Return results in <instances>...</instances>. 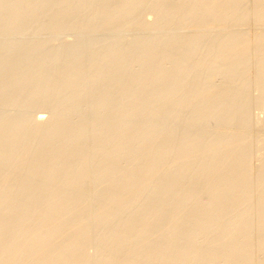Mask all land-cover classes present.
<instances>
[{
	"label": "bare ground",
	"instance_id": "bare-ground-1",
	"mask_svg": "<svg viewBox=\"0 0 264 264\" xmlns=\"http://www.w3.org/2000/svg\"><path fill=\"white\" fill-rule=\"evenodd\" d=\"M3 1V0H2ZM6 1V0H5ZM8 1H10V0H8ZM22 1V0H21ZM33 1V0H32ZM36 1V0H35ZM38 1V0H37ZM62 0H60V2H61ZM76 1V0H75ZM79 1V0H78ZM82 1V0H81ZM89 2H90V0H88ZM102 1V0H101ZM140 1V0H139ZM139 1H137V2H139ZM141 1H143V0H141ZM140 1V2H141ZM162 1V3H161V7L159 6V5H157V6H159L158 8L160 9V10H158V11H160V12H158L157 14H159V15H157L159 18H160V16L161 17H163L162 19L164 20V18L166 19V16H168V15H173L174 13H175V11L177 12L179 9H180V7H178L179 9H177L176 10V6L179 4V5H183V3L182 4H180L177 0L175 1V0H161ZM171 1H175L174 2V4H176L175 5V7H174V9H172V8H170L172 5H174ZM218 0H194L193 2L191 1V3H193V4H188V5H186V7H188V8H190V11H187L189 14H187L188 16L187 17H198L199 19H200V21H202V22H205L206 24H209L211 21H217V23H221V24H223V22H225V21H227L226 19L228 18L227 17V14L229 13V12H235V9L238 7V4H240V2L242 1V0H224V4H220L219 2H217ZM221 1V0H220ZM244 1V0H243ZM251 1V0H250ZM250 1H248V3L250 4ZM264 1V0H263ZM262 0H252V2H251V4H252V7H251V5H250V7H251V10H250V12H249V10H247L246 12L247 13H245V10L243 11L244 12V14L242 13V11L241 10H239V11H241L240 12V14H239V16H238V14H237V16L239 17V18H241V19H243V20H245L246 19V21L249 19V20H251V22H255L256 24H257V26H258V24L259 25H261L262 26V29L260 30V31H258V32H252L253 34L251 35L250 33H249V35H251V37H245V35L243 34H236V35H231L230 34V36H226V35H223V36H226V37H223L222 36V34L220 35V33H219V35H220V37L222 36L223 38L220 40V37H215V39L217 38V40H219V44H217V46H215L216 45V42H217V40L214 42L212 39H213V36H212V38H210L214 43H215V49H217V51L215 52V50H214V54L215 55H212V51L210 50V52H211V55L213 56L212 57V59H210V61H212V64L213 63H215V65H216V63L217 62H215V61H220L219 59H221L222 61H223V63L225 64H223L222 63V61H220L221 62V64H223V66H225V70H224V67H219V66H217L218 68H220L221 70H222V68H223V70L224 71H226V72H228L227 74L228 75H225V76H227V78H226V81H228V83H229V85H231L230 83V81H233L232 82V84L235 86V88L237 89V87H236V85L235 84H237V82L235 83L234 82V80L237 78H233V74H234V70L238 67H242V65H243V62L244 61H242L243 59V57L244 56H251L252 54H253V52H255L256 50L257 51H262V53H261V56H260V53H259V55L257 56L258 58H256V57H253L254 55H252V57L251 58H255V59H258L256 62H258V66L256 65V68H253V71L252 72H254L255 71V69H257L256 71H255V73H252V76H254V78L252 77L251 79H253V84L254 85H252V86H256V89H257V87H259L260 85H263L264 84V5H262V4H264V3H261V2H263ZM4 2V1H3ZM17 2V1H16ZM39 2V4H40V1H38ZM37 2V3H38ZM58 2H59V0H58ZM60 2H59V6H60ZM64 2V1H63ZM80 2V1H79ZM83 2V1H82ZM95 2V1H94ZM119 2H120V5L118 6L119 7V9H118V11L120 10L121 12H122V14H126V13H130L129 12V9L131 8L132 9V7H130V8H128V7H126V4H134V3H132L133 2V0H119ZM144 2H145V0H144ZM149 2H151L150 0H149ZM148 2V3H149ZM153 2V1H152ZM156 2H160V0H158V1H156ZM155 2V3H156ZM176 2H178V4L176 3ZM182 2V1H181ZM183 2H184V0H183ZM188 2H190V1H188ZM221 2H223V1H221ZM244 2H246V1H244ZM12 3V2H11ZM18 3V2H17ZM25 3H27V2H25ZM24 3V4H25ZM35 3V2H34ZM47 3V2H46ZM62 3V2H61ZM154 3V4H155ZM170 3H172V4H170ZM243 3V2H242ZM241 3V4H242ZM247 3V2H246ZM4 4V3H3ZM7 4V3H6ZM14 3H12L11 5H13ZM31 4V3H30ZM36 4V3H35ZM39 4H38V6H39ZM78 4V3H77ZM87 4V3H86ZM102 4V3H101ZM113 4V3H112ZM150 4V3H149ZM157 4V3H156ZM171 6H170V5ZM184 4H186V3H184ZM9 5V4H8ZM16 5V4H15ZM26 5V4H25ZM34 5V4H33ZM42 5V4H41ZM40 5V6H41ZM58 5V4H57ZM83 5V4H82ZM94 5V4H93ZM131 5V6H132ZM140 5H142L141 3H140ZM144 5H146L145 3L143 4V6ZM152 5V4H151ZM191 5V6H190ZM243 5V4H242ZM244 5H245V3H244ZM248 5V4H247ZM2 6V5H1ZM24 6V5H23ZM31 6V5H30ZM29 6V7H30ZM35 6V5H34ZM37 6V5H36ZM37 6V7H38ZM48 6V5H47ZM61 6H63V4L61 5ZM69 6V5H68ZM71 6H73L72 4H71ZM134 6V5H133ZM136 6V5H135ZM142 6V7H143ZM154 6V5H153ZM190 6V7H189ZM3 7V6H2ZM2 7H1V9H2ZM15 7H17V6H15ZM21 7V6H20ZM32 7V6H31ZM56 7V6H55ZM80 7H82V6H79V8ZM84 8H85V6H83ZM88 7V6H87ZM102 7V6H101ZM115 7V6H114ZM243 7V6H242ZM8 8V7H7ZM7 8H4V9H7ZM35 8V7H34ZM33 8V9H34ZM40 8V7H39ZM44 8V7H43ZM47 8H49V7H47ZM77 8H78V6H77ZM116 8V7H115ZM136 8V7H135ZM144 8V7H143ZM157 8V9H158ZM183 9H184V7H182ZM181 8V9H182ZM249 8V7H248ZM26 9H29L28 7L26 8ZM31 9V8H30ZM65 9V8H64ZM71 9V8H70ZM73 9V8H72ZM91 9V8H90ZM89 9V10H90ZM102 9V8H101ZM134 9V8H133ZM146 9H148V8H146ZM173 11H172V10ZM180 9V10H181ZM186 9V8H185ZM185 9L183 10V11H185ZM246 9V8H245ZM19 10H20V8H19ZM22 10H23V8H22ZM42 10V9H41ZM56 10V9H55ZM75 10V9H74ZM79 10V9H78ZM77 10V11H78ZM86 10V9H85ZM96 10V9H95ZM103 10H104V8H103ZM111 10V9H110ZM152 10V9H151ZM175 10V11H174ZM179 10V11H180ZM237 10V9H236ZM243 10V9H242ZM7 11V10H6ZM18 11V10H17ZM21 11V10H20ZM19 11V12H20ZM25 11V10H24ZM58 11V10H57ZM94 11V10H93ZM116 11V10H115ZM117 11V12H118ZM120 11L118 12V13H120ZM138 11V10H137ZM141 11V10H140ZM182 11V12H183ZM21 12H23V11H21ZM41 12V11H40ZM70 13H71V10L69 11ZM81 13L82 12H84V9H83V11H80ZM89 12H91V11H89ZM101 12V11H100ZM132 12V11H131ZM149 12V11H148ZM156 12H157V10H156ZM172 12V13H171ZM174 12V13H173ZM26 13V12H25ZM36 14H37V12H35ZM116 13V12H115ZM132 13H134V12H132ZM185 12H183V13H181V14H184ZM237 13H239V12H237ZM1 14V13H0ZM26 14H28V11H27V13ZM47 14V13H46ZM63 14V13H62ZM76 14V13H75ZM84 14V13H83ZM102 14H103V12H102ZM106 14V13H105ZM140 14H141V12H140ZM146 14H149V13H145V16H146ZM151 14V13H150ZM181 14H179L178 13V15L179 16H182L183 17V15H181ZM236 14V13H235ZM242 14V15H241ZM3 15V14H2ZM13 15V14H12ZM15 15V14H14ZM40 15H41V13H40ZM57 15V14H56ZM59 15V14H58ZM64 15V14H63ZM66 15V14H65ZM69 15H71V14H69ZM79 15V14H78ZM85 15V14H84ZM92 15H93V13H92ZM107 15V14H106ZM130 15H132V14H130ZM240 15H241V17H240ZM61 16V15H60ZM77 16V15H76ZM95 16V15H94ZM101 16V15H100ZM137 16V15H136ZM141 16V15H140ZM139 16V17H140ZM157 16L155 17V18H157ZM165 16V17H164ZM232 16H234V15H232ZM236 16V15H235ZM2 17V16H1ZM28 17V16H27ZM58 17V16H57ZM69 17V16H68ZM74 17V16H73ZM82 17V16H81ZM80 17V18H81ZM96 17V16H95ZM102 18L101 19H103V15L101 16ZM128 17V16H127ZM133 16H131V18H132ZM135 17V16H134ZM169 17V16H168ZM173 17H174V15H173ZM186 17V16H185ZM186 17V19H188ZM3 18H5V17H3ZM18 18V17H17ZM67 18V17H66ZM76 18H79V17H76ZM82 18H84V17H82ZM98 18H99V16H98ZM108 17H106V19H107ZM137 18V17H136ZM146 18H148V17H146ZM145 18V19H146ZM158 18V19H159ZM169 18H172V17H169ZM168 18V19H169ZM176 18V17H175ZM197 18V19H198ZM33 19V18H32ZM48 19V18H47ZM65 19V18H64ZM113 19V18H112ZM111 19V20H112ZM115 19V18H114ZM134 19V18H133ZM140 19V18H139ZM151 19V18H150ZM157 19V20H158ZM174 19V18H173ZM25 20V19H24ZM28 20V19H27ZM58 20H60V18L58 19ZM68 20V19H67ZM66 20V21H67ZM71 20H73V19H71ZM80 20H82V19H80ZM80 20H79V22H80ZM92 20H93V18H92ZM115 20H117V19H115ZM115 20H114V23H115ZM148 20H149V18H148ZM152 20H153V16H152ZM174 20H177V18L176 19H174ZM184 20V19H183ZM193 20H195L194 18H193ZM236 20V19H235ZM240 20V19H239ZM242 20V21H243ZM253 20V21H252ZM29 21V20H28ZM31 21H33V20H31ZM30 21V22H31ZM65 21V22H66ZM90 21V20H89ZM89 21H87V23L89 22ZM95 21H96V18H95ZM106 21V20H105ZM108 21V20H107ZM121 21V20H120ZM134 21H137V20H134ZM160 21V20H159ZM159 21H157V22H159ZM192 21V20H191ZM196 21V20H195ZM231 21V20H230ZM241 21V22H242ZM46 22V21H45ZM59 22V21H58ZM61 22V21H60ZM71 22V21H70ZM69 22V23H70ZM74 22H75V20H74ZM73 22V23H74ZM99 22H100V20H99ZM104 22V21H103ZM118 22V21H117ZM123 22H125V23H127L126 21H123ZM122 22V23H123ZM143 22V21H142ZM142 22H141V25H142ZM156 22V21H155ZM155 22H152L153 24L155 23ZM161 22V21H160ZM168 22V21H167ZM169 22H172V21H170L169 20ZM181 21H179V23H180ZM232 22V21H231ZM235 22L236 21H234L233 23L235 24ZM238 22V21H237ZM240 22V21H239ZM248 22V21H247ZM247 22H244L245 24L247 23ZM250 22V21H249ZM250 22V23H251ZM5 23H7V22H5ZM11 23V22H10ZM15 23H16V21H15ZM49 23V22H48ZM48 23H47V25H48ZM53 23V22H52ZM105 23V22H104ZM103 23V24H104ZM145 23V22H144ZM175 23V22H174ZM177 23V22H176ZM204 23V24H205ZM226 23H228V21L226 22ZM230 23V22H229ZM228 23V24H229ZM243 23V24H244ZM2 24V23H1ZM13 24V23H12ZM18 24V23H17ZM33 24V23H32ZM31 24V25H32ZM100 24V23H99ZM107 24V23H106ZM137 24H139V23H137ZM172 24H173V22H172ZM194 24H197V23H195L194 22ZM199 24V23H198ZM201 24H203V23H201ZM205 24V25H206ZM214 24V23H213ZM232 24V23H231ZM237 25H238V23H236ZM235 24V25H236ZM243 24H241L242 25V27H243ZM252 24V23H251ZM254 24V23H253ZM256 24H254V26L256 25ZM39 25V24H38ZM54 25V24H53ZM75 25V24H74ZM73 25V26H74ZM79 25V24H78ZM81 25V24H80ZM109 25V24H108ZM116 25V24H115ZM118 25V24H117ZM124 25V24H123ZM122 25V26H123ZM140 25V26H141ZM146 25H147V23H146ZM155 25V24H154ZM157 25V24H156ZM190 25V24H189ZM210 25V24H209ZM211 25H212V23H211ZM217 25V24H216ZM219 25V24H218ZM11 26V25H10ZM66 26V25H65ZM72 26V27H73ZM90 26V25H89ZM125 26V25H124ZM123 26V27H124ZM128 26H130V25H128ZM148 26V25H147ZM146 26V27H147ZM170 26V25H169ZM175 26V25H174ZM181 26H182V24H181ZM188 26V25H187ZM198 26V25H197ZM200 26V25H199ZM198 26V27H199ZM204 26V25H203ZM206 26H208V25H206ZM213 26V25H212ZM211 26V27H212ZM223 26V25H222ZM232 26V25H231ZM230 26V27H231ZM251 26V25H250ZM5 27V26H4ZM34 27V26H33ZM32 27V28H33ZM38 27V26H37ZM78 27V26H77ZM81 27V26H80ZM93 27H94V25H93ZM96 27V26H95ZM118 27H120V26H118ZM134 27V26H133ZM139 27V26H138ZM149 27H151V26H149ZM158 27V26H157ZM160 27V26H159ZM171 27V26H170ZM173 27V26H172ZM190 27H191V25H190ZM200 27H202V25L200 26ZM225 27H226V24H225ZM227 27H228V25H227ZM226 27V28H227ZM237 27H239V26H237ZM246 26H244V28H245ZM253 27V26H252ZM13 28V27H12ZM16 28V27H15ZM49 27H47V29H48ZM67 28H68V26H67ZM74 28V27H73ZM104 28V27H103ZM105 28H106V26H105ZM105 28H104V30H105ZM135 28H136V26H135ZM141 28V27H140ZM155 28V27H154ZM162 28V27H161ZM188 28V27H187ZM221 28V27H220ZM233 28H235V27H233ZM7 29H9V28H7ZM6 29V30H7ZM23 29V28H22ZM37 29V28H36ZM40 29V28H39ZM58 29V28H57ZM75 29V28H74ZM76 29H78V28H76ZM83 29V28H82ZM88 29V28H87ZM86 29V30H87ZM107 29V28H106ZM114 29V28H113ZM116 29V28H115ZM118 29V28H117ZM120 30H121V28H119ZM125 29H126V27H125ZM129 29V28H128ZM134 29V28H133ZM163 29V28H162ZM168 29L169 28H167V30L166 31H168ZM172 29H174V28H172ZM189 29H191V28H189ZM200 29V28H199ZM207 29V28H206ZM209 29H216V28H210V26H209V28H208V30ZM229 29V28H228ZM232 29V28H231ZM237 29V28H236ZM236 29H234V30H236ZM239 29V28H238ZM242 29V28H241ZM246 29V28H245ZM258 29V28H257ZM4 30V29H3ZM15 30V29H14ZM25 30H27V29H25ZM65 30V29H64ZM99 30H100V28H99ZM98 30V31H99ZM103 30V29H102ZM109 30V29H108ZM119 30V31H120ZM123 30V29H122ZM129 30H131V29H129ZM128 30V31H129ZM137 30H140V29H137ZM149 30V29H148ZM171 30V29H170ZM169 30V31H170ZM177 30V29H176ZM194 30H195V28H194ZM252 30V29H251ZM254 30H255V28H254ZM9 31V30H8ZM10 31H11V28H10ZM50 31V30H49ZM60 31V30H59ZM72 31V30H71ZM75 31V30H74ZM90 30H88V32H89ZM101 31V30H100ZM109 31H112V30H109ZM118 31V32H119ZM150 31V30H149ZM179 31V30H178ZM177 31V32H178ZM184 31V30H183ZM188 31V30H187ZM210 31V30H209ZM212 31V30H211ZM231 31V30H230ZM237 31V30H236ZM241 31V30H240ZM18 32V31H17ZM34 32V31H33ZM45 32V31H44ZM47 32V31H46ZM66 32V31H65ZM77 32H79V31H77ZM76 32V33H77ZM81 32V31H80ZM83 32V31H82ZM87 32V33H88ZM92 32V31H91ZM116 32H117V30H116ZM117 32V33H118ZM185 32V31H184ZM193 33H194V31H192ZM200 32V31H199ZM6 33V32H5ZM20 33V32H19ZM42 33V32H41ZM54 33V32H53ZM62 33V32H61ZM72 33V32H71ZM93 33H94V31H93ZM175 33V32H174ZM191 33V32H190ZM207 33V32H206ZM224 33H225V31H224ZM1 34V33H0ZM7 34V33H6ZM24 34V33H23ZM39 34H40V32H39ZM44 34V33H43ZM72 34H74V33H72ZM81 34V33H80ZM91 34V33H90ZM147 34V33H146ZM183 34V33H182ZM196 34V33H195ZM215 34V33H214ZM217 34V33H216ZM229 33L227 32V35H228ZM233 34V33H232ZM22 35V34H21ZM52 35V34H51ZM81 35H83V34H81ZM87 35V34H86ZM170 35V34H169ZM176 35V34H175ZM207 35V34H206ZM212 35V34H211ZM218 35V36H219ZM33 36V35H32ZM39 36V35H38ZM93 36V35H92ZM117 36V35H116ZM158 36H161V35H158ZM174 36V35H173ZM180 36V35H179ZM192 36H193V34H192ZM216 36V35H215ZM1 37V36H0ZM18 37H19V35H18ZM21 37V36H20ZM19 37V38H20ZM53 37H54V35H53ZM67 37V36H66ZM69 37V36H68ZM76 37V36H75ZM105 37H107V36H105ZM112 37V36H111ZM154 37V36H153ZM166 37H168V36H166ZM207 37V36H206ZM79 38V37H78ZM109 38V37H108ZM170 38H172V37H170ZM183 38V37H182ZM195 38V37H194ZM202 38L203 37H201V40H202ZM3 39V38H2ZM10 39V38H9ZM22 39V38H21ZM46 39V38H45ZM50 39H51V37H50ZM84 39H85V36H84ZM147 39V38H146ZM145 39V40H146ZM154 39V38H153ZM162 39V38H161ZM160 39V40H161ZM184 39H186V38H184ZM184 39H182V40H184ZM11 40V39H10ZM10 40H8V41H10ZM12 40H15V39H12ZM11 40V41H12ZM27 40V39H26ZM44 40V39H43ZM65 40V39H64ZM79 40V39H78ZM77 40V41H78ZM123 40H124V38H123ZM130 40V39H129ZM143 40H144V38H143ZM150 40H151V38H150ZM173 40V39H172ZM175 41H176V39H174ZM179 40V39H178ZM182 40H180V42L182 41ZM187 40V42L189 41V43L193 40L194 41V39H193V37H190L189 38V35H188V38L186 39ZM186 40H184L185 42H186ZM199 41H200V39H198ZM211 40H210V42H211ZM0 41L1 42H3V40H1L0 39ZM4 41H6V40H4ZM11 41H10V44L9 45H11ZM22 41V40H21ZM28 41V40H27ZM80 41H81V39H80ZM86 41V40H85ZM106 41V40H105ZM108 41V40H107ZM119 41V40H118ZM117 41V42H118ZM142 41V40H141ZM147 41V40H146ZM152 41V40H151ZM156 41V40H155ZM154 41V42H155ZM174 41V42H175ZM204 41V40H203ZM127 42V41H126ZM130 42V41H129ZM149 42V41H148ZM160 42V41H159ZM163 42H164V40H163ZM165 42H167V40L165 41ZM177 42V41H176ZM176 42H175V44H176ZM179 42V43H180ZM183 42V41H182ZM182 42L180 43L182 46H183V44H182ZM196 42H198L197 40H196ZM204 42H207V41H204ZM213 42H211V44L213 43ZM4 43V42H3ZM19 43V42H18ZM28 43V42H27ZM48 43V42H47ZM51 43V42H50ZM63 43V42H62ZM66 43V42H65ZM77 43V42H76ZM83 43V42H82ZM101 43V42H100ZM110 43H112V42H110ZM114 43V42H113ZM121 43V42H120ZM119 43V44H120ZM152 43V42H151ZM194 43H195V41H194ZM200 43V45L199 46H201V42H199ZM213 43V44H214ZM78 44V43H77ZM76 44V45H77ZM97 44V43H96ZM116 44H118V43H116ZM124 44V43H123ZM126 44V43H125ZM128 44V43H127ZM131 44H133V42L131 43ZM140 44V43H139ZM143 44H146V43H143ZM150 44V43H149ZM158 44V43H157ZM156 44V45H157ZM179 44V45H180ZM197 44V43H196ZM23 45V44H22ZM29 45V44H28ZM51 45V44H50ZM80 46H79V48L81 47V44H79ZM93 45H95L94 43H93ZM104 45V44H103ZM128 45H130V44H128ZM174 45V44H173ZM177 45H178V43H177ZM177 45H176V47H177ZM178 46L177 48H179V47H181L182 48V46ZM190 45H192V42H191V44ZM210 45V44H209ZM209 45H207L206 46V48L209 46ZM4 46V45H3ZM7 46V45H6ZM6 46H5V48H6ZM24 46H26V44L24 45ZM32 46V45H31ZM64 46V45H63ZM71 46V45H70ZM78 46V45H77ZM99 46V45H98ZM102 46V45H101ZM105 46V45H104ZM103 46V47H104ZM121 46V45H120ZM132 46V45H131ZM134 46V45H133ZM132 46V47H133ZM150 46V45H149ZM153 46V45H152ZM158 46H159V44H158ZM172 46V45H171ZM188 46V45H187ZM202 46H204V45H202ZM201 46V47H202ZM34 47V46H33ZM75 46H73V48H74ZM84 47H87L86 45L84 46ZM114 47V46H113ZM126 47V46H125ZM130 47V46H129ZM134 47H136V45L134 46ZM141 47V46H140ZM139 47V48H140ZM142 47H144V46H142ZM148 47V46H147ZM147 47H145V50L144 51H146V48ZM151 47V46H150ZM160 47V46H159ZM176 47H175V49H176ZM184 47H185V45H184ZM190 48L192 47V46H189ZM198 47V46H197ZM9 48V47H8ZM30 48V47H29ZM66 48V47H65ZM77 48V47H76ZM76 48H74L75 50H78V49H76ZM93 48V47H92ZM91 48V49H92ZM100 48H102V47H100ZM161 48V47H160ZM162 48H163V46H162ZM161 48V49H162ZM173 48V47H172ZM180 48V49H181ZM187 48V47H186ZM205 48V49H206ZM212 48V47H211ZM1 45H0V51H1ZM13 49V47L11 46V48H9L8 50H12ZM26 50L28 49V48H25ZM24 49V50H25ZM68 49V48H67ZM74 49H72V50H74ZM81 49H85V48H81ZM87 49V48H86ZM103 49V48H102ZM101 49V50H102ZM110 49V48H109ZM109 49H108V47H107V50L109 51ZM112 49V48H111ZM117 49V48H116ZM154 50L153 48H150V50ZM155 49H157L156 47H155ZM164 49V48H163ZM194 49V48H193ZM198 49H200V47L198 48ZM209 49H210V47H209ZM25 50V51H26ZM45 50V49H44ZM98 50V49H97ZM125 50V49H124ZM132 50V49H131ZM130 50V51H131ZM136 50V49H135ZM135 50H134V53L133 54H136L135 53ZM149 49L146 51L147 53L150 51ZM151 50V51H152ZM166 50H167V52H168V49L166 48ZM171 51H172V49H170ZM174 50V49H173ZM191 50V49H190ZM29 51V50H28ZM36 51H38V50H36ZM46 51V50H45ZM49 51H50V49H49ZM48 51V52H49ZM54 51V50H53ZM59 50H57V52H58ZM81 51V50H80ZM80 51H78V53H77V56H78V54L80 53ZM85 51V50H84ZM142 51H143V49H142ZM142 51L139 49V52H141L142 53ZM143 51V52H144ZM151 51H150V53H151ZM171 51H169V52H171ZM178 51V50H177ZM181 51H183V50H181ZM180 51V52H181ZM193 51V50H192ZM191 51V52H192ZM194 51H195V49H194ZM198 51V50H197ZM207 51V50H206ZM209 51V50H208ZM2 52V54H3V51H1ZM6 52H8L7 50L5 51V53ZM12 52V51H11ZM21 52V51H20ZM63 52V51H62ZM76 52V51H75ZM86 52H87V50H86ZM98 52H99V50H98ZM102 52V51H101ZM100 52V53H101ZM118 52V51H117ZM119 52H121L122 53V50L121 51H119ZM138 52V51H137ZM146 52H145V54H146ZM155 52V51H154ZM166 52V51H165ZM179 52V53H180ZM196 52V51H195ZM209 52V53H210ZM13 53H14V51H13ZM12 53V54H13ZM27 53V52H26ZM37 53V52H36ZM39 54H40V52H38ZM45 53H47V51L45 52ZM66 53V52H65ZM70 53V52H69ZM68 53V54H69ZM73 53V52H72ZM82 53V52H81ZM108 53V52H107ZM157 53H158V51H157ZM161 53V52H160ZM174 53V52H173ZM172 53V54H173ZM176 53V52H175ZM184 53V52H183ZM189 53V52H188ZM200 53V52H199ZM202 53V52H201ZM204 53V52H203ZM208 53V54H209ZM256 53V52H255ZM258 53V52H257ZM1 54V53H0ZM1 54V55H2ZM8 54V53H7ZM19 55H20V53H18ZM23 54V53H22ZM30 54V53H29ZM33 54H34V52H33ZM42 54V53H41ZM40 54V55H41ZM50 54V53H49ZM48 54V55H49ZM53 54V53H52ZM63 54V53H62ZM67 54V56H70V55H68ZM84 54H86V53H84ZM97 54V53H96ZM95 54V55H96ZM105 54V53H104ZM109 54V53H108ZM118 54V53H117ZM123 54V53H122ZM129 54H130V52H129ZM149 54V53H148ZM153 54V53H152ZM151 54V55H152ZM162 54V53H161ZM194 54V53H193ZM9 55V54H8ZM6 55V58L7 57H9V56H11V55ZM14 55V54H13ZM39 55V56H40ZM57 55V54H56ZM72 55V54H71ZM83 55V54H82ZM101 56H102V54H100ZM107 55V54H106ZM136 55H138V54H136ZM151 55L150 56H148L147 55V57H151ZM164 55V54H163ZM176 55H178V52H177V54ZM181 55H182V53H181ZM195 55V54H194ZM202 55V54H201ZM204 55V54H203ZM211 55H208V56H206V57H208V60H209V56L211 57ZM4 56V55H3ZM18 56V55H17ZM59 56V55H58ZM74 56H76V55H72V56H70V59H71V57L73 58ZM76 56V57H77ZM105 56V55H104ZM108 56V55H107ZM111 56V55H110ZM124 56H126V55H124ZM129 56H131V55H129ZM133 56V55H132ZM141 56V55H140ZM156 56V55H155ZM162 56V55H161ZM169 56V55H168ZM187 56H189L188 54H187ZM248 56V57H249ZM1 57V56H0ZM14 57V56H13ZM12 57V58H13ZM21 57H22V55H21ZM32 57V56H31ZM35 57V56H34ZM37 57V56H36ZM43 57H44V55H43ZM43 57H38L39 58V60L41 59V58H43ZM76 57L75 58H73V60L74 59H76ZM97 57V56H96ZM100 57V56H99ZM99 57H97V58H99ZM103 57V56H102ZM152 57H154V54H153V56ZM159 57H160V54H159ZM173 57V56H172ZM177 57V56H176ZM175 56H174V59L176 58ZM182 57H183V55H182ZM185 57L186 56H184V59H185ZM190 57H192V56H190ZM196 57V56H195ZM204 57H205V55H204ZM203 57V58H204ZM23 58V57H22ZM22 58H20L19 57V59H17V57L15 56L13 59L14 60H20V59H22ZM53 58V57H52ZM58 58L59 57H57V62L59 61L58 60ZM61 58V57H60ZM77 58H79V57H77ZM82 58V57H81ZM83 58H85V57H83ZM108 58V57H107ZM110 58V57H109ZM116 58V57H115ZM118 58H120V57H118ZM139 58V57H138ZM145 58V57H144ZM187 58V57H186ZM194 58V57H193ZM245 58V57H244ZM9 59V58H8ZM11 59V58H10ZM44 59V58H43ZM47 59V58H46ZM63 59V58H62ZM68 59V58H67ZM80 59V58H79ZM87 59V58H86ZM126 59V58H125ZM124 59V60H125ZM130 59H132V58H130ZM134 59V58H133ZM132 59V60H133ZM154 59V58H153ZM157 59H158V56H157ZM162 59H164L163 57H162ZM162 59H160L161 61H162ZM183 58L181 59V57L180 58H177V61H178V63H181V62H183V60H184ZM192 59V58H191ZM199 59H201V58H199ZM206 59V58H205ZM255 59H253L254 61H255ZM3 60H5V59H3ZM17 60L15 61L16 63H17ZM25 60H26V58H25ZM24 60V61H25ZM27 60H30V58L28 59L27 58ZM26 60V61H27ZM32 60H34V59H32ZM38 60V59H37ZM36 59L34 60V61H36V62H38ZM51 60V59H50ZM53 60V59H52ZM69 60V59H68ZM83 60V59H82ZM100 61H101V59H99ZM98 60V61H99ZM113 60V59H112ZM117 60V59H116ZM123 60V59H122ZM135 60V59H134ZM140 60H142V58H140ZM139 60V61H140ZM155 60H156V58H155ZM159 60V61H160ZM166 60V59H165ZM172 61H175V60H173V59H171ZM195 60V59H194ZM246 61H248V63L247 62H244L245 64L244 65H247V64H250L251 65V62H252V60H250V63H249V60H247V58L245 59ZM7 61V60H6ZM11 61V60H10ZM22 61H23V59H22ZM41 62H39L38 64H40L41 65V63H42V60H40ZM46 61H48V60H46ZM45 61V62H46ZM61 61V60H60ZM70 61H72V60H69V62ZM75 61V60H74ZM78 61V60H77ZM77 61H75V62H77ZM110 61V60H109ZM115 61V60H114ZM119 61V60H118ZM121 61V60H120ZM120 61H119V64H120ZM151 61V60H150ZM153 61V60H152ZM192 61V60H191ZM253 61V62H254ZM1 62V64H2V60L0 61ZM3 62H5V61H3ZM12 62V61H11ZM43 62H44V60H43ZM53 62V61H52ZM56 62V63H57ZM68 62V61H67ZM69 62H68V64H69ZM74 62V63H75ZM82 62V61H81ZM89 62V61H88ZM95 61H93V63H94ZM108 62V61H107ZM124 62V61H123ZM122 61H121V63H123ZM128 62V61H127ZM130 62V61H129ZM133 62V61H132ZM135 62V61H134ZM140 62H142V61H140ZM186 62V61H185ZM189 62H190V60H189ZM193 62V61H192ZM195 62H197V61H195ZM194 62V63H195ZM199 62H201V61H199ZM206 62V61H205ZM220 62H218L219 64H220ZM6 63H8L7 64V66L9 67V62H5V64ZM55 63V62H54ZM62 63V62H61ZM66 63V62H65ZM77 63H79V62H77ZM83 63V62H82ZM85 63V62H84ZM98 63V62H97ZM97 63H94V64H97ZM106 63V62H105ZM112 63H113V61H112ZM125 63V62H124ZM162 63V62H161ZM168 63H169V61H168ZM247 63V64H246ZM4 64V63H3ZM4 64V65H5ZM15 64V63H14ZM50 65H51V63H49ZM60 64V63H59ZM106 64H108V63H106ZM135 64V63H134ZM139 64V62L137 63V65ZM141 64V63H140ZM150 64V63H149ZM164 64V63H163ZM163 64H160V65H158V66H162ZM193 64V63H192ZM211 64V62L209 63V66L211 65V68H212V65ZM4 65H0V67L2 66V67H4L5 68V66ZM21 65H25L24 63L23 64H21ZM70 65V64H69ZM71 65H74L73 63L71 64ZM83 65V64H82ZM84 65H86V64H84ZM127 65H128V63H127ZM143 65H144V63H143ZM151 65V64H150ZM149 65V66H150ZM152 65H155V64H153V62H152ZM152 65L150 66V67H152ZM174 65V64H173ZM172 65V66H173ZM188 65L189 66H191V64L190 63H188ZM187 65V66H188ZM194 65V64H193ZM197 65V64H196ZM207 65H208V63H207ZM218 65V64H217ZM11 66V65H10ZM20 66V65H19ZM19 66H17V67H19ZM66 66H67V64H66ZM99 66H100V63H99ZM101 66L103 67L104 65L101 63ZM109 66L110 65H108V68H109ZM112 66H115V65H112ZM122 67H123V65H121ZM126 66V65H125ZM133 67H134V65H132ZM209 66L207 67V68H209ZM248 66V65H247ZM13 66H11L10 68H12ZM17 67H15V68H17ZM29 67V66H28ZM34 66H32L31 67V70H33L32 68H33ZM45 67V66H44ZM62 67V66H61ZM61 67H60V70H61ZM69 67V66H68ZM71 67V66H70ZM75 67V66H74ZM73 67V68H74ZM83 67V66H82ZM130 66L128 65V68H129ZM149 67V68H150ZM155 67H157L156 65H155ZM167 67V66H166ZM179 67H180V65H179ZM192 67V66H191ZM191 67H189L190 69H191ZM196 67H198V66H196ZM200 67L201 66H199V69H200ZM203 67V66H202ZM216 67V66H215ZM236 67V68H235ZM244 67V66H243ZM253 67V66H252ZM27 68V67H26ZM25 68V69H26ZM42 68V67H41ZM46 68V67H45ZM49 68V67H48ZM47 68V69H48ZM59 68V67H58ZM63 68L65 69L66 67H64L63 66ZM86 68V67H85ZM95 68V67H94ZM108 68H106V70L108 69ZM113 68H115V67H113ZM113 68H112V70H113ZM121 68V67H120ZM128 68H127V70H128ZM136 68V67H135ZM134 68V69H135ZM141 69H143L142 67H140ZM145 68V67H144ZM149 68H147V69H149ZM158 68V69H157ZM156 69H154V71L153 72H155L154 74H155V78L157 79H161V77H162V79L164 80L165 79V77H167L168 76V74L166 75V70H165V72H164V68H163V72H162V69L160 70L159 69V67H157ZM169 68V67H168ZM176 68V67H175ZM182 68V66L180 67V69ZM184 68V67H183ZM188 68V69H189ZM245 69L247 68L246 66L244 67ZM249 68H251L250 66H249ZM9 69V68H8ZM7 69V70H8ZM30 69V68H29ZM44 69V68H43ZM43 69H42V71H43ZM53 69V68H52ZM57 69V68H56ZM67 69V68H66ZM84 69V68H83ZM118 69V68H117ZM123 69H125V68H123ZM137 70H138V66H137V68H136ZM186 69V68H185ZM187 69V70H188ZM194 69V68H193ZM197 69V68H196ZM199 69L197 70V71H199ZM240 69V68H239ZM243 68H241V70H242ZM245 69H244V71H245ZM5 70H6V68H5ZM16 70V69H15ZM15 70H14V72H15ZM18 70V69H17ZM19 70H21V68H19ZM28 70V69H27ZM37 70H39L38 72L39 73H41L40 71H41V69H37ZM49 70V69H48ZM55 70V69H54ZM53 70V71H54ZM60 70H59V72H58V70H57V72L58 73H60ZM100 70V69H99ZM99 70H98V72H99ZM102 70V69H101ZM105 70V69H104ZM130 70H132V68L130 69ZM146 70V69H145ZM152 70H153V68H152ZM174 70V69H173ZM176 70H178V68L176 69ZM187 70H185V71H187ZM218 70V69H217ZM238 70V69H237ZM237 70L235 71L236 72V75L239 73V72H237ZM248 70V69H247ZM10 71H11V69H10ZM26 71V70H25ZM52 71V70H51ZM114 71V70H113ZM116 71H118V70H116ZM135 71V70H134ZM141 71V70H140ZM169 72H170V69L168 70ZM181 71V70H180ZM184 71V72H185ZM190 71V70H189ZM196 70H194V72H195ZM196 71V72H197ZM202 71H203V69H202ZM209 71V70H208ZM224 71H222V72H224ZM33 72H36V73H38L37 71H33ZM44 72V71H43ZM46 72H48V71H46ZM45 72V73H46ZM50 72V71H49ZM73 71H71V72H69V73H72ZM97 72V73H98ZM101 72V71H100ZM107 72V71H106ZM108 72H109V70H108ZM112 72V71H111ZM115 72V71H114ZM121 72V71H120ZM123 72V71H122ZM121 72V74L123 75L124 73H122ZM125 72V71H124ZM127 72V71H126ZM129 72V71H128ZM135 72H137V71H135ZM183 72V73H184ZM193 72V73H194ZM218 72V71H217ZM216 72V73H217ZM222 72H220L221 74H222ZM225 72V73H226ZM246 72V71H245ZM244 72V73H245ZM11 73H13V71L11 72ZM16 73H18V71L16 72ZM20 73H22V71L20 72ZM140 73V72H139ZM144 73H146V72H144ZM147 73H150V72H148V70H147ZM147 73L145 74L146 76H147ZM163 73H164V75H166L165 77H164V75H163ZM176 73V71H174V74ZM181 73V72H180ZM180 73H178V74H180ZM182 73V74H183ZM186 74H187V72H185ZM192 72L190 71V74H191ZM200 73V72H199ZM208 73V72H207ZM240 73H242V72H240ZM239 73V74H240ZM244 73H242V74H244ZM1 74H3V75H1V76H4V75H6V76H8V80L9 79H11L10 77H12V76H10L9 77V75H8V71L6 72L5 71V73H1ZM50 74H52L51 72L48 74V75H50ZM77 74V73H76ZM75 74V75H76ZM83 74H85V70H84V73ZM87 74V73H86ZM85 74V75H86ZM93 74H95V73H93ZM109 74H110V72H109ZM112 74H113V72H112ZM115 74H116V72H115ZM118 75H119V73H117ZM117 74H116V76H114V79L115 78H117ZM121 74L119 75V76H121ZM130 74V73H129ZM133 74V73H132ZM135 74V73H134ZM142 74V73H141ZM140 74V75H141ZM153 74V73H152ZM171 74H172V72H171ZM170 74V75H171ZM177 74V73H176ZM182 74H180V75H182ZM202 74V73H201ZM204 74V73H203ZM209 74H210V72H209ZM218 74H219V72H218ZM218 74H216V75H218ZM255 74V75H254ZM11 75V74H10ZM13 75V74H12ZM17 75V74H16ZM19 75V74H18ZM17 75V76H18ZM21 75V74H20ZM22 75H25V74H22ZM29 74H27V77H29L28 76ZM32 75H33V73H32ZM31 74H30V76H32ZM47 75V74H46ZM53 75V74H52ZM70 75V74H69ZM74 75V76H75ZM98 75H99V73H98ZM101 75H102V73H101ZM126 75H128V74H126ZM150 75H151V73H150ZM195 75V74H194ZM196 75H198V74H196ZM215 75V74H214ZM245 75H249V74H245ZM26 76V75H25ZM34 76V75H33ZM37 76H40V75H37ZM43 76H45V74L43 75ZM87 76V75H86ZM88 76H89V73H88ZM135 77H137V76H139L138 74H137V76H136V74L134 75ZM143 76V75H142ZM154 75H152V77L151 78H154L153 77ZM178 75H176V77H177ZM183 76H185L184 74H183ZM190 76V75H189ZM192 77H193V74L191 75ZM218 76H220V75H218ZM225 76H224V78H225ZM15 76L13 75V78H14ZM26 77V78H27ZM35 77V76H34ZM59 77V76H58ZM80 77V76H79ZM82 77V76H81ZM80 77V78H81ZM85 77V76H84ZM91 77H92V75H91ZM106 77V76H105ZM107 77H108V75H107ZM111 77V76H110ZM113 77V76H112ZM122 77V78H121ZM120 77V79H122V80H124L123 79V76H121ZM134 77V78H135ZM145 77V76H144ZM144 77H142V79H143V81H144ZM148 77H149V74H148ZM170 76H168V78H169ZM172 77V76H171ZM179 77V76H178ZM191 77V78H192ZM196 77V76H195ZM241 77H243V75H241ZM25 78V77H24ZM26 78L24 79L25 80V83H26V85L28 84L27 82H26ZM83 78V77H82ZM86 78V77H85ZM119 78V77H118ZM125 78V77H124ZM131 78V77H130ZM141 77H137V79H140ZM147 78V77H146ZM145 78V79H146ZM168 78H166V79H168ZM173 78V77H172ZM183 77H181V79H182ZM199 78V77H198ZM215 78V77H214ZM239 78V77H238ZM248 78H250V77H248ZM14 79H16V77L14 78ZM21 79H22V77H21ZM30 79V78H29ZM35 79H38V80H40L39 78H36L35 77ZM35 79H33V80H35ZM42 79H43V77H42ZM42 79H41V81H42ZM45 80H46V78H44ZM43 79V80H44ZM51 79V78H50ZM63 79V78H62ZM109 79V78H108ZM108 79H107V81H108ZM111 79V78H110ZM120 79H116L117 80V82H119V80ZM132 79V78H131ZM130 79V80H131ZM136 78H135V80L134 79H132V80H134V81H136L137 80ZM142 79H140L141 81L140 82H143L142 81ZM165 79V80H166ZM189 79V78H188ZM188 79H186V80H188ZM234 79V80H233ZM240 80H241V78H239ZM245 79H247V77L245 78ZM244 79V80H245ZM23 80V79H22ZM47 80H49V79H47ZM52 80H53V78H52ZM56 80V79H55ZM58 80H59V78H58ZM61 80V79H60ZM72 80V79H71ZM77 80H78V77H77ZM97 80V79H96ZM116 80H114V81H116ZM127 80V79H126ZM129 80V79H128ZM149 80V79H148ZM151 80V79H150ZM155 80V79H154ZM164 80V81H165ZM176 80H178V79H176ZM175 80V81H176ZM183 80V79H182ZM197 80V79H196ZM199 80V79H198ZM202 80V79H201ZM221 80H222V77H221ZM243 80V81H244ZM16 81H17V79L16 80H14V83L16 84ZM21 81V80H20ZM19 81V82H20ZM28 81V80H27ZM51 81V80H50ZM70 81V80H69ZM69 81H67V82H69ZM73 81V80H72ZM71 81V82H72ZM76 81V80H75ZM74 81V82H75ZM88 81V80H87ZM104 81H105V79H104ZM139 81V80H138ZM167 81V80H166ZM170 81V80H169ZM178 81H180V79L178 80ZM177 81V82H178ZM209 81V80H208ZM214 81V80H213ZM224 81H225V79H224ZM238 81V80H237ZM248 81V80H247ZM250 81V80H249ZM9 82V81H8ZM7 82V80L5 81V83L7 84L8 83ZM11 82V81H10ZM8 83L7 85V87H8V90H7V87H6V90H7V92H9L10 90H9V88L10 89H12L13 87H14V85H13V87H12V84H14V83ZM13 82V81H12ZM19 82H18V84H17V87H18V91H19V89H22V88H20L19 87ZM24 82V81H23ZM22 82V83H23ZM31 82V81H30ZM38 82V81H37ZM43 82V81H42ZM41 82V83H42ZM52 82V81H51ZM50 82V83H51ZM66 82V79H65V81H64V83ZM77 82V81H76ZM78 82H81V81H78ZM95 82V81H94ZM120 82H122V81H120ZM129 82V81H128ZM128 82H126V84L128 83ZM130 82H132V81H130ZM129 82V84L130 85H126V88H127V86H130V87H132L131 85L133 84V83H130ZM145 82H147V80H145ZM144 82V83H145ZM162 82V81H161ZM160 82V83H161ZM182 82V81H181ZM181 82H178V83H181ZM193 82V81H192ZM204 82V81H203ZM206 82V81H205ZM210 83H211V81H209ZM223 82V81H222ZM240 82V81H239ZM246 82V81H245ZM245 82H244V84H245ZM251 82H252V80H251ZM1 83V82H0ZM5 83H3V85H5ZM44 83H45V81H44ZM49 83V82H48ZM61 82L59 81V84H60ZM82 83V82H81ZM85 83V82H84ZM103 83H105V82H103ZM102 83V84H103ZM123 83V82H122ZM124 83H125V81H124ZM139 83V82H138ZM138 83H136V85L138 84ZM157 83V82H156ZM155 83V84H156ZM158 83H159V81H158ZM163 83V82H162ZM165 83V82H164ZM176 83V82H175ZM183 83V82H182ZM188 83V82H187ZM198 83H199V81H198ZM242 84H243V82H241ZM250 83V82H249ZM2 84V83H1ZM1 84H0V86H1ZM9 84H11V86L9 85ZM24 84V83H23ZM45 84H47V81H46V83ZM55 84V83H54ZM62 84V83H61ZM60 84V85H61ZM66 84V83H65ZM64 84V85H65ZM97 84V83H96ZM99 84H100V81H98V86H99ZM106 84V83H105ZM112 84V83H111ZM140 84V83H139ZM143 84V83H142ZM141 84V85H142ZM168 84V83H167ZM172 84H174V82L172 83ZM195 84H196V82H195ZM205 84V83H204ZM208 84V83H207ZM218 84V83H217ZM225 84V83H224ZM244 84H243V86H244ZM22 85V84H21ZM25 85V84H24ZM37 85H39V84H37ZM50 85V84H49ZM52 85V84H51ZM58 85V84H57ZM71 86L72 85H74L73 84V82H72V84H70ZM70 85H69V87H70ZM75 85H76V83H75ZM77 85H78V83H77ZM76 85V86H77ZM82 85V84H81ZM86 85H87V83H86ZM88 85H90V84H88ZM101 85V84H100ZM107 85H109V83L107 84ZM135 85V84H134ZM134 85H133V88H134ZM144 85H146V84H144ZM164 85V84H163ZM162 85V86H163ZM165 85H166V83H165ZM182 85V84H181ZM185 85H186V82H185ZM190 85V86H189ZM189 85L187 84V87L189 86L190 87V92H191V90H193L194 88L192 87V89H191V84H190V82H189ZM196 85H198V84H196ZM232 85V86H233ZM247 85V84H246ZM10 86V87H9ZM28 86V85H27ZM26 86V87H27ZM66 86L68 87V85L66 84ZM65 86V87H66ZM80 86V85H79ZM79 86H77V87H79ZM85 86V85H84ZM93 86H95V85H93ZM106 86V85H105ZM112 86V85H111ZM115 86V85H114ZM118 86H120V87H122L121 85H118ZM138 86V85H137ZM150 86V85H149ZM158 87L159 86H161V85H157ZM171 86V85H170ZM170 86H168V87H170ZM175 86V85H174ZM176 86H177V84H176ZM175 86V87H176ZM193 86V85H192ZM205 86H206V84H205ZM210 86H211V84H210ZM210 86H209V88H207V87H204V88H207L205 91H207L206 92V94H205V98L207 99V101H208V103L207 104H205V106H207L208 105V107H211L210 106V101L211 100H213V106L214 105H216L215 103L216 102H214V100L216 99L215 97H221L222 98V100L223 99H226V100H231V101H229V104L228 103H226V100H224V102L226 103H224L223 102V105H224V109H225V107H226V112L228 111V113L230 112L231 113V110H233V111H236V106H238L239 105V100H237V104L238 105H236L235 106V108H233V106H232V103H234V102H232V101H236L235 99H236V97H239V95L240 94H238L237 95V92L239 91V90H242V88L241 89H238L237 91H236V89L234 88V89H232V87H231V90H235L234 92L233 91H230V90H228L227 89V91H230V92H227V91H225L226 90V86H228V84L226 85V86H224V87H226L225 89L224 88H222V87H220L219 86V88L217 89H214V88H210ZM233 86V87H234ZM12 87V88H11ZM31 87V86H30ZM52 87V86H51ZM54 87V86H53ZM66 87V88H67ZM75 87V86H74ZM83 87V86H82ZM124 87V86H123ZM147 87H148V85H147ZM164 87V86H163ZM163 87H159L160 89L161 88H163ZM172 87V86H171ZM174 87V88H175ZM187 87H185V88H187ZM189 87H188V89H189ZM241 87V86H240ZM249 86L247 85V88H248ZM263 87V86H262ZM3 89L4 90V88H5V86H4V88L3 87H0V89ZM32 88V87H31ZM34 88V87H33ZM76 88V87H75ZM85 88V87H84ZM97 88V87H96ZM98 88H100V87H98ZM109 87H107V89H108ZM113 88V87H112ZM118 88V87H117ZM125 88V87H124ZM123 88V89H124ZM129 88V87H128ZM143 87H141V88H138V89H140V91L141 90H144V89H142ZM149 88V87H148ZM152 88V87H151ZM166 88V87H165ZM164 88V89H165ZM173 87H172V89L173 90H175ZM177 88V87H176ZM181 88V87H180ZM229 88V87H228ZM239 88V87H238ZM1 89V90H2ZM57 88L55 87V90H56ZM71 89V88H70ZM80 88H78V90H79ZM82 89V88H81ZM80 89V90H81ZM87 89H89L88 87H87ZM91 89H93V88H91ZM103 89V88H102ZM105 89H106V87H105ZM119 89V88H118ZM123 89H119V91L120 90H123ZM131 89V88H130ZM135 89H137V88H135ZM135 89H133L134 91H137V90H135ZM146 89V88H145ZM150 89V88H149ZM144 90V91H147V93H149V95H150V92H148V91H150V90ZM154 89H155V87H154ZM153 89V90H154ZM157 89V88H156ZM171 89V90H172ZM203 89V88H202ZM243 89H245V88H243ZM2 90V91H3ZM5 90V91H6ZM13 90V89H12ZM11 90V91H12ZM30 90H33V89H30ZM36 90V89H35ZM53 90V89H52ZM58 90V89H57ZM66 90V89H65ZM74 90H76V89H74ZM109 90H110V88H109ZM117 90V89H116ZM132 90V89H131ZM130 90V91H131ZM152 90V89H151ZM161 90H163V89H161ZM160 90V91H161ZM171 90H169V89H166V91H171ZM178 90H180L179 88H178ZM184 90H186V89H184ZM195 90V89H194ZM196 90H198V89H196ZM195 90V91H196ZM248 90V89H247ZM250 90H252L251 88H250ZM259 90H260V88H259ZM28 91V90H27ZM67 91H69V89L67 90ZM83 91V90H82ZM111 91V90H110ZM114 91H115V89H114ZM124 91H125V93H124ZM130 91H128L127 89H125V90H123V91H121V94L122 93H124L122 96H126L128 99L127 100H129V98L130 99H132L133 100V97L132 96H134L133 95V91H132V93L130 92ZM158 92H159V90H157ZM165 91V90H164ZM164 91H161V92H164ZM166 91L163 93V94H166ZM180 91H182V90H180ZM199 91V90H198ZM202 92H203V90H201ZM243 91V90H242ZM1 92V91H0ZM23 93H24V91H22ZM33 92V91H32ZM51 92V91H50ZM63 92V91H62ZM81 92V91H80ZM88 92H89V90H88ZM87 92V93H88ZM106 92V91H105ZM113 92V91H112ZM112 92H109L110 94H112ZM116 92V91H115ZM118 92V91H117ZM117 92H116V95H117ZM138 92V91H137ZM154 92H156V91H153V92H151L152 93V95H153V93ZM175 92V91H174ZM182 92H184V91H182ZM182 92H180L179 94H181ZM189 92V91H188ZM194 92V91H193ZM202 92H200V93H202ZM233 92V94H231ZM241 91H239L238 93H240ZM245 92V91H244ZM260 92H262V90L260 91ZM263 92H264V90H263ZM2 93V92H1ZM0 93V94H1ZM4 93V92H3ZM13 93H14V91H13ZM25 93L26 94H28V93H30V92H26L25 91ZM39 93V91L37 92V94ZM54 93H55V91H54ZM57 93H59V92H57ZM66 93V92H65ZM71 93V92H70ZM75 93H76V91L74 92V95H75ZM93 93V92H92ZM99 93H100V91H99ZM101 93H102V91H101ZM140 93V92H139ZM143 93V91L140 93V94H142ZM172 93V92H171ZM177 93V92H176ZM197 93V92H196ZM7 93L5 92V94H4V96L6 95ZM32 94V93H31ZM45 94V93H44ZM50 94V93H49ZM51 94H52V92H51ZM60 94V93H59ZM59 94H58V96H59ZM68 94L69 93H67V96H68ZM71 94H73V87H72V93ZM79 94V93H78ZM103 94V93H102ZM106 94H108L107 92H106ZM114 94V93H113ZM155 94V93H154ZM163 94L162 93H160V95L158 94V96H159V98H160V96L162 95L163 96ZM170 94V93H169ZM169 94H166L167 96L169 95ZM189 94V93H188ZM192 94V93H191ZM237 95V96H235V95ZM243 94V93H242ZM241 94V95H242ZM247 94V93H246ZM248 94H250V93H248ZM247 94V95H248ZM258 94V93H257ZM262 94V93H261ZM10 95V93H8V95L7 96H9ZM16 95H17V93H16ZM23 95V94H22ZM43 95V94H42ZM62 95H63V97H64V94L62 93ZM100 95V94H99ZM132 95V96H131ZM135 95H136V93H135ZM139 95V94H138ZM144 95H145V93L143 94V97H144ZM151 95V96H152ZM156 95H157V93H156ZM156 95H155V97H156ZM183 95V94H182ZM185 95V94H184ZM235 96V99H233L234 97L233 96ZM245 95V94H244ZM244 95L242 96V97H244ZM259 95H260V93H259ZM1 96H3V94L1 95ZM0 96V97H1ZM6 96V97H7ZM14 96V95H13ZM19 96V95H18ZM29 96V95H28ZM37 96V95H36ZM40 96V95H39ZM39 96H37V97H39ZM49 96H51V95H49ZM56 96H57V94H56ZM57 96V97H58ZM75 96H78L77 95V93H76V95ZM83 96V95H82ZM86 96H87V94H86ZM105 96V95H104ZM107 96V95H106ZM140 96V95H139ZM161 96V97H162ZM166 96V97H167ZM172 96V95H171ZM177 96H178V94H177ZM187 96V95H186ZM186 96H185V98H186ZM191 95L189 94V97H190ZM196 96V95H195ZM199 96V95H198ZM200 96H204L203 94L201 95L200 94ZM263 96V95H262ZM5 97V99H8V97L6 98ZM20 97V96H19ZM23 97H26L27 98V96H23ZM42 97H45V96H42ZM48 97V96H47ZM47 97H46V100H47ZM56 97V98H57ZM62 97V98H63ZM71 97H73L72 95H70V101L69 102H71V100L73 99V98H76V97H73L72 99H71ZM78 97H80V96H78ZM84 97V96H83ZM87 97H89V96H87ZM86 97V98H87ZM119 97H121V96H119L118 95V98ZM126 97H125V99H126ZM138 97V96H137ZM141 97H142V95H141ZM140 97V98H141ZM142 97V98H143ZM149 96H147L146 98H148ZM154 97V96H153ZM152 97V98H153ZM165 97V98H166ZM168 97H170V96H168ZM175 97V96H174ZM193 97V96H192ZM224 97V98H223ZM231 97H233V98H231ZM246 97V96H245ZM248 97V96H247ZM250 97V96H249ZM254 97V96H253ZM252 97V98H253ZM16 98V97H15ZM30 98V97H29ZM50 98V97H49ZM59 98V97H58ZM57 98V99H58ZM85 98V97H84ZM84 98H83V100H84ZM85 98V99H86ZM139 98V97H138ZM139 98V99H140ZM145 98V97H144ZM159 98H158V100H159ZM163 98V97H162ZM181 98V97H180ZM197 96H196V100H197ZM212 98H215V99H212ZM219 98L217 99V100H219ZM220 98V99H221ZM229 98V99H228ZM231 98V99H230ZM255 98H257V97H254V100H255ZM259 98V97H258ZM17 99V98H16ZM23 99V98H22ZM25 99V98H24ZM23 99V100H24ZM31 99H32V97H31ZM35 99V98H34ZM40 99V101H42L41 100V97L39 98ZM43 99V98H42ZM54 99V98H53ZM60 99V98H59ZM68 98H67V100H69ZM80 99V98H79ZM82 99V98H81ZM81 99H80V101H81ZM94 99V98H93ZM134 99H136V98H134ZM149 99L151 100V98L149 97ZM155 99V98H154ZM167 99V98H166ZM165 99V100H166ZM169 99V98H168ZM177 99V98H176ZM176 99L174 100V103L176 102ZM182 99V98H181ZM187 99H188V97H187ZM190 99V98H189ZM193 100H194V98H192ZM191 99V100H192ZM201 100V98H198V101H200ZM205 99V100H206ZM209 99H210V101H209ZM246 99V98H245ZM249 100L251 99V98H248ZM1 100V99H0ZM9 100V99H8ZM11 100H12V98H11ZM49 100H51V99H49ZM63 100H64V98H63ZM78 100V99H77ZM86 100H88V99H86ZM85 100V101H86ZM103 100V99H102ZM127 100H126V102H127ZM141 100V99H140ZM156 100V99H155ZM160 100H162L161 98H160ZM159 100V101H160ZM165 100H163V101H165ZM249 100H247L246 99V101H249ZM258 101H259V99H257ZM262 100V99H261ZM13 101V100H12ZM21 101V100H20ZM26 101V100H25ZM32 101H34V100H31V102ZM39 101V100H38ZM48 101V100H47ZM56 101V100H55ZM96 102H97V100H95ZM109 101V100H108ZM116 101V100H115ZM118 101V100H117ZM138 101V100H137ZM147 101H148V99H147ZM182 101V100H181ZM184 101V100H183ZM188 101V100H187ZM197 101V102H198ZM204 101V100H203ZM220 101V100H219ZM243 101V100H242ZM251 101V100H250ZM30 102V101H29ZM30 102V103H31ZM43 102V101H42ZM44 102H46V101H44ZM61 102H62V100H61ZM60 102V103H61ZM72 102H73V100H72ZM71 102V103H72ZM89 102V101H88ZM102 102V101H101ZM111 102V101H110ZM119 102V101H118ZM121 102V101H120ZM129 102H130V100H129ZM128 102V103H129ZM135 102V101H134ZM134 102H130V103H134ZM143 102H145V99H144V101ZM152 102V104L154 103L153 101H151ZM156 102H158L157 100H156ZM155 102V106H156V103ZM169 102V101H168ZM179 102V101H178ZM196 102V103H197ZM218 102V101H217ZM231 102V103H230ZM257 102V101H256ZM255 102V103H256ZM2 103H4V101L2 102ZM18 103H19V101H18ZM36 103V102H35ZM34 103V104H35ZM41 103V102H40ZM50 103V102H49ZM60 103H58V104H60ZM65 103H66V97H65ZM64 103V104H65ZM78 103V102H77ZM80 103V102H79ZM103 103H104V101H103ZM116 103V102H115ZM127 103V104H128ZM140 103V102H139ZM150 103V102H149ZM161 103V102H160ZM186 103V102H185ZM193 103V102H192ZM194 103H195V100H194ZM194 103H193V105H194ZM244 103H245V100H244ZM244 103H243V105H244ZM250 103V102H249ZM254 103V102H253ZM258 103V102H257ZM260 103V102H259ZM5 104H7V103H5ZM34 104H32L31 103V105L30 106H32V105H34ZM38 104V103H37ZM36 104V105H37ZM46 104H47V102H46ZM52 104V103H51ZM54 104V103H53ZM58 104H57V106H58ZM62 104V103H61ZM75 104V103H74ZM85 104V103H84ZM102 103H100V105H101ZM108 104V103H107ZM107 104H106V106H107ZM110 105H111V103H109ZM120 104H122V103H120ZM126 104V105H127ZM137 104V102L135 103V105ZM161 104H164V103H161ZM166 104V103H165ZM169 104V103H168ZM171 104H173V103H170L168 106H171L172 107V105ZM179 104V103H178ZM181 104V103H180ZM190 104V103H189ZM188 104V105H189ZM200 104H202V101H201V103ZM221 104L222 105V103H221V101H220V103L218 102L217 103V105L215 106L216 107V109H215V107H214V109L215 110H217V106H219V105ZM230 104H231V106H230ZM235 104V103H234ZM241 105H242V103H240ZM261 104V103H260ZM3 105V104H2ZM18 105V104H17ZM16 105V106H17ZM20 105V104H19ZM22 105H24V103L22 104ZM42 105V104H41ZM40 105V106H41ZM48 105V104H47ZM46 105V106H47ZM55 106H56V104H54ZM66 105V104H65ZM65 105H63V106H65ZM67 105H69L68 104V102H67ZM82 105V104H81ZM89 105H90V103H89ZM95 105V104H94ZM96 105H98V103L96 104ZM100 105L99 106H97V107H100ZM115 105H117V104H115ZM123 105V104H122ZM129 105V104H128ZM131 105V104H130ZM134 104H132V106H133ZM142 104L140 103V106H141ZM145 105V104H144ZM147 105H149L148 104V102H147ZM173 105H176V104H173ZM181 105H183V104H181ZM184 105H186V104H184ZM192 105V104H191ZM190 105V106H191ZM222 105V106H223ZM242 105V106H243ZM247 105H248V102H247ZM253 105V104H252ZM251 105V106H252ZM4 106H6V105H4ZM9 106V105H8ZM13 106V105H12ZM15 106V105H14ZM27 106V105H26ZM76 106V105H75ZM83 106V105H82ZM118 107H120V105H117ZM137 106H138V104H137ZM143 106V105H142ZM142 106H141V109H143V111H144V108H145V106H143L144 108H142ZM150 106H151V103H150ZM153 106L154 105H152V108H153ZM161 107H162V105H160ZM159 106V104H158V107H160ZM165 106V105H164ZM163 106V107H164ZM179 106V105H178ZM195 106H197V105H195ZM222 106H219L220 107V109H221V107ZM227 106H229V107H232V109L230 108H228ZM245 106V105H244ZM257 106V105H256ZM262 106V105H261ZM2 107V106H1ZM0 107V108H1ZM19 107V106H18ZM24 107V109L25 108H27V107H25V106H23ZM21 105H20V107H19V109H22L23 108ZM34 107V106H33ZM61 107V106H60ZM70 107H72V106H70ZM77 107V106H76ZM75 107V108H76ZM87 107V106H86ZM96 107V106H95ZM103 107H104V105H103ZM122 107V106H121ZM123 107H125V105L123 106ZM127 107V106H126ZM174 107V106H173ZM201 106L199 105V107L197 106L196 108L198 109V108H200ZM203 108H204V103H203V106H202ZM205 108V109H208V111L207 112H211L210 111V109H213V107H211V108ZM218 107V108H219ZM239 107V106H238ZM241 107V106H240ZM247 107V106H246ZM248 107H250V106H248ZM254 107V106H253ZM4 108V107H3ZM10 108V107H9ZM47 108V107H46ZM52 108V107H51ZM68 108V107H67ZM83 108V107H82ZM89 108V107H88ZM93 108H94V106H93ZM105 108H107V107H105ZM104 108V109H105ZM115 108V107H114ZM117 108V107H116ZM128 108V107H127ZM138 108L139 107H137V111H138ZM152 108H149V109H151L152 111H153V109ZM165 108H167V106L165 107ZM178 108V107H177ZM189 108V107H188ZM193 109H194V106L192 107ZM223 108V107H222ZM258 108H260V107H258ZM18 109V108H17ZM28 110H29V108H27ZM26 109V110H27ZM45 109V108H44ZM53 109H54V107H53ZM62 109V108H61ZM69 109V108H68ZM68 109H67V111H68ZM77 109V108H76ZM80 109V108H79ZM92 109V108H91ZM95 109V108H94ZM101 109V108H100ZM103 109V108H102ZM109 109V108H108ZM122 109V108H121ZM120 109V110H121ZM123 109H125V108H123ZM131 109L133 110V108L131 107ZM157 109H159V108H157ZM157 109L155 110V111H157ZM175 109V108H174ZM179 109V108H178ZM183 109H184V107H183ZM183 109H182V111H183ZM190 109H191V107H190ZM213 109V111H215ZM220 109H219V111L218 112H220ZM223 109V110H224ZM229 109V110H228ZM242 109V108H241ZM255 109H257V108H255ZM6 110H7V108H6ZM5 110V111H6ZM10 110V109H9ZM27 110V111H28ZM52 110V109H51ZM51 110H49V111H51ZM55 110V109H54ZM57 110V109H56ZM71 110V109H70ZM73 110V109H72ZM86 110V109H85ZM97 110H98V108H97ZM97 110H94V111H97ZM127 110V109H126ZM161 110H163V109H161ZM173 110V109H172ZM187 110V109H186ZM186 110H184V111H186ZM202 110L203 109H201V111H199V112H202ZM222 110V109H221ZM237 110H238V108H237ZM252 110V109H251ZM258 110V109H257ZM5 111L3 112V113H5ZM8 111V110H7ZM19 111V110H18ZM37 111H39V110H37ZM48 111V110H47ZM53 111V110H52ZM75 111V110H74ZM80 111H82V110H80ZM93 111V110H92ZM103 111V110H102ZM112 111V110H111ZM115 111H118V113H119V110L117 109V110H115ZM122 111H125V110H122ZM129 111H130V109H129ZM128 111V112H129ZM149 112H150V110H148ZM154 111V112H155ZM166 111V110H165ZM178 111V110H177ZM183 111V112H184ZM190 111V110H189ZM198 111H196L197 113H198ZM247 111H249V110H246L245 111V109L243 108V110L241 111H239V112H237L238 114L236 115L237 116V120H238V118H239V120L237 121V124H236V122H235V124H234V126H232V127H230V125H232L233 124V122H234V119L233 118H231V119H229V116L228 115H230V114H228L227 115V113L225 114V116L227 115L228 116V119L226 118H217L218 119V121L216 120V122L217 123H215V125L216 126H218V130L215 128V130L214 129H212L211 131L213 132V130H214V132H216V131H219V132H217V134L215 133H208L209 132V129H208V132L206 133V135L207 134H210V136H212V138H210V137H208L209 139H207L206 138V143L204 144V143H201V141H202V138H200V137H202L203 136V134L205 135V133H203L202 131V135L200 136V134H197V133H195V137H194V140L196 139V137H197V139L196 140H198V138H200V142L198 141H195V143L194 142H191V144H193V145H195L196 146V148H195V146H193V148H195L196 150L197 149H201V151H200V153L198 154V158L197 159H194L193 158V160L194 161H191V163L192 162H194V163H192L191 164V166H192V168H195V170L194 169H190L189 171L187 170V172L189 173L190 171H193L194 170V172L192 173V174H188L187 172H186V169H188L189 167H187L188 165L186 164L185 166V174L187 173L188 174V176L189 177H187V175H185L186 177H187V180L184 182V177H183V169L181 170H179V169H175L174 171H172V172H169L168 171V173H165V175L162 177L161 175V177L160 178H158L157 180L156 179H154L153 177H155V176H150L154 171H155V169L156 168H159V167H156L157 166V164H159L158 162L160 161H162V160H159L160 158H162L163 157V155L162 154H164L165 153V149H164V151H163V147H162V145H161V143H160V145H158V147H151L150 146V144H149V139L151 140V139H154V138H151L152 136H154V134H156L157 133V129L156 130H151L150 129V132H149V130L147 131L146 129V131H147V133L148 134H146V132H145V135H144V137H143V139H142V137H141V135L143 134H141L140 135V137H141V139H139L140 141L142 140V142H140V144L137 142V144H139V148L141 149V150H143L146 154L142 157V159L141 158H139L138 159V163L137 164H133L134 166L136 165V166H138V168L140 169V171H142L140 174H142L143 176H150L149 178H151L152 177V179H154V180H156V181H153L152 182V180H151V182H152V185L150 184V186H152V187H150V190H151V192L152 193H156V197L155 196H150V195H152V194H150V192H148L150 195L149 196H147V197H150V198H152V197H155V198H153V200H148L147 201V197H143L144 199H146L145 201V205L143 204V206H144V208H147V210L145 209V211H147V213L143 210V209H139V210H143L144 212H142V211H140L139 212V210H136L135 208H134V206L133 205H131V203L130 202H133L134 201V199H133V201H131V198H138L137 197V195H140L141 193H142V191H141V193H140V191H139V194H137L138 192H136V197L134 196L133 197V195H132V197H129V196H131V195H129V194H131L130 192L131 191H129V192H127V190H128V188L129 189H131V187H133L134 188V185H136V184H140V181L142 180L143 181V176L142 175H139L138 173L140 172V171H137V175L136 174H134L133 173V168H130V170L128 169L127 171H126V167L124 168L125 169V171L124 170H122V168L124 167V165H122L123 167L120 169V168H118L117 167V165H116V160H118L117 159V157H118V155H117V157L115 156V154L118 152L116 149H119V152H120V150L122 151V150H124V147L127 145L126 143H128L129 142V140H128V142L126 141V142H124V139L122 140H116L115 141V143H112L111 141L113 140V139H110L109 141L113 144V148L112 149H104L103 147L102 148H100V150H97L96 152H95V154L98 152V154H97V159H96V157H95V162H94V164H92L94 167H93V169H92V171H90V172H92L93 173V175H92V178H93V184H94V186H99L100 188H102L101 190H104L106 193H110V192H112V193H110L111 195H109L108 196V194L106 195V194H102V195H100V196H102V198L101 197H99L98 195V198L96 197V199H95V201L96 202H98L97 204H99V205H101L102 203H103V205L102 206H99V209L97 210L96 209V211H94V212H96L95 213V215H93L92 214V217H91V215H89L90 216V218L91 219H93V220H91V221H104L103 219H107V218H109L108 216H112V214H114L113 215V217H110L111 219L112 218H115L116 216L115 215H117V214H115L114 212H115V208L113 209H109L108 208V204L110 205L111 203H113L114 201H116V199L118 198V199H121L123 202H124V204L122 203V205L121 206H125V203H126V205L128 204V202H129V205H131V206H133V208L136 210L135 211V213H134V211H133V213H131L132 214V216H131V214H130V216H128L129 218L127 219L126 217V220H125V218L124 217H121V218H124V220L122 221V223H121V226H120V228H119V230H116L117 228H118V225H117V227L113 230L112 228H109V232H110V239H113L115 242H117V244L115 245L114 243H112V244H114L113 246H111V247H108L105 251H104V255H102L103 256V259H101L100 261H102L103 260V264H113L112 263V261H115V260H113V258L117 255V253L118 252H124V250L125 249H129L130 248V246L132 247V248H130V249H134L133 250V252L135 251V253L133 254V252L131 253V251H130V255L131 254H133V255H129L128 253V251L126 250L125 252H128L127 254H128V256L129 257H125L124 256V253L122 254L123 255V257L124 258H126V259H124L123 260V257L122 258H120V259H122L121 261H120V263H119V261H116L118 264H137L136 262H137V258L139 257V256H141V257H143V258H138V260L139 259H143L144 260V263H142V264H154V261L155 260H157L158 261V263L159 264H186L187 262L189 263V264H196L195 262H196V260L197 259H195V257L197 258L198 256H197V254L199 253V251L202 253V251L201 250H199L198 251V253L196 254V256L194 257V256H192V255H195L194 253L191 255L190 253H192V252H194V251H196L197 252V250L198 249H200L199 247H198V245H196L198 248H196L195 249V247L193 246V245H195V244H197V243H194L195 241L193 240V238H195L194 236H193V233L195 232V231H199L200 232V230H201V232H203V234H205V232H207L206 234H208L209 232H211V233H214L216 230V236H214L213 234V236L214 237H216V238H214V243H213V245H211L213 248H212V250H210L209 248H208V250L210 251H208L209 252V254L207 253V258L206 257H202V259L204 260L205 258V260L203 261V263L204 264H207L208 262H209V264H210V262H213V263H216L217 261H215V259H219V257H222L223 258V261H224V264H254L255 263V261H253V259H254V257L256 256V254H255V256L254 257H251L250 255L251 254H253L254 255V253H257V256L259 255V253L261 252V254H264V213L262 212V211H264V210H262V211H260V208L261 207H264V206H262V205H264V130H262V132L261 133H259V132H257V133H259V134H255L254 132H256V131H251L250 129H252L253 127L252 126H250L251 128L250 129H248V124H249V119H248V115L250 114H248L247 115ZM253 111H254V108H253ZM259 111V110H258ZM11 112V111H10ZM20 112H22V111H20ZM26 112V111H25ZM42 112V111H41ZM57 112V111H56ZM59 112V111H58ZM63 112V111H62ZM66 112V110L63 112V114ZM69 112V111H68ZM98 112V111H97ZM97 112H96V115H97ZM99 112H101V111H99ZM108 112V111H107ZM126 112V111H125ZM128 112H126V114H128ZM145 112V111H144ZM159 112H160V110H159ZM167 112V111H166ZM194 112V111H193ZM217 112V111H216ZM217 112V113H218ZM250 112V111H249ZM24 113V112H23ZM34 113H36V112H34ZM38 113V112H37ZM43 113H45L44 111H43ZM47 113V112H46ZM61 112H59V114H60ZM69 113H71V112H69ZM83 112H81V114H82ZM114 113H116V112H114ZM113 113V114H114ZM122 113V112H121ZM124 113V112H123ZM135 113V112H134ZM162 113H164L163 111H162ZM161 113V114H162ZM167 113H171L170 112V108H169V111L167 112ZM166 113V114H167ZM174 113V112H173ZM178 113V112H177ZM180 113V112H179ZM215 113V112H214ZM221 114H222V112H220ZM223 113H224V111H223ZM261 113V112H260ZM11 114V113H10ZM25 114V113H24ZM29 114H31V113H29ZM52 114V113H51ZM53 114H54V111H53ZM52 114V115H53ZM73 114V113H72ZM77 114V113H76ZM79 114V113H78ZM81 114H79V115H81ZM99 114V113H98ZM106 114V113H105ZM108 114H109V112H108ZM107 114V115H108ZM111 114V113H110ZM125 114V113H124ZM136 114V113H135ZM134 114V115H135ZM144 114V113H143ZM146 114V113H145ZM154 114V113H153ZM155 114H156V112H155ZM160 114V115H161ZM175 114V113H174ZM184 114V113H183ZM187 114V113H186ZM202 114V113H201ZM206 114V113H205ZM210 115H211V113H209ZM212 114H213V112H212ZM216 114V113H215ZM221 114H220V117H221ZM233 114H234V112H233ZM253 114H254V112H253ZM23 114H21V116H22ZM27 115V112H26V114L24 115V116H22V117H25ZM46 115V114H45ZM48 115H50V114H48ZM52 115H50V118H52V120H54V118H55V116H52ZM58 115V114H57ZM56 115V116H57ZM68 115H71V114H68ZM74 115V114H73ZM72 115V116H73ZM85 114L83 113V116H84ZM89 115H90V112H89ZM129 116H133L134 117V115H131V114H128ZM159 115V114H158ZM170 115V114H169ZM180 115V114H179ZM191 115H192V113H191ZM203 115H204V113H203ZM202 115V116H203ZM219 115V114H218ZM218 115L216 116V117H218ZM256 115V114H255ZM12 116V118H14L13 117V115H11ZM15 116V115H14ZM18 116V115H17ZM17 116H16V123H11V122H9V121H11L10 119H9V121L8 120H5V125L3 126V125H1L2 123H3V121H2V123H0V176H2V174H3V172L5 173H7V172H9V175H10V173L13 171V172H15L14 171V169H15V167H13L14 169H12V171L10 170V167H12V166H14V163L16 164V162H17V160H15L17 157H15V159L14 158H12V156L14 155V153H13V151L15 152V151H17L18 149H17V146L18 145H16V147H15V145H14V147H12V148H6L7 146H8V143L10 142V140H14V141H16V142H13V144L15 143V144H18L19 142H21V140H22V143H23V141H29V139H31V138H29V139H26V137H24L25 139H23V137H21L20 135V137L21 138H19V142L17 141L18 140V138L16 137V136H18V134H21V133H18V131H22L23 129V127H25V125H24V123L25 122H23V121H18V119H17ZM20 115H19V117H21ZM47 116V115H46ZM82 116V115H81ZM95 116V115H94ZM106 116V115H105ZM104 115H103V117H105ZM112 116V119H113V115H111ZM118 116V115H117ZM124 115H122L121 117H123ZM126 116V115H125ZM137 116V115H136ZM140 116V115H139ZM142 116H145V115H142ZM148 116H150V115H148ZM152 116V115H151ZM155 116V115H154ZM168 116V115H167ZM187 116H188V114H187ZM192 116H194V115H192ZM213 116H215V115H213ZM213 116H209V119H210V117H211V120L212 121H214L212 118H213ZM222 116H224V115H222ZM232 116V115H231ZM253 116V115H252ZM257 116V115H256ZM259 116V115H258ZM29 117V116H28ZM62 117V116H61ZM60 117V119L61 120H63V121H57L58 119H59V117L57 118L56 117V119L57 120H54V123L52 124V125H49L50 124V122L52 121V120H50V118L48 119L47 117V121L49 122L47 125H45V124H42V126L43 125H45V126H41L42 128H41V131H40V135L38 134V132L39 131H37V136H39L40 137V140L38 141L39 143H41L39 146H38V149H36V150H34L32 153H30V154H27V156H26V160H27V164L28 165H26V166H28V167H26L24 170H25V173H23L24 174V176L22 175V179L20 178V177H17V175L19 174H17L16 175V177H14L15 179L16 178H20V180H18L19 182H17L15 179H13V178H11V179H13L12 181H16L17 182V184L15 185V187H13L12 185H11V181L9 180L8 182H10V184H8V182H7V184H8V186H6V180H7V178L9 177L8 176V174H7V177H6V175H5V179L6 180H4L3 179V181L1 180V182H3L4 183V186L2 187V185H1V188H0V264H11V263H14V264H23L24 262H27V263H32V264H87L88 263V257L86 256V254L84 253V251H83V249H81L82 247H83V245L85 244V242L87 241V240H85L84 241V238H85V236L87 235L86 233H87V231H88V229L87 228H90L89 226H87L86 224H88L87 222H89V220H86V222L84 221V219H85V217H84V219H82V216L83 215H80L81 217L80 218H78V215H77V217L74 219V220H69V218H70V216H69V214L72 212H76L77 213V208H76V204H78L79 206L80 205H82V204H80V203H83L84 205H86L87 203H89L87 200L88 199H90V197L88 198L87 196H89V195H91V193L89 194V195H85V192H83V190H85V188L82 190V181H83V179L85 178V175L87 174V170H76V172L75 171H73V172H70L71 174H69V171H71V170H73V168H75V167H79V165L81 164H83V163H78V162H86V161H84V159L86 158V154H84V153H82L83 155H81V154H78V152L80 151V153L81 152H83V150L85 149H83L82 151H81V148H80V150L78 149V150H76V151H78V152H76L75 150H74V148H69V147H71V145H72V147L74 146V145H77V143H75L76 142V140H79V138H83V136H82V133H84V131L81 133V128H80V126H77V124H76V122H75V124H76V126H71L70 124H67V122L68 121H66V122H64V118L62 119ZM87 117H88V115H87ZM97 116H95V119L96 120H98L97 118H96ZM110 117V116H109ZM120 117V118H121ZM127 117V116H126ZM133 117H132V119H133ZM156 117H157V114H156ZM172 117V116H171ZM183 117V115L181 116V118ZM197 117V116H196ZM196 117H195V119H196ZM198 117H199V115H198ZM198 117H197V119H198ZM201 117V116H200ZM204 117V116H203ZM202 117V118H203ZM206 117H208V116H206ZM215 117V118H216ZM234 117V116H233ZM10 118V117H9ZM36 120H37V122H45V118H44V115L43 114H41V113H39L37 116H36ZM74 118H75V116H74ZM82 118V117H81ZM99 118H102V117H100L99 116ZM105 118H107V116L105 117ZM117 118V120H119L120 118L119 117H116ZM129 118H131V117H129ZM135 118V117H134ZM139 118V117H138ZM138 118H136V119H138ZM150 118V117H149ZM159 118V117H158ZM164 118V117H163ZM167 118V117H166ZM173 118V117H172ZM171 118V119H172ZM175 118V117H174ZM179 118V117H178ZM185 118H187L186 116H185ZM189 118V117H188ZM187 118V119H188ZM192 118V117H191ZM205 118V117H204ZM250 118V117H249ZM1 119V118H0ZM21 119H23V118H21ZM25 119H28L27 117L25 118ZM30 119V118H29ZM33 119H35V118H33ZM84 119V117L80 120V121H82ZM94 119V120H95ZM125 118H121L120 120H121V122H122V120H124ZM131 119V120H132ZM146 119V118H145ZM161 119H162V117H161ZM190 119V118H189ZM196 119V120H197ZM209 119H207L208 121H209ZM233 119V122H230L231 120ZM258 119V118H257ZM256 119V120H257ZM262 119V118H261ZM35 120V121H36ZM72 120V119H71ZM76 120V119H75ZM78 120V119H77ZM88 120H90V119H88ZM93 120V121H94ZM95 120V121H96ZM107 120H109V118L107 119ZM111 120V119H110ZM116 120V121H117ZM141 121L140 122H143L142 121V119H140ZM156 120V119H155ZM155 120H153L154 122H156ZM165 120V119H164ZM169 121H170V118L168 119ZM175 120V119H174ZM178 119H176V121H177ZM193 120V119H192ZM202 120V119H201ZM236 120V119H235ZM254 120H255V118H254ZM7 121V122H6ZM14 121V119H12V122ZM31 121H33L32 119H31ZM93 121H92V123H93ZM95 121H94V123H95ZM99 121V120H98ZM105 121H106V119H105ZM104 121V122H105ZM113 122L115 121V119L114 120H112ZM126 121V120H125ZM124 121V122H125ZM128 121H130V119H128ZM128 121H126V122H128ZM144 121H146V120H144ZM148 121V120H147ZM146 121V122H147ZM180 121V120H179ZM182 121H183V119H182ZM185 121H187L186 119H185ZM190 120H188L187 122L188 123H190L189 122ZM194 121L195 120H193V123H194ZM212 121H210V122H212ZM258 121V120H257ZM9 122V123H8ZM15 122V121H14ZM27 122H28V120H27ZM74 122V121H73ZM102 122H103V119H102ZM103 122V123H104ZM107 122V121H106ZM125 122V123H126ZM131 122H133V121H131ZM131 122H130V124L129 125H127V124H123L122 123V126L123 125H127V127H125V128H123L121 125L120 126H114L112 123H111V121H109V124L111 123L112 125H113V127L112 128H110V129H113L112 131H110V133L112 132L113 134L114 133H116V132H119V130H121V132L123 131V130H125L126 128H129V131H131L130 130V125H133V124H131ZM146 122H144V124L146 123ZM150 122V121H149ZM154 122H151V124L153 123L154 124ZM158 122V121H157ZM156 122V123H157ZM197 122H198V120H197ZM203 122V121H202ZM204 122H206V121H204ZM204 122H203V124H204ZM263 122H264V120H263ZM7 123V124H6ZM10 123H11V126H10ZM33 123V122H32ZM31 123V124H32ZM45 123H47V122H45ZM69 123V122H68ZM85 123V122H84ZM89 123V122H88ZM92 123H91V125H92ZM118 123H119V121H118ZM137 123V122H136ZM135 123V119H134V125L136 124ZM159 123V122H158ZM162 123V122H161ZM169 123V122H168ZM168 123H165V125L166 126H168ZM175 123V122H174ZM179 123H181V122H179ZM199 123H201V121L199 120ZM231 123V124H230ZM4 124V123H3ZM9 124V125H8ZM30 124V125H31ZM34 124H36V123H34ZM72 124V123H71ZM74 124V123H73ZM72 124V125H73ZM82 124H83V122H82ZM96 124V123H95ZM94 124V125H95ZM98 124V123H97ZM105 124V123H104ZM117 124V123H116ZM120 124V123H119ZM141 124V123H140ZM140 124H139V126H140ZM143 124V125H144ZM170 124H171V126H172V124H173V122L171 123L170 122ZM182 124V123H181ZM180 124V125H181ZM184 124V123H183ZM186 124V123H185ZM206 124V123H205ZM209 124H211V123H209ZM230 124V125H229ZM260 124H261V122H260ZM29 125V126H30ZM70 125V126H69ZM78 125H79V121H78ZM81 125V124H80ZM84 126V128H85V124H83ZM89 125V124H88ZM100 125V124H99ZM134 125H133V127H134ZM137 125V124H136ZM136 125H135V127H134V129L136 128ZM142 125V126H143ZM147 124H145V126H146ZM149 125V124H148ZM147 125V126H148ZM159 124H157V126H158ZM163 125V124H162ZM161 125V127H163ZM189 125H191V124H189ZM38 126V125H37ZM40 126V125H39ZM38 126V127H39ZM90 126V125H89ZM88 126V127H89ZM97 126V125H96ZM95 126V127H96ZM107 126V125H106ZM105 126V127H106ZM111 125H109V127H110ZM154 126V125H153ZM165 126V127H166ZM171 126H169V131L171 130L170 129V127ZM177 126V125H176ZM183 126H185L186 127V125H183ZM188 126V125H187ZM193 126V125H192ZM195 126H198V125H195ZM208 126H210V125H208ZM211 126H213V125H211ZM236 126V127H235ZM27 127V126H26ZM102 127V126H101ZM100 127V128H101ZM108 127V126H107ZM149 127V126H148ZM147 127V128H148ZM151 127V126H150ZM203 127V126H202ZM201 127V128H202ZM255 127V126H254ZM263 127V126H262ZM28 128V127H27ZM26 128V129H27ZM35 128V127H34ZM91 128V127H90ZM137 128H138V126H137ZM140 128H143V127H139V129ZM146 128V127H145ZM152 128V127H151ZM157 128V127H156ZM160 128V127H159ZM167 128V127H166ZM172 128H174V127H172ZM193 128V127H192ZM190 126L188 127V129H192ZM200 128V127H199ZM198 128V129H199ZM204 128H206V126L204 127ZM204 128H203V130H204ZM208 128V127H207ZM261 127H259L258 129H260ZM25 129V130H26ZM36 129V128H35ZM86 129H87V131H89L88 130V128L86 127ZM94 129V128H93ZM109 129V128H108ZM180 129H181V127H180ZM183 129V128H182ZM181 129V131H183ZM194 129H197V128H194ZM197 129V130H198ZM255 129V128H254ZM257 129V130H258ZM263 129H264V127H263ZM39 130H40V128H39ZM91 130V129H90ZM98 130H99V128H98ZM98 130H95V131H98ZM100 130H104L103 128L102 129H100ZM100 130H99V133H100ZM128 129H126V132H129V131H127ZM164 130H165V128H164ZM173 130V129H172ZM207 130V129H206ZM206 130H205V132H206ZM253 130V129H252ZM261 130V129H260ZM86 131V130H85ZM94 131V130H93ZM136 131V130H135ZM138 131V133L140 132L139 130H137ZM160 131V130H159ZM176 131H178V130H176ZM185 131V130H184ZM27 132V131H26ZM64 132V133H63ZM65 132L67 133H69L71 136H70V138L73 140V141H75V142H71L70 140V138H67V139H70L69 140V143H68V141H66V138L65 139H63L64 138V136L63 135H66L65 134ZM90 132H92V131H90ZM104 132H106V131H104ZM121 132H119V133H121ZM162 132H165V131H162ZM175 132V131H174ZM179 132H180V130H179ZM185 132H187V131H185ZM18 133V134H17ZM62 133H63V135H62ZM68 133H67V135H66V137H68L69 135H68ZM94 133V132H93ZM111 133V134H112ZM119 133H116V134H119ZM124 133H125V131H124ZM123 132H122V134H124ZM166 133V132H165ZM182 133V132H181ZM180 133V134H181ZM198 133H199V130H198ZM85 134H86V132H85ZM88 134H89V132H88ZM96 134V133H95ZM104 134V133H103ZM107 134H108V132H107ZM112 134V135H113ZM126 134V133H125ZM160 134V133H159ZM162 134V133H161ZM167 134V133H166ZM188 134V133H187ZM190 134H193V133H190ZM190 134H188V135H190ZM59 135V137H62V139L63 140H65L66 141V144L68 143V144H71V145H66L65 144V146H67V148H64V146H63V148H64V150L65 151H69V153H70V149H71V153L70 154H66V152L64 153V151H63V148L61 149L60 147L61 146H56L54 143H53V145H52V142H53V140L55 139V137H56V140H58L59 141V139H58V136ZM62 135V136H61ZM80 135H81V137H80ZM84 135V134H83ZM94 135V134H93ZM97 135V134H96ZM115 135V134H114ZM114 135H113V137H114ZM165 135V134H164ZM174 135V134H173ZM175 135H177V134H175ZM174 135V136H175ZM18 136V137H19ZM28 136H29V134H28ZM87 136V135H86ZM90 136V135H89ZM103 136H107V135H103ZM103 136L100 134V136L98 135V138L97 137H94V138H97V140L99 141V140H102L103 139ZM149 136H151V137H149ZM169 136V135H168ZM170 136H171V134H170ZM182 136V135H181ZM192 136V135H191ZM116 137V136H115ZM114 137V138H115ZM121 138H122V135L120 136ZM125 137H127V136H125ZM129 133H128V139H129ZM136 137V136H135ZM139 137V136H138ZM148 137H149V139H148ZM158 137V136H157ZM159 137H161V135L159 136ZM164 137V136H163ZM163 137H161V138H163ZM177 137H178V135H177ZM188 137V136H187ZM205 136H203V138H204ZM14 138H16L17 140H15ZM35 138V137H34ZM91 138V137H90ZM93 138V137H92ZM105 138H109V134H108V136L107 137H104V139ZM119 138V137H118ZM117 138V139H118ZM170 138H172V140H173V137H170ZM170 138H169V140L168 141H170ZM176 138V137H175ZM193 138V137H192ZM192 138H190V140H192ZM36 139H38V138H36ZM132 139H134V138H132ZM136 139H137V137H136ZM165 139V138H164ZM178 139V138H177ZM181 141V144H183V141H185V136L184 137H182V138H179ZM205 139V138H204ZM9 140V142H7L6 144H7V146L5 147V145L6 144H4L6 141H8ZM12 140V141H13ZM35 140V139H34ZM63 140H61V142L63 141ZM88 140H91V139H88ZM87 140V141H88ZM97 140H96V142H97ZM106 140V139H105ZM126 140H127V138H126ZM171 140V141H172ZM176 140V139H175ZM65 141H63V143H65ZM92 141V140H91ZM90 141V142H91ZM103 141V142H102ZM102 141H100V142H102L103 144H104V140H102ZM123 141V142H122ZM155 141L157 142V140L155 139ZM162 141H163V139H162ZM170 141V142H171ZM179 141V140H178ZM18 142V143H17ZM38 142H37V144H38ZM55 142V141H54ZM71 142V143H70ZM81 142H82V140H81ZM80 142V143H81ZM109 142V143H110ZM131 142V141H130ZM134 142V141H133ZM150 142H152V141H150ZM156 142H155V144H156ZM158 142H160V141H158ZM164 142V141H163ZM162 142V143H163ZM174 142V141H173ZM199 143L200 144V146H199V144H197V143ZM12 142H10V144H11ZM21 143V144H22ZM56 143V142H55ZM58 144H60L59 142H57ZM99 143V142H98ZM101 143V144H102ZM111 143H110V145H111ZM165 143H166V141H165ZM176 143V142H175ZM187 143H189L188 141L186 142V144H185V142H184V144L185 145H188V146H185V148H184V146L183 145H181L179 142H178V145L180 146V147H178V148H181V146H183L182 147V151H180V152H178L179 150H181V149H177V152H178V154H176L177 156H176V159H175V161H182V160H184V162L186 161L185 159H186V157H187V155L189 156V154H191V153H193V152H191V153H189L188 154V151H190V149H191V147H190V143L189 144H187ZM10 144H9V146L8 147H10ZM12 144V145H13ZM20 144V143H19ZM20 144V145H21ZM100 144V143H99ZM100 144V145H101ZM132 144V143H131ZM154 144V143H153ZM164 144V143H163ZM173 144V143H172ZM53 147H55V148H52V146ZM82 145V144H81ZM88 145H91V144H88ZM105 145V144H104ZM109 145V146H110ZM129 145H130V143H128V147L126 146L125 148H126V150L128 151L129 149H127V148H129ZM168 145H169V143H168ZM177 145V144H176ZM257 145H260V148H262V151L260 152V160H259V163H257V164H255V166L254 167H252V165H251V158H252V156L254 155V151H256V146ZM27 146V145H26ZM30 146H32V145H30ZM92 146V145H91ZM94 146V145H93ZM93 146H92V148H93ZM97 146V145H96ZM99 146V145H98ZM124 146V147H123ZM134 146V145H133ZM156 146V145H155ZM160 146V147H159ZM164 146H166L167 147V145H164ZM192 146V145H191ZM20 146H18V148H19ZM28 147V146H27ZM26 147V148H27ZM75 147V149H77V147L76 146H74ZM85 147V146H84ZM123 147V148H122ZM130 147H132V146H130ZM138 147V146H137ZM161 147H162V149H161ZM175 147H177V146H175ZM16 148V149H15ZM23 148V147H22ZM25 148V147H24ZM58 149V150H55V149ZM69 148V149H68ZM79 148V147H78ZM99 148V147H98ZM106 148V147H105ZM31 149H33V148H31ZM30 149V150H31ZM60 149V150H59ZM89 149V148H88ZM93 149H96L95 147L93 148ZM92 149V150H93ZM102 149V150H101ZM104 149V150H103ZM135 149H137V148H134V150ZM86 150V149H85ZM131 151L133 150L132 148L130 149ZM133 150V151H134ZM169 150V149H168ZM67 151V152H68ZM73 151V152H72ZM88 150H86V152H87ZM115 151H117V152H115ZM132 151V152H133ZM193 151H195V150H193ZM18 153H19V151H17ZM16 152V153H17ZM75 152V153H74ZM118 152V153H119ZM123 152V151H122ZM131 152V153H132ZM135 152V151H134ZM140 152V151H139ZM164 152V153H163ZM168 152V151H167ZM175 152H176V150H175ZM175 152H173V154L172 155H174L175 154ZM198 152V151H197ZM10 153L11 154H13L12 156H10L13 160H15V162L14 161H12L11 160V158L10 157H8L9 155H10ZM15 153V154H16ZM89 153H91V150H90V152ZM89 153L87 154V155H89ZM127 153V152H126ZM136 153V152H135ZM142 153V151L139 153V154H141ZM170 153V152H169ZM195 153H196V151H195ZM9 154V155H8ZM20 154V153H19ZM65 154L66 155H69V156H65ZM121 154V153H120ZM125 154V153H124ZM129 154V153H128ZM138 154V153H137ZM138 154V155H139ZM194 154V153H193ZM18 155V154H17ZM92 155V154H91ZM90 155V156H91ZM131 155V154H130ZM129 155V156H130ZM14 156H16V155H14ZM19 156V155H18ZM125 156V155H124ZM128 156V155H127ZM136 156V155H135ZM162 156V157H161ZM191 156V155H190ZM190 156H189V158H190ZM193 156V155H192ZM191 156V157H192ZM68 157V158H67ZM138 157V156H137ZM136 157V158H137ZM140 157V156H139ZM165 157V156H164ZM169 157V156H168ZM172 157H174V156H172ZM171 157V158H172ZM196 157H197V155H196ZM18 158H20V157H18ZM87 158H89L88 156H87ZM130 158H134L133 157V155H132V157H130ZM129 157H128V159H130ZM135 158V159H136ZM188 158V157H187ZM188 158V159H189ZM25 159V158H24ZM91 159V158H90ZM124 159V158H123ZM169 158H167V160H168ZM187 159V160H188ZM19 160V159H18ZM25 160V161H26ZM88 162H89V159H86ZM125 160V159H124ZM132 160V159H131ZM130 160V161H131ZM134 160V159H133ZM132 160V161H133ZM166 160V159H165ZM190 160H192V159H190ZM190 160H188V161H190ZM253 160V159H252ZM24 161V160H23ZM25 161H24V163H25ZM91 161V160H90ZM120 161V160H119ZM135 161V160H134ZM170 161H172V160H170ZM187 161V162H188ZM255 161V160H254ZM253 161V162H254ZM12 162H14L13 164H12ZM29 162V163H28ZM93 162V161H92ZM122 162V161H121ZM137 162V160L135 161V163ZM183 162V161H182ZM186 162V163H187ZM257 162H258V160H257ZM87 163V162H86ZM120 163V162H119ZM130 163V162H129ZM129 163H128V165H129ZM134 163V162H133ZM167 163H169V162H167ZM11 164H12V166H11ZM78 166H77V165ZM91 164V163H90ZM132 164V163H131ZM17 165H18V163H17ZM88 165H89V163H88ZM121 165V164H120ZM119 165V166H120ZM127 165V166H128ZM169 165V164H168ZM18 166H20V165H18ZM84 166V165H83ZM125 166H126V164H125ZM130 166H132V165H130ZM159 166V165H158ZM171 166V165H170ZM195 166V167H194ZM17 167V166H16ZM25 167V166H24ZM85 167V166H84ZM89 167V166H88ZM129 167V166H128ZM162 167V166H161ZM172 167V166H171ZM80 168H82L83 169V167H80ZM86 168V167H85ZM172 168H174V165H173V167ZM191 168V167H190ZM17 169H19V168H17ZM16 169V170H17ZM76 169V168H75ZM74 169V170H75ZM24 170H22L23 172H24ZM89 170V169H88ZM160 170V169H159ZM159 170H157V171H159ZM166 170H168V168L166 169ZM21 170H19V172H20ZM78 171V172H77ZM157 171H155V173L157 174ZM161 171V173H162V169L160 170ZM163 171H165V170H163ZM41 172H44L43 174H44V177L45 178H43V177H41V178H43V180L42 179H40L39 177V179L41 180H39V179H35V180H38L37 182H34L33 181V177L34 176H36V175H38V174H40ZM64 172H67V173H64ZM166 172V171H165ZM17 173V172H16ZM46 173V174H45ZM61 173H62V175H61ZM64 173V174H63ZM159 174H160V172H158ZM36 174V175H35ZM42 174V173H41ZM40 174V175H41ZM89 174V173H88ZM87 174V175H88ZM159 174H158V176H159ZM163 174V173H162ZM167 174V175H166ZM20 175V174H19ZM46 175V176H45ZM153 175V174H152ZM4 176V175H3ZM14 176V175H13ZM12 176V173H11V175H10V177H13ZM39 176V175H38ZM42 176V175H41ZM60 176V177H59ZM88 176H90V174L88 175ZM157 176V175H156ZM157 176V177H158ZM157 177H155V178H157ZM3 178V177H2ZM87 178V177H86ZM85 178V179H86ZM89 178V177H88ZM87 178V179H88ZM91 178V179H92ZM10 179V178H9ZM86 179V180H87ZM91 179H89V180H91ZM145 179V178H144ZM186 179V178H185ZM146 180H148V181H146ZM145 180V182H149L150 181V179H146ZM92 181V180H91ZM91 181H88V182H91ZM141 181V182H142ZM0 182V183H1ZM84 182V181H83ZM86 182L87 181H85V185H86ZM139 182V183H138ZM182 182H184L185 183V191H183L182 193L180 192V186L182 185L183 186V184H182ZM92 184V183H91ZM143 184H144V181H143ZM142 183H141V185H143ZM9 185H11L10 187H9ZM84 185V186H85ZM139 186V187H141L142 188V186ZM137 186V185H136ZM135 186V187H136ZM143 186H145L146 187V184L145 185H143ZM149 185H147V187H148ZM139 187H136L137 189L139 188ZM145 187H143V188H145ZM86 188H87V186H86ZM91 188V187H90ZM93 188V187H92ZM132 188V189H133ZM143 188H142V190H143ZM88 190H89V187L87 188ZM94 190H95V188H93ZM122 189V192H123V189H124V191L125 192H123L122 194H125L126 192V194L128 195H122L121 194V192H119L118 193V195H117V192H116V190H121ZM125 189H127V190H125ZM131 189V190H132ZM148 188H145V190H147ZM90 190H92V189H90ZM134 190V189H133ZM139 190V189H138ZM141 190V189H140ZM145 190H143V191H145ZM150 190H147V191H150ZM99 191V190H98ZM103 191V193H105ZM115 191V192H114ZM182 191V190H181ZM93 192H95V191H93ZM100 192V191H99ZM102 192V191H101ZM133 192V194H134V191H132ZM191 192V193H190ZM114 193V194H113ZM129 193V194H128ZM144 193V192H143ZM148 193H146V195L148 194ZM158 193V194H157ZM101 194V193H100ZM113 194V195H112ZM145 194V193H144ZM143 194V195H144ZM93 195H95V194H93ZM93 195H91V196H93ZM105 195H106V197H105ZM146 195H144V196H146ZM154 195V194H153ZM104 196V197H103ZM129 197V198H127V197ZM142 196V195H141ZM140 196V197H141ZM130 199V200H129ZM141 199V198H140ZM144 199H141L142 201L144 200ZM94 200V199H93ZM121 200H119L120 202H118V200L116 201V203H121L122 201ZM129 200V201H128ZM92 201V200H91ZM172 201V202H171ZM74 202H77L76 204H74ZM87 202V203H86ZM144 202V201H143ZM172 203V205L174 206L173 207V210L172 209H170L169 208V206L171 205V204H169V203ZM45 203V207L44 206H42L43 204ZM86 203V204H85ZM93 202H91V204H92ZM134 203H135V201H134ZM90 204V203H89ZM96 204V205H97ZM117 204V205H118ZM88 205V204H87ZM86 205V206H87ZM94 205V204H93ZM120 205V204H119ZM141 205V204H140ZM171 205V206H172ZM39 206H42V208H43V210H42V208H41V210H37V211H34V210H36V208L37 207H39ZM114 206V205H113ZM131 206H128V207H131ZM136 206V205H135ZM138 206V205H137ZM146 206V207H145ZM238 206H243V207H247L248 209H245V208H243L242 207V211L240 212V210H239V212H240V214H239V216H238V218L240 217H243V219L241 218V219H239V221H241V220H244V216L245 215H247V213H249L250 214V212H247V210L249 211L250 209V211L251 212H253V213H251V214H255L256 216H252V215H250V217L252 218H250L251 220H250V222H248L249 220L248 219H245V221H247V223H245V221H244V223L243 224H241V222H239L240 223V226L238 225L239 223H237L236 224V226L238 225L239 226V228H237V229H234V227H236V226H230L229 227V225H230V223H229V225L227 226V224L224 226V225H222L221 227V229L218 231V229H216L218 226L216 225V224H218V221L220 220V218H222V217H226V215L231 211V210H233V208H236V207H238ZM82 207V206H81ZM80 207V208H81ZM89 207V206H88ZM91 207L93 208V206L91 205ZM96 207V206H95ZM110 207V206H109ZM114 207H116V206H114ZM127 206H125L124 208H126ZM98 208V207H97ZM117 208V210H116V212L118 211V209L120 208V206H118V207H116ZM122 208V207H121ZM250 208V209H249ZM82 209V208H81ZM127 209V208H126ZM125 209V210H126ZM129 209V208H128ZM127 209V210H128ZM138 209V208H137ZM169 209L171 210V211H169ZM244 209V210H243ZM264 209V208H263ZM80 210V209H79ZM89 210V209H88ZM92 210H94V209H92ZM120 210H122V212H123V209H120ZM7 211H15V213H14V216L12 217H5V215L7 214H5V212H7ZM38 211H40V212H38ZM82 211H83V209H82ZM84 211H85V209H84ZM131 211V210H130ZM33 212H37V213H33ZM85 212H87V211H85ZM89 212V211H88ZM92 212V211H91ZM121 211H119V212H117L118 214L120 213ZM9 213V212H8ZM16 213H17V215H16ZM69 213V214H68ZM76 213H75V215H76ZM78 213H79V211H78ZM84 213V212H83ZM90 213V212H89ZM5 214V215H4ZM81 214H82V212H81ZM128 214H129V211H128ZM75 215H73L72 216V214H71V217L73 218ZM9 216V215H8ZM69 216V217H68ZM115 216V217H114ZM123 216V215H122ZM187 216H191V222L188 220V222H186L187 221V219H186V221L184 220ZM231 216V215H230ZM249 216V215H248ZM248 216H246V217H248ZM118 217H119V215H118ZM117 217V218H118ZM77 218H78V220H77ZM89 218V219H90ZM109 218V219H110ZM227 218V217H226ZM225 218V219H226ZM237 218V217H236ZM249 218V217H248ZM254 218V219H253ZM34 219V220H33ZM120 219V218H119ZM190 219V218H189ZM219 219V220H218ZM235 219V218H234ZM234 219H233V221H234ZM77 220V221H76ZM184 220V221H183ZM223 220V219H222ZM228 220V219H227ZM238 220V219H237ZM90 221V222H91ZM116 221V220H115ZM114 221V223H117V221L115 222ZM221 221V220H220ZM219 221V222H220ZM236 221V220H235ZM102 222H100V223H102ZM110 222V221H109ZM118 222H119V220H118ZM224 222H225V220H224ZM236 222H238V221H236ZM236 222H234V223H236ZM31 223V225H29ZM93 223V222H92ZM108 223V222H107ZM111 223H112V221H111ZM225 223H228V222H225ZM224 223V224H225ZM104 224H105V222H104ZM220 224V223H219ZM233 224V223H232ZM27 225H29L30 227H29V229H28V232H27ZM103 225V224H102ZM105 225H107V224H105ZM114 225V224H113ZM112 225V226H113ZM214 225H216L217 227H215ZM235 225V224H234ZM94 226V225H93ZM147 226H151V229H149ZM224 226V227H223ZM102 227V226H101ZM100 227V228H101ZM231 227H233V228H231ZM93 228V227H92ZM97 227H95V229H96ZM107 228V227H106ZM105 228V229H106ZM135 228H137L136 230H135ZM213 228H215L216 230L214 231V232H212L214 229ZM253 228H254V230L256 229V231H255V233H253L254 232V230H253ZM26 229V230H25ZM74 229V230H73ZM94 229V228H93ZM112 229V231H110ZM125 229H129L130 230V232H129V230L128 231H126V233H125ZM132 229V230H131ZM90 230H92V229H90ZM99 230V229H98ZM104 230V229H103ZM133 230H135L136 232H134ZM71 231H72V233H73V231H76V232H74L75 234L73 235V234H71ZM93 231V230H92ZM100 231V230H99ZM102 231V230H101ZM101 231H100V234L102 235L103 233H101ZM70 232V233H69ZM98 232V231H97ZM127 232H129V235H126L127 234ZM134 232V233H133ZM108 233V232H107ZM133 233V234H132ZM210 233V234H211ZM17 234H19L20 235V238L17 236ZM91 234V233H90ZM104 234H106L105 232H104ZM198 234H200V233H198ZM238 234V235H240V237L241 238H243V243H240L239 241H241V239L237 242V241H235L234 240V238H232L233 236H235L236 237V235ZM17 236V238H18V240H19V246H17L16 245V248L18 247V250H19V253L18 254H21V256L22 257H25L26 258V256L28 255V256H30V257H32V259L33 260H29V258H27V259H25V258H23V259H21V257L19 256L18 257V255H17V257L15 256V252H14V254L12 253V254H8V250L10 249V248H13L15 245L13 244V241H14V243L16 242L13 238H12V236ZM71 235V236H70ZM93 235V234H92ZM99 235V234H98ZM108 235H109V233H108ZM107 235V236H108ZM195 235V234H194ZM1 236H2V238H4V237H9V238H7V239H5L4 238V240H2L1 239ZM90 236V235H89ZM89 236H87V237H89ZM100 236V235H99ZM98 236V237H99ZM193 236V237H192ZM202 236V235H201ZM212 236V237H213ZM92 237V236H91ZM104 237H106V236H103V238ZM203 237V236H202ZM212 237H211V239H212ZM239 237V236H238ZM237 237V238H238ZM10 238H12L13 239V241L10 239ZM16 238V237H15ZM17 238H16V240H17ZM97 238V237H96ZM108 238V237H107ZM199 238V237H198ZM204 238V237H203ZM93 239V238H92ZM95 239V238H94ZM209 239V238H208ZM108 240V239H107ZM106 240V241H107ZM201 240V239H200ZM88 242V241H87ZM108 242V241H107ZM113 242V241H112ZM155 242V243H154ZM197 242V241H196ZM206 242H207V240H206ZM210 242V243H211ZM18 242H16V244H17ZM90 243H91V240H90ZM93 243H94V240H93ZM108 243H110V242H108ZM199 243V242H198ZM240 243V244H239ZM100 244V243H99ZM111 244V245H112ZM158 244V245H157ZM160 244V245H159ZM201 244H202V241H201ZM203 244H206V243H203ZM202 244V245H203ZM207 244H209V243H207ZM94 245V244H93ZM156 245V246H155ZM13 246V247H12ZM92 246V245H91ZM109 246V245H108ZM162 246V247H161ZM204 247H205V245H203ZM257 246V249L255 248ZM90 247V246H89ZM97 247V246H96ZM102 248H103V246H101ZM93 248V247H92ZM98 249H99V247H97ZM202 248V247H201ZM206 248V247H205ZM204 248V249H205ZM254 248L256 249L255 251L256 252H252L253 250H254ZM14 250H16L15 248H13ZM78 249V250H77ZM85 249V248H84ZM93 249H95V248H93ZM129 249V250H130ZM190 249V251L189 252H187L188 250ZM203 249V248H202ZM17 250V251H18ZM123 250V251H122ZM187 250V251H186ZM193 250V251H192ZM206 250V249H205ZM204 250V251H205ZM257 250L258 251H260L259 253L257 252ZM192 251V252H191ZM7 252V254H5ZM120 252V253H121ZM205 252H207V251H205ZM252 252V253H251ZM97 253V252H96ZM120 253H119V256H120ZM200 253V254H201ZM98 254V253H97ZM103 254V253H102ZM116 254V255H115ZM200 254H198V255H200ZM205 255H206V253H204ZM203 254V255H204ZM250 254V255H249ZM126 255V254H125ZM101 256V257H102ZM256 256V257H257ZM90 257L91 258H93V256L92 255H90ZM98 257V256H97ZM200 257L201 256H199V259H200ZM264 257V255L261 257V259ZM19 259L20 258V263H19V260L17 261V259ZM95 258V257H94ZM94 258H93V260H94ZM117 258V260H118V257H116ZM251 258H253V259H251ZM256 259V258H255ZM254 259V260H255ZM21 260H23L24 262H21ZM26 260V261H25ZM142 260V261H143ZM258 260H259V262H258V264L260 263V261H262V260H260L259 258H258ZM30 261V262H29ZM89 261H91V260H89ZM96 261V260H95ZM99 261V260H98ZM139 261H141V260H139ZM141 261V262H142ZM157 261H155L156 263H157ZM198 261V260H197ZM215 261V262H214ZM222 261V262H223ZM92 262V261H91ZM198 262H200V261H198ZM197 262V263H198ZM218 262H220V261H218ZM217 262V263H218ZM26 263V264H27ZM94 263V261L92 262V264ZM98 263V262H97ZM117 263H115V264H117ZM201 263H202V261H201ZM212 263V264H213ZM216 263V264H217ZM25 264V263H24ZM89 264H90V262H89ZM101 264H102V262H101ZM139 264H141V263H139ZM218 264H220V263H218ZM223 264V263H222ZM256 264H257V262H256ZM261 264V263H260ZM262 264H264V261H263V263Z\"/></svg>",
	"mask_w": 264,
	"mask_h": 264
},
{
	"label": "rangeland",
	"instance_id": "rangeland-1",
	"mask_svg": "<svg viewBox=\"0 0 264 264\" xmlns=\"http://www.w3.org/2000/svg\"><path fill=\"white\" fill-rule=\"evenodd\" d=\"M4 1V2H3ZM0 0V39L1 40H3V42H1L0 41V45H1V51H3V54H2V52L0 51V53L2 54H0V61L2 60V64H1V62H0V65H4L5 64V62H9V67L7 66V64L8 63H6L4 66H5V68H6V70H5V68L4 67H0V82L2 83H0L1 84V86L0 87H3L4 88V86H5V88H4V90L2 91L1 89H0V91L2 92H0L1 94H0V96L3 94V96H1L0 97V123H2V121H3V123L1 124V125H5V120H8L9 121V119L11 120V121H9V122H11V123H16L17 121H16V116H17V119H18V121H23V122H25L24 123V125H25V127H23L22 129V131L20 132V131H18V133H21V134H18V136L20 135L21 137H26V139H29V138H31V139H29V141L27 140H25V141H23V143H22V140H21V142H19L20 140H19V138H21L20 136L18 137V136H16L17 138H18V140L16 139V138H14L15 140H17L18 142V144H13V142H16V141H14L13 139V141L12 140H10V142H12L11 144H10V142H9V140L8 141H6L4 144H6L7 142H9L8 143V146H9V144H10V147H8L7 146V144L5 145V147L6 148H12V147H14V145H15V147H16V145H18V146H20L19 148H18V146H17V151H19V153L17 152V151H13V153H14V155H16V156H14L13 154H11L10 153V155L8 156V157H10V156H12V158H14L15 159V157H17L15 160H17V162H16V164L14 163L15 162V160H13L11 157V160L12 161H14V162H12V164L14 163V166H12V164H11V166L12 167H10V170L12 171V169H14L13 167H15V169H14V171L15 172H11L12 173V176L13 177H10V175H11V173H10V175H9V172H3V174H2V176H0V182H1V180L3 181V179L4 180H6L4 177H5V175H6V177H7V174H8V178H7V180H6V186H8V184H10V182H8L9 180L12 182L11 183V185L13 186V187H15V185L17 184V182H19L18 180H20V178L22 179V175L24 176V174L23 173H25V168L26 167H28V166H26V165H28L27 164V158H26V156H27V154H30V153H32L34 150H36V149H38V146L41 144V143H39L38 141L40 140V137L39 136H37V131H39L38 132V134L40 135V131H41V128L43 127V126H45V125H47L49 122L47 121V118L49 119L50 118V115H52L53 114V111H54V114L52 115V116H55V118H54V120H57L56 119V117L58 118L59 117V119L57 120V121H63V120H61L60 119V117L63 119L64 118V122H66V121H68L67 122V124H70L71 126H76V124H77V126H80V128H81V133L84 131V133H82V136H83V138L81 137V135H80V137L81 138H79V140H76V142L75 141H73L71 138H70V134L68 133V137H66V135H67V133L65 132V134L66 135H63V133H62V135L64 136V138L63 139H65L66 138V141H68V143H69V140L71 141V142H75V143H77V145H74V146H78L77 147V149H75V147L73 146L72 147V145L71 144H68V145H71V147H69V148H74V150L76 151V150H80V148H81V151L85 148L86 150H88L87 152H86V150L84 149L83 150V152H81L80 153V151L78 152V151H76V152H78V154H81V155H83L82 153H84V154H86L85 156H86V158L84 159V161H86L85 163L82 161V162H78L79 164L80 163H83L82 165L80 164H78L79 165V167H75V168H73V170H71V171H69V174H71L70 172H73V171H75L76 172V170H87V174L89 173L90 174V176H88L87 174L85 175V178L87 177H89L87 180L84 178L83 179V181H82V190L85 188V190H83V192H85V195L87 196V195H89L90 193H91V195H93V194H95V195H93V196H91V195H89V196H87L88 198L90 197V199H88L87 201L90 203H85L86 205H84L83 203H80V204H82V205H78V204H76L77 202H74V204H76L77 206H76V210H77V213H76V215H75V213L73 212H71L70 214H69V216H70V218H69V220L71 219V220H74L76 217H77V215H78V218H80L81 216L80 215H83L82 216V219H84V217H85V219H84V221L86 222V220H89V222H87L88 224H86L87 226H89L90 228H87L88 229V231H87V235L85 236V238H84V241L85 240H87L86 242H85V244L83 245V247L81 248V249H83V251H84V253L86 254V256L88 257V263L87 264H89V262H90V264H92V262L94 261V263L93 264H101V262H102V264H103V260L102 261H100L101 259H103V256L102 255H104V251L108 248V247H111V246H113L114 244L116 245L117 244V242H115L113 239H110V232L108 231L109 230V228H112L113 230L117 227V225H118V228L116 229V230H119V228H120V226H121V223H122V221L124 220V218L126 217L127 219L129 218L128 216H130V214L131 213H133V211H134V213H135V211L136 210H139L140 208L141 209H143L144 211H145V209L147 210V208H144V206H143V204L145 205V200L147 199V201L149 200H153V198H155L157 195H156V193H152L151 192V190H150V187H152V186H150V184L152 185V182L153 181H156L158 178H160L161 176L163 177L164 175H165V173H168V171L169 172H172V171H174L175 169H183L184 171H183V179H184V182L187 180V177H189L188 176V174L190 173V174H192L193 172H194V170H195V168H192V166H191V164L192 163H194V162H192L191 163V161H194L193 160V158L194 159H197L198 158V154L200 153V151H201V149L199 148V149H195L196 148V146L195 145H193L194 143H195V141H199L200 142V138H202V141H201V143H206L207 141H206V138L207 139H209L208 137H210V138H212V136L216 133L217 134V132H219V131H216V132H214V130H215V128L218 130V126H216L215 125V123H217L216 122V120L218 121V119L217 118H227L228 119V116H229V119H231V118H233L234 119V122H233V119L230 121V122H233V124L232 125H230V127H232V126H234V124H235V122H236V124H237V121L239 120V118H238V120H237V112H239L240 110L242 111L243 110V108L245 109V111L246 110H249V111H247L246 113H247V115H248V119H249V124H248V129H250L251 127L250 126H252L253 128V130L252 129H250L251 131H256V132H254L255 134H259V133H261L262 132V130H264L263 129V127H264V122H263V120H264V92H263V90H264V84L263 85H260L259 87H257V89H256V86H252V85H254L253 84V79H251L252 77L254 78V76H252V73H255V71L257 70V69H255V71L254 72H252L253 71V68H256V65L258 66V62H256L258 59H255V58H251L252 57V55H254L253 57H256V58H258L257 56L259 55V53L261 52L262 53V51H255V52H253V54L251 55V56H244L242 59V61H244V62H247L248 63V61H246L245 59L247 58V60H249V63H250V60H252V62H251V65L250 64H247V65H244L245 63L243 62V65H242V67H235L236 69L234 70V76H233V78H236L235 80H234V82L236 83L237 82V84H235L236 85V87H237V89L235 88V86L232 84V82L233 81H230L231 83V85H229V83H228V81H226V78H227V76H225V75H228L229 73L228 72H226V71H224L225 70V66H223V61L221 60V59H219L220 61H222V63L223 64H221V62L220 61H215V62H217L216 63V65H215V63H213L212 64V61H210V59H212V55H215L214 54V50H215V52L217 51V49H215V46H217V44H219L218 42H219V40H217V38L218 37H220V35L222 34V36L223 35H226V36H230V34L231 35H236V34H246L245 35V37L247 38H249V37H251V35L253 34L252 32H258V31H260L261 29H262V26L261 25H259L258 24V26H257V24L255 23V22H251V20H247L246 21V19L245 20H243V19H241V18H239L238 16H239V14H240V12L242 11V13L244 14V10H245V13H247L248 11L247 10H249V12H250V10H251V7H252V4H251V2H252V0L250 1V0H244V1H246V2H244L243 0L240 2V4H238V7L235 9V12L233 11L232 13L231 12H229L228 14H227V21H228V23H226L227 21H225V22H223V24H221V23H217V21L215 22V21H211L209 24H206L205 22H202V21H200V19L198 18V17H187L188 15L187 14H189L187 11H190V8H188V7H186V5H188V4H190L191 3V1L193 2L194 0H184V2H183V0H177L180 4H182L183 3V5H179L178 4V2H176L178 5L175 7V5L176 4H174V2L176 1H171L174 5H170V4H172V3H170L169 5L171 6L170 8H172V9H174V7L176 8V10L177 9H179L178 7H180V9L182 8V7H184V9H185V11H183L184 9L182 8L180 11L178 10L177 12L175 11V13L173 14L174 15V17H173V15H168L169 17H172V18H169L168 16H166V19L164 18V20L162 19L163 17H161L160 16V18L157 16V15H159V14H157L158 12H160V11H158V10H160L159 8L161 7L160 5H161V3H162V1L160 0V2H156V1H158V0H150L151 2H149V0H145V2H144V0L143 1H139V0H133V2L132 3H134L133 5L130 3V4H126V7H128V8H130V7H132V9L130 8L129 9V12L130 13H126V14H122V12L120 11V13H118L119 11H118V9H119V5H120V2H119V0H90V2L88 1V0H62L61 2H60V0H59V2H60V6H59V2H58V0H38V1H40V4H39V2L36 0H10V1H8V0ZM18 3H17V2ZM64 1V2H63ZM95 1V2H94ZM137 1H139V2H137ZM153 1V2H152ZM182 1V2H181ZM188 1H190V2H188ZM221 1H223V2H221ZM218 0L217 2H219L220 4L222 3V4H224V0ZM248 1H250V4L248 3ZM263 1V0H262ZM14 3L13 5H11L12 3ZM25 2H27V3H25ZM36 4H35V3ZM38 2V3H37ZM47 2V3H46ZM150 4H149V3ZM157 4H156V3ZM243 2V3H242ZM4 3V4H3ZM7 3V4H6ZM26 5H25V4ZM31 3V4H30ZM78 3V4H77ZM87 3V4H86ZM102 3V4H101ZM113 3V4H112ZM140 3L142 4V5H140ZM146 4V5H144L143 6V4ZM155 3V4H154ZM184 3H186V4H184ZM243 5H242V4ZM244 3H245V5H244ZM253 3V2H252ZM261 3H264V1L263 2H261ZM9 4V5H8ZM16 4V5H15ZM35 6H34V5ZM38 4H39V6H38ZM42 4V5H41ZM58 4V5H57ZM63 4V6H61ZM71 4L73 5V6H71ZM83 4V5H82ZM94 4V5H93ZM152 4V5H151ZM160 4V5H159ZM191 4H193V3H191ZM248 4V5H247ZM3 7H2V6ZM24 5V6H23ZM32 7H31V6ZM38 7H37V6ZM41 5V6H40ZM48 5V6H47ZM69 5V6H68ZM132 5V6H131ZM136 5V6H135ZM154 5V6H153ZM157 5H159V6H157ZM250 5H251V7H250ZM262 5H264V4H262ZM15 6H17V7H15ZM21 6V7H20ZM30 6V7H29ZM56 6V7H55ZM77 6H78V8H77ZM79 6H82V7H80L79 8ZM83 6H85V8L83 7ZM88 6V7H87ZM102 6V7H101ZM116 8H115V7ZM144 8H143V7ZM191 6V5H190ZM189 6V7H190ZM243 6V7H242ZM1 7H2V9H1ZM8 7V8H7ZM29 8V9H26V8ZM35 7V8H34ZM40 7V8H39ZM44 7V8H43ZM47 7H49V8H47ZM136 7V8H135ZM159 7V8H158ZM249 7V8H248ZM4 8H7V9H4ZM19 8H20V10L21 11H23V12H21L20 10H19ZM22 8H23V10H22ZM31 8V9H30ZM34 8V9H33ZM65 8V9H64ZM71 8V9H70ZM73 8V9H72ZM91 8V9H90ZM102 8V9H101ZM103 8H104V10H103ZM134 8V9H133ZM146 8H148V9H146ZM158 8V9H157ZM246 8V9H245ZM42 9V10H41ZM56 9V10H55ZM75 9V10H74ZM79 9V10H78ZM83 9H84V12H80V11H83ZM86 9V10H85ZM90 9V10H89ZM96 9V10H95ZM111 9V10H110ZM152 9V10H151ZM171 9V10H172ZM243 9V10H242ZM7 10V11H6ZM18 10V11H17ZM25 10V11H24ZM58 10V11H57ZM71 10V13L69 12ZM78 10V11H77ZM94 10V11H93ZM116 10V11H115ZM138 10V11H137ZM141 10V11H140ZM156 10H157V12H156ZM187 10V11H186ZM239 10H241V11H239ZM20 11V12H19ZM27 11H28V14H26L27 13ZM41 11V12H40ZM89 11H91V12H89ZM101 11V12H100ZM118 11V12H117ZM134 12V13H132V12ZM149 11V12H148ZM173 11V10H172ZM185 12L184 14H181V13H183V12ZM247 11V12H246ZM26 12V13H25ZM35 12H37V14L35 13ZM102 12H103V14H102ZM116 12V13H115ZM140 12H141V14H140ZM237 12H239V13H237ZM40 13H41V15H40ZM47 13V14H46ZM64 15H63V14ZM76 13V14H75ZM85 15H84V14ZM92 13H93V15H92ZM107 15H106V14ZM145 13H149V14H146V16H145ZM151 13V14H150ZM172 13V12H171ZM178 13L179 14H181V15H183V17L182 16H179L178 15ZM187 13V14H186ZM236 13V14H235ZM3 14V15H2ZM13 14V15H12ZM15 14V15H14ZM57 14V15H56ZM59 14V15H58ZM66 14V15H65ZM69 14H71V15H69ZM79 14V15H78ZM130 14H132V15H130ZM237 14H238V16H237ZM61 15V16H60ZM77 15V16H76ZM96 17H95V16ZM103 15L104 17H103V19H101L102 17L101 16ZM137 15V16H136ZM141 15V16H140ZM232 15H234V16H232ZM236 15V16H235ZM242 15V14H241ZM241 15H240V17H241ZM2 16V17H1ZM28 16V17H27ZM58 16V17H57ZM69 16V17H68ZM74 16V17H73ZM84 17V18H82V17ZM98 16H99V18H98ZM128 16V17H127ZM131 16H133L132 18H131ZM135 16V17H134ZM140 16V17H139ZM152 16H153V20H152ZM157 16V18H155ZM188 18V19H186V17ZM3 17H5V18H3ZM18 17V18H17ZM67 17V18H66ZM76 17H79V18H76ZM81 17V18H80ZM106 17H108L107 19H106ZM137 17V18H136ZM146 17H148L149 18V20H148V18H146ZM165 17V16H164ZM177 18V20H174V19H176ZM33 18V19H32ZM48 18V19H47ZM60 18V20H58ZM65 18V19H64ZM92 18H93V20H92ZM95 18H96V21H95ZM113 18V19H112ZM117 19V20H115V19ZM134 18V19H133ZM140 18V19H139ZM146 18V19H145ZM151 18V19H150ZM159 18V19H158ZM169 18V19H168ZM174 18V19H173ZM193 18L196 20H193ZM198 18V19H197ZM25 19V20H24ZM29 21H28V20ZM68 19V20H67ZM71 19H73V20H71ZM80 19H82V20H80ZM112 19V20H111ZM158 19V20H157ZM184 19V20H183ZM236 19V20H235ZM240 19V20H239ZM31 20H33V21H31ZM67 20V21H66ZM74 20H75V22H74ZM79 20H80V22H79ZM90 20V21H89ZM99 20H100V22H99ZM106 20V21H105ZM108 20V21H107ZM114 20H115V23H114ZM121 20V21H120ZM134 20H137V21H134ZM161 22H160V21ZM169 20L170 21H172L173 22V24H172V22H169ZM192 20V21H191ZM232 22H231V21ZM243 20V21H242ZM15 21H16V23H15ZM31 21V22H30ZM46 21V22H45ZM59 21V22H58ZM61 21V22H60ZM66 21V22H65ZM71 21V22H70ZM87 21H89L88 23H87ZM105 23H104V22ZM118 21V22H117ZM123 21H126L127 23H125V22H123ZM143 21V22H142ZM156 21V22H155ZM157 21H159V22H157ZM168 21V22H167ZM179 21H181L180 23H179ZM234 21H236L235 22V24L236 23H238V25L236 24H234L233 22ZM238 21V22H237ZM240 21V22H239ZM242 21V22H241ZM252 23H250V22ZM253 21V20H252ZM5 22H7V23H5ZM11 22V23H10ZM49 22V23H48ZM53 22V23H52ZM70 22V23H69ZM74 22V23H73ZM123 22V23H122ZM141 22H142V25H141ZM145 22V23H144ZM152 22H155L154 24L152 23ZM175 22V23H174ZM177 22V23H176ZM194 22L195 23H197V24H194ZM244 22H247L246 24L244 23ZM2 23V24H1ZM13 23V24H12ZM18 23V24H17ZM33 23V24H32ZM47 23H48V25H47ZM100 23V24H99ZM104 23V24H103ZM107 23V24H106ZM137 23H139V24H137ZM146 23H147V25H146ZM199 23V24H198ZM201 23H203V24H201ZM206 25H208V26H206ZM211 23H212V25H211ZM214 23V24H213ZM232 23V24H231ZM244 23V24H243ZM256 24L255 26H254V24ZM32 24V25H31ZM39 24V25H38ZM54 24V25H53ZM75 24V25H74ZM79 24V25H78ZM81 24V25H80ZM109 24V25H108ZM116 24V25H115ZM118 24V25H117ZM125 26H124V25ZM157 24V25H156ZM181 24H182V26H181ZM191 25V27H190V25ZM217 24V25H216ZM219 24V25H218ZM225 24H226V27H227V25H228V27L226 28L225 27ZM241 24H243V27H242V25ZM11 25V26H10ZM66 25V26H65ZM74 25V26H73ZM90 25V26H89ZM93 25H94V27H93ZM124 27H123V26ZM128 25H130V26H128ZM141 25V26H140ZM171 27H170V26ZM175 25V26H174ZM188 25V26H187ZM200 25H202V27H198V26ZM204 25V26H203ZM223 25V26H222ZM232 25V26H231ZM251 25V26H250ZM5 26V27H4ZM34 26V27H33ZM38 26V27H37ZM67 26H68V28H67ZM75 28H73V27ZM78 26V27H77ZM81 26V27H80ZM96 26V27H95ZM105 26H106V28H105ZM118 26H120V27H118ZM134 26V27H133ZM135 26H136V28H135ZM139 26V27H138ZM147 26V27H146ZM149 26H151V27H149ZM158 26V27H157ZM160 26V27H159ZM173 26V27H172ZM209 26H210V28H216V29H209L208 30V28H209ZM212 26V27H211ZM231 26V27H230ZM237 26H239V27H237ZM244 26H246L245 28H244ZM253 26V27H252ZM13 27V28H12ZM16 27V28H15ZM33 27V28H32ZM47 27H49L48 29H47ZM105 28V30H104V28ZM125 27H126V29H125ZM141 27V28H140ZM155 27V28H154ZM163 29H162V28ZM188 27V28H187ZM221 27V28H220ZM233 27H235V28H233ZM7 28H9V29H7ZM10 28H11V31H10ZM23 28V29H22ZM37 28V29H36ZM40 28V29H39ZM58 28V29H57ZM76 28H78V29H76ZM83 28V29H82ZM88 28V29H87ZM99 28H100V30H99ZM114 28V29H113ZM116 28V29H115ZM118 28V29H117ZM119 28H121V30L119 29ZM131 29V30H129V29ZM134 28V29H133ZM167 28H169L168 29V31H166L167 30ZM172 28H174V29H172ZM189 28H191V29H189ZM194 28H195V30H194ZM200 28V29H199ZM207 28V29H206ZM229 28V29H228ZM232 28V29H231ZM237 28V29H236ZM239 28V29H238ZM242 28V29H241ZM254 28H255V30H254ZM258 28V29H257ZM261 28V29H260ZM4 29V30H3ZM7 29V30H6ZM15 29V30H14ZM25 29H27V30H25ZM65 29V30H64ZM87 29V30H86ZM103 29V30H102ZM112 30V31H109V30ZM123 29V30H122ZM137 29H140V30H137ZM150 31H149V30ZM171 29V30H170ZM177 29V30H176ZM234 29H236V30H234ZM252 29V30H251ZM9 30V31H8ZM50 30V31H49ZM60 30V31H59ZM72 30V31H71ZM75 30V31H74ZM88 30H90L89 32H88ZM99 30V31H98ZM116 30H117V32H116ZM129 30V31H128ZM170 30V31H169ZM179 30V31H178ZM185 32H184V31ZM188 30V31H187ZM212 30V31H211ZM231 30V31H230ZM241 30V31H240ZM18 31V32H17ZM34 31V32H33ZM45 31V32H44ZM47 31V32H46ZM66 31V32H65ZM77 31H79V32H77ZM81 31V32H80ZM83 31V32H82ZM92 31V32H91ZM93 31H94V33H93ZM178 31V32H177ZM192 31H194V33L192 32ZM200 31V32H199ZM224 31H225V33H224ZM7 34H6V33ZM20 32V33H19ZM39 32H40V34H39ZM42 32V33H41ZM54 32V33H53ZM62 32V33H61ZM74 33V34H72V33ZM77 32V33H76ZM88 32V33H87ZM175 32V33H174ZM191 32V33H190ZM207 32V33H206ZM227 32L229 33L228 35H227ZM24 33V34H23ZM44 33V34H43ZM83 34V35H81V34ZM91 33V34H90ZM147 33V34H146ZM183 33V34H182ZM196 33V34H195ZM215 33V34H214ZM217 33V34H216ZM219 33H220V35H219ZM233 33V34H232ZM249 33L251 34V35H249ZM22 34V35H21ZM52 34V35H51ZM87 34V35H86ZM170 34V35H169ZM176 34V35H175ZM192 34H193V36H192ZM207 34V35H206ZM212 34V35H211ZM18 35H19V37H18ZM33 35V36H32ZM39 35V36H38ZM53 35H54V37H53ZM93 35V36H92ZM117 35V36H116ZM158 35H161V36H158ZM174 35V36H173ZM180 35V36H179ZM188 35H189V38L190 37H193V39H194V41H195V43H194V41L192 40L191 42H192V45H190L191 44V42L189 43V41L187 42V38H188ZM214 35V36H213ZM216 35V36H215ZM219 35V36H218ZM67 36V37H66ZM69 36V37H68ZM76 36V37H75ZM84 36H85V39H84ZM105 36H107V37H105ZM112 36V37H111ZM154 36V37H153ZM166 36H168V37H166ZM207 36V37H206ZM212 36H213V41L215 42L216 40H217V42H216V45H215V43L210 39V38H212ZM220 37V40L223 38V37H226V36H223V37ZM50 37H51V39H50ZM79 37V38H78ZM109 37V38H108ZM170 37H172V38H170ZM183 37V38H182ZM195 37V38H194ZM201 37H203L202 38V40H201ZM215 37H217L216 39H215ZM3 38V39H2ZM12 40V39H15V40H10V39ZM22 38V39H21ZM46 38V39H45ZM123 38H124V40H123ZM143 38H144V40H143ZM147 38V39H146ZM150 38H151V40H150ZM154 38V39H153ZM162 38V39H161ZM184 38H186V39H184ZM28 41H27V40ZM44 39V40H43ZM65 39V40H64ZM79 39V40H78ZM80 39H81V41H80ZM130 39V40H129ZM147 41H146V40ZM161 39V40H160ZM173 39V40H172ZM174 39H176V41L174 40ZM179 39V40H178ZM182 39H184V40H186V42L184 41V40H182ZM198 39H200V41L198 40ZM4 40H6V41H4ZM8 40H10L11 41V45H9L10 44V41H8ZM22 40V41H21ZM78 40V41H77ZM86 40V41H85ZM106 40V41H105ZM108 40V41H107ZM119 40V41H118ZM142 40V41H141ZM156 40V41H155ZM163 40H164V42H163ZM167 40V42H165ZM180 40H182L181 42H182V44H183V46L180 44L181 42H180ZM196 40L198 41V42H196ZM207 41V42H204V41ZM210 40H211V42H213L212 44H211V42H210ZM118 41V42H117ZM127 41V42H126ZM130 41V42H129ZM149 41V42H148ZM155 41V42H154ZM160 41V42H159ZM176 42V44H175V42ZM19 42V43H18ZM28 42V43H27ZM48 42V43H47ZM51 42V43H50ZM63 42V43H62ZM66 42V43H65ZM78 44H77V43ZM83 42V43H82ZM101 42V43H100ZM110 42H112V43H110ZM114 42V43H113ZM121 42V43H120ZM133 42V44H131ZM152 42V43H151ZM180 42V43H179ZM199 42H201L202 44H201V46L202 45H204V46H199L200 45V43ZM93 43L95 44V45H93ZM97 43V44H96ZM116 43H118V44H116ZM120 43V44H119ZM124 43V44H123ZM126 43V44H125ZM130 44V45H128V44ZM140 43V44H139ZM143 43H146V44H143ZM150 43V44H149ZM159 44V46L162 48V46H163V48L161 49L159 46H158V44ZM177 43H178V45H177ZM197 43V44H196ZM23 44V45H22ZM26 44V46H24ZM29 44V45H28ZM51 44V45H50ZM78 46H77V45ZM79 44H81V47L79 48ZM105 46H104V45ZM157 44V45H156ZM174 44V45H173ZM182 46V48L181 47H179V48H177L178 46H180V45ZM199 44V45H198ZM210 44V45H209ZM4 45V46H3ZM7 45V46H6ZM32 45V46H31ZM64 45V46H63ZM71 45V46H70ZM87 46V47H84V46ZM99 45V46H98ZM102 45V46H101ZM121 45V46H120ZM134 45H136V47H132V46ZM151 47H150V46ZM153 45V46H152ZM172 45V46H171ZM176 45H177V47H176ZM184 45H185V47H184ZM188 45V46H187ZM207 45H209L207 48H206V46ZM215 45V46H214ZM5 46H6V48H5ZM11 46L13 47V49L12 50H8L9 48H11ZM34 46V47H33ZM73 46H75L74 48H76V49H78V50H75L74 48H73ZM104 46V47H103ZM114 46V47H113ZM126 46V47H125ZM130 46V47H129ZM141 46V47H140ZM142 46H144V47H142ZM148 46V47H147ZM189 46H192L191 48L189 47ZM198 46V47H197ZM9 47V48H8ZM30 47V48H29ZM66 47V48H65ZM93 47V48H92ZM100 47H102V48H100ZM107 47H108V49H109V51L107 50ZM140 47V48H139ZM145 47H147L146 48V51L149 49L150 50V48H153L154 50H150L151 51V53H150V51L147 53L146 51H144L145 50ZM155 47L157 48V49H155ZM173 47V48H172ZM175 47H176V49H175ZM187 47V48H186ZM200 47V49H198ZM209 47H210V49H209ZM212 47V48H211ZM25 48H28L27 50L25 49ZM68 48V49H67ZM81 48H85V49H81ZM87 48V49H86ZM92 48V49H91ZM112 48V49H111ZM117 48V49H116ZM166 48L168 49V52H167V50H166ZM181 48V49H180ZM195 49V51H194V49ZM206 48V49H205ZM26 51H25V50ZM47 51V53H45L46 51ZM49 49H50V51H49ZM72 49H74V50H72ZM99 50V52H98V50ZM102 49V50H101ZM125 49V50H124ZM132 49V50H131ZM136 49V50H135ZM139 49L142 51V49H143V51H142V53L141 52H139ZM170 49H172V51L170 50ZM174 49V50H173ZM191 49V50H190ZM214 49V50H213ZM8 51V52H6L5 53V51ZM29 50V51H28ZM36 50H38V51H36ZM54 50V51H53ZM57 50H59L58 52H57ZM81 50V51H80ZM85 50V51H84ZM86 50H87V52H86ZM122 50V53L121 52H119V51H121ZM131 50V51H130ZM134 50H135V53L136 54H138V55H136V54H133L134 53ZM178 50V51H177ZM181 50H183V51H181ZM193 50V51H192ZM198 50V51H197ZM207 50V51H206ZM209 50V51H208ZM210 50L213 52L212 53V55H211V52H210ZM12 51V52H11ZM13 51H14V53H13ZM21 51V52H20ZM49 51V52H48ZM63 51V52H62ZM76 51V52H75ZM78 51H80V53L78 54V56H77V53H78ZM102 51V52H101ZM118 51V52H117ZM138 51V52H137ZM155 51V52H154ZM157 51H158V53H157ZM166 51V52H165ZM169 51H171V52H169ZM181 51V52H180ZM192 51V52H191ZM27 52V53H26ZM33 52H34V54H33ZM37 52V53H36ZM38 52H40V54L38 53ZM66 52V53H65ZM70 52V53H69ZM73 52V53H72ZM82 52V53H81ZM101 52V53H100ZM109 54H108V53ZM129 52H130V54H129ZM145 52H146V54H145ZM162 54H161V53ZM174 52V53H173ZM176 52V53H175ZM177 52H178V55H176L177 54ZM180 52V53H179ZM184 52V53H183ZM189 52V53H188ZM200 52V53H199ZM202 52V53H201ZM204 52V53H203ZM210 52V53H209ZM258 52V53H257ZM9 55H11V56H9ZM14 55H13V54ZM18 53H20V55L18 54ZM23 53V54H22ZM30 53V54H29ZM50 53V54H49ZM53 53V54H52ZM63 53V54H62ZM69 53V54H68ZM84 53H86V54H84ZM97 53V54H96ZM105 53V54H104ZM118 53V54H117ZM154 54V57H152L153 56V54ZM173 53V54H172ZM181 53H182V55H183V57H182V55H181ZM195 55H194V54ZM209 53V54H208ZM261 53H260V56H261ZM49 54V55H48ZM57 54V55H56ZM67 54L68 55H70V56H72L73 54L74 55H76L77 57H79V58H77L76 56H74L73 58H75L76 57V59H74L75 61H77V62H79V63H77V62H75L74 60H73V58L71 57V59H70V56H67ZM72 54V55H71ZM83 54V55H82ZM96 54V55H95ZM100 54H102V56L100 55ZM108 56H107V55ZM152 54V55H151ZM159 54H160V57H159ZM164 54V55H163ZM187 54L189 55V56H187ZM202 54V55H201ZM205 55V57H204V55ZM4 55V56H3ZM6 55H8L9 57H7L6 58ZM18 55V56H17ZM21 55H22V57H21ZM40 55V56H39ZM43 55H44V57H43ZM59 55V56H58ZM105 55V56H104ZM111 55V56H110ZM124 55H126V56H124ZM129 55H131V56H129ZM133 55V56H132ZM141 55V56H140ZM147 55L148 56H150L151 55V57L149 58V57H147ZM156 55V56H155ZM162 55V56H161ZM169 55V56H168ZM208 55H211V57L209 56V60H208V57H206V56H208ZM16 56L17 57V59H19V57L20 58H22L23 59V61H22V59H20V60H17V63L15 62L16 60H14L13 58ZM32 56V57H31ZM35 56V57H34ZM37 56V57H36ZM99 57V58H97V57ZM157 56H158V59H157ZM173 56V57H172ZM174 56L176 57L175 59H174ZM184 56H186L185 57V59H184ZM190 56H192V57H190ZM196 56V57H195ZM13 57V58H12ZM40 57H43V58H41L40 60H42V63H41V65L40 64H38L39 62H41L40 60H39V58ZM53 57V58H52ZM57 57H59L58 58V62H57ZM61 57V58H60ZM82 57V58H81ZM83 57H85V58H83ZM108 57V58H107ZM110 57V58H109ZM116 57V58H115ZM118 57H120V58H118ZM139 57V58H138ZM145 57V58H144ZM162 57L164 58V59H162ZM181 57V59L183 58L184 60H183V62H181V63H178V61H177V58H180ZM194 57V58H193ZM204 57V58H203ZM9 58V59H8ZM11 58V59H10ZM25 58H26V60H27V58L29 59L30 58V60H25ZM47 58V59H46ZM63 58V59H62ZM72 60V61H70L69 62V60ZM87 58V59H86ZM126 58V59H125ZM130 58H134L133 60L132 59H130ZM140 58H142V60H140ZM154 58V59H153ZM155 58H156V60H155ZM192 58V59H191ZM199 58H201V59H199ZM206 58V59H205ZM3 59H5V60H3ZM32 59H38L37 61L38 62H36V61H34V60H32ZM51 59V60H50ZM53 59V60H52ZM83 59V60H82ZM99 59H101V61L99 60ZM113 59V60H112ZM117 59V60H116ZM123 59V60H122ZM125 59V60H124ZM160 59H162V61L160 60ZM166 59V60H165ZM171 59H173V60H175V61H172ZM195 59V60H194ZM253 59H255V61L253 60ZM7 60V61H6ZM12 62H11V61ZM25 60V61H24ZM43 60H44V62H43ZM46 60H48V61H46ZM61 60V61H60ZM99 60V61H98ZM110 60V61H109ZM115 60V61H114ZM121 60L123 63H121V61H120V64H119V61ZM142 61V62H140V61ZM151 60V61H150ZM153 60V61H152ZM160 60V61H159ZM189 60H190V62H189ZM193 62H192V61ZM213 60V59H212ZM3 61H5V62H3ZM46 61V62H45ZM53 61V62H52ZM69 62V64H68V62ZM83 63H82V62ZM89 61V62H88ZM93 61H95L94 63H97V64H94L93 63ZM108 61V62H107ZM112 61H113V63H112ZM128 61V62H127ZM130 61V62H129ZM133 61V62H132ZM135 61V62H134ZM168 61H169V63H168ZM186 61V62H185ZM195 61H197V62H195ZM199 61H201V62H199ZM206 61V62H205ZM254 61V62H253ZM55 62V63H54ZM57 62V63H56ZM62 62V63H61ZM66 62V63H65ZM75 62V63H74ZM85 62V63H84ZM108 63V64H106V63ZM139 62V64L137 65V63ZM152 62H153V64H155L157 67H159V69L161 70L162 69V72H163V68H164V72H165V70H166V75L168 74V76H170L169 78H168V76L167 77H165L166 75H164V73H163V75H164V77H165V79L166 78H168V79H162V77H161V79L159 78H155L156 76H155V72H153L154 71V69H156L157 67H155V65H152ZM162 62V63H161ZM195 62V63H194ZM211 62V64L213 65L212 66V68H211V65L209 66V63ZM218 62H220V64L218 63ZM4 63V64H3ZM15 63V64H14ZM25 64V65H21V64ZM49 63H51V65L49 64ZM60 63V64H59ZM74 64V65H71V64ZM99 63H100V66H99ZM101 63L104 65L103 67L101 66ZM127 63H128V65L130 66L129 68H128V65H127ZM135 63V64H134ZM141 63V64H140ZM143 63H144V65H143ZM152 65V67H150L151 65ZM164 63V64H163ZM188 63H190L191 64V66H189L188 65ZM194 65H193V64ZM207 63H208V65H207ZM66 64H67V66H66ZM83 64V65H82ZM84 64H86V65H84ZM160 65V64H163L161 67L160 66H158V65ZM174 64V65H173ZM197 64V65H196ZM218 64V65H217ZM13 66L12 68H10L11 66ZM20 65V66H19ZM108 65H110L109 66V68H108ZM112 65H115V66H112ZM121 65H123V67L121 66ZM126 65V66H125ZM132 65H134V67L132 66ZM150 65V66H149ZM173 65V66H172ZM179 65H180V67L182 66V68L180 69V67H179ZM188 65V66H187ZM220 65V66H219ZM225 65V64H224ZM17 66H19V67H17ZM29 66V67H28ZM32 66H34L32 69L33 70H31V67ZM46 68H45V67ZM62 66V67H61ZM63 66L64 67H66L65 69L63 68ZM69 66V67H68ZM71 66V67H70ZM75 66V67H74ZM83 66V67H82ZM137 66H138V70L136 69L137 68ZM167 66V67H166ZM196 66H198V67H196ZM199 66H201L200 67V69H199ZM203 66V67H202ZM209 66V68H207ZM216 66V67H215ZM217 66H219L220 68L221 67H224V70H223V68H222V70L220 69V68H218ZM246 66L247 68L245 69L244 67ZM249 66L251 67V68H249ZM253 66V67H252ZM15 67H17V68H15ZM27 67V68H26ZM42 67V68H41ZM49 67V68H48ZM59 67V68H58ZM60 67H61V70H60ZM74 67V68H73ZM86 67V68H85ZM95 67V68H94ZM113 67H115V68H113ZM121 67V68H120ZM136 67V68H135ZM140 67H142L143 69H141ZM145 67V68H144ZM150 67V68H149ZM169 67V68H168ZM176 67V68H175ZM184 67V68H183ZM189 67H191V69L189 68ZM9 68V69H8ZM19 68H21V70H19ZM26 68V69H25ZM30 68V69H29ZM41 69V73H39L38 71L39 70H37V69ZM44 68V69H43ZM49 70H48V69ZM53 68V69H52ZM57 68V69H56ZM84 68V69H83ZM106 68H108L107 70H106ZM112 68H113V70L116 72V74L117 73H119V75L121 74V72L122 73H124L123 75L121 74V76H123V79L124 80H122V79H120V77L121 76H119L118 74H117V78H115L114 79V76H116V74H115V72L112 70ZM118 68V69H117ZM123 68H125V69H123ZM127 68H128V70H127ZM132 68V70H130ZM135 68V69H134ZM147 68H149V69H147ZM152 68H153V70H152ZM178 68V70H176ZM186 68V69H185ZM189 68V69H188ZM194 68V69H193ZM197 68V69H196ZM241 68H243L242 70H241ZM8 69V70H7ZM10 69H11V71H10ZM16 69V70H15ZM18 69V70H17ZM28 69V70H27ZM42 69H43V71H42ZM55 69V70H54ZM100 69V70H99ZM102 69V70H101ZM105 69V70H104ZM146 69V70H145ZM158 69V68H157ZM170 69V72L168 71ZM174 69V70H173ZM188 69V70H187ZM199 69V71H197ZM202 69H203V71H202ZM218 69V70H217ZM238 69V70H237ZM244 69H245V71H244ZM248 69V70H247ZM14 70H15V72H14ZM26 70V71H25ZM37 71L38 73H36V72H33V71ZM52 70V71H51ZM54 70V71H53ZM57 70H58V72H59V70H60V73H58L57 72ZM84 70H85V74L87 75H85V74H83L84 73ZM98 70H99V72H98ZM108 70H109V72H110V74H109V72H108ZM116 70H118V71H116ZM137 71V72H135V71ZM141 70V71H140ZM147 70H148V72H150L151 73V75H150V73H147ZM181 70V71H180ZM185 70H187V71H185ZM192 72L191 74H190V71ZM194 70H196L195 72H194ZM209 70V71H208ZM237 70V72H242V73H244V74H242V73H238L237 75H236V71ZM5 71L7 72L8 71V75H9V77L10 76H12V77H10L11 79H9L8 80V76H6V75H4V76H1V75H3V74H1V73H5ZM13 71V73H11ZM18 71V73H16ZM22 71V73H20ZM46 71H48V72H46ZM53 74H50V75H48L50 72ZM71 71H73L72 73H69V72H71ZM101 71V72H100ZM107 71V72H106ZM113 72V74H112V72ZM121 71V72H120ZM125 71V72H124ZM127 71V72H126ZM129 71V72H128ZM174 71H176V73L174 74ZM187 72V74L185 73V72ZM219 72V74H218V72ZM222 71H224V72H222ZM46 72V73H45ZM99 73V75H98V73ZM140 72V73H139ZM144 72H146L147 73V76L145 75L146 73H144ZM171 72H172V74H171ZM181 72V73H180ZM184 72V73H183ZM194 72V73H193ZM200 72V73H199ZM208 72V73H207ZM209 72H210V74H209ZM217 72V73H216ZM220 72H222V74L220 73ZM226 72V73H225ZM32 73H33V75L36 77V78H41L42 79V77H43V79L44 78H46V80L44 79H42V81H41V79L40 80H38V79H35V77L32 75ZM77 73V74H76ZM88 73H89V76H88ZM93 73H95V74H93ZM101 73H102V75H101ZM130 73V74H129ZM133 73V74H132ZM136 74V76H137V74L139 75V76H137L138 78L139 77H141L140 79H142V77H144V81H143V79H142V81L143 82H140L141 80L140 79H137V77H135L134 75ZM142 73V74H141ZM153 73V74H152ZM178 73H180V74H184L185 76H183V74L182 75H180V74H178ZM202 73V74H201ZM204 73V74H203ZM228 73V74H227ZM11 74V75H10ZM16 77V79H17V81H16V84L14 83V80H16V79H14L13 78V75ZM18 76H17V75ZM21 74V75H20ZM22 74H25V75H22ZM27 74H29L28 76L29 77H27ZM30 74L32 75V76H30ZM45 74V76H43ZM47 74V75H46ZM70 74V75H69ZM76 74V75H75ZM126 74H128V75H126ZM141 74V75H140ZM148 74H149V77H148ZM171 74V75H170ZM193 74V77L191 76ZM195 74V75H194ZM196 74H198V75H196ZM215 74V75H214ZM216 74H218V75H220V76H218V75H216ZM245 74H249V75H245ZM37 75H40V76H37ZM75 75V76H74ZM91 75H92V77H91ZM107 75H108V77H107ZM143 75V76H142ZM152 75H154L153 77L154 78H151L152 77ZM176 75H178L177 77H176ZM190 75V76H189ZM241 75H243V77H241ZM255 75V74H254ZM59 76V77H58ZM81 78H80V77ZM86 78H85V77ZM106 76V77H105ZM111 76V77H110ZM113 76V77H112ZM173 78H172V77ZM196 76V77H195ZM224 76H225V78H224ZM21 77H22V79H21ZM26 78V82L28 83L27 85H26V83H25V78ZM77 77H78V80H77ZM119 77V78H118ZM125 77V78H124ZM132 79H134L135 80V78L137 79L136 81H134V80H132ZM135 77V78H134ZM147 77V78H146ZM181 77H183L182 79H181ZM192 77V78H191ZM199 77V78H198ZM215 77V78H214ZM221 77H222V80H221ZM241 78V80L239 79V78ZM247 77V79H245ZM248 77H250V78H248ZM30 78V79H29ZM51 78V79H50ZM52 78H53V80H52ZM58 78H59V80H58ZM63 78V79H62ZM109 78V79H108ZM111 78V79H110ZM122 78V77H121ZM146 78V79H145ZM189 78V79H188ZM33 79H35V80H33ZM47 79H49V80H47ZM56 79V80H55ZM61 79V80H60ZM65 79H66V84L68 85V87L66 86V84L64 83V81H65ZM73 81H72V80ZM97 79V80H96ZM104 79H105V81H104ZM107 79H108V81H107ZM116 79H120L119 80V82H117V80ZM127 79V80H126ZM129 79V80H128ZM131 79V80H130ZM149 79V80H148ZM151 79V80H150ZM155 79V80H154ZM176 79H180V81H178V80H176ZM186 79H188V80H186ZM197 79V80H196ZM199 79V80H198ZM202 79V80H201ZM224 79H225V81H224ZM245 79V80H244ZM7 80V82L9 81H11L10 83L12 84V83H14V84H12V87H13V85H14V87L12 88V89H10L9 88V92H7V90H8V83L6 84L5 83V81ZM21 80V81H20ZM28 80V81H27ZM52 82H51V81ZM70 80V81H69ZM77 82H76V81ZM88 80V81H87ZM114 80H116V81H114ZM139 80V81H138ZM145 80H147V82H145ZM170 80V81H169ZM176 80V81H175ZM211 81V83L209 82V81ZM214 80V81H213ZM238 80V81H237ZM244 80V81H243ZM248 80V81H247ZM250 80V81H249ZM251 80H252V82H251ZM13 81V82H12ZM20 81V82H19ZM24 81V82H23ZM31 81V82H30ZM38 81V82H37ZM44 81H45V83H46V81H47V84H45L44 83ZM59 81L62 83H60L59 84ZM67 81H69V82H67ZM73 82V84L74 85H70V84H72V82ZM75 81V82H74ZM78 81H81V82H78ZM95 81V82H94ZM98 81H100V84H99V86H98ZM120 81H122V82H120ZM124 81H125V83H124ZM130 81H132V82H130V83H133L131 86L132 87H130V86H127V88H126V85H130L129 84V82ZM158 81H159V83H158ZM163 83H162V82ZM181 82V83H178V82ZM193 81V82H192ZM198 81H199V83H198ZM204 81V82H203ZM206 81V82H205ZM223 81V82H222ZM240 81V82H239ZM246 81V82H245ZM18 82H19V87L20 88H22V89H19V91L17 90L18 89V87H17V84H18ZM25 84H23V83ZM42 82V83H41ZM49 82V83H48ZM51 82V83H50ZM85 82V83H84ZM103 82H105V83H103ZM126 82H128L127 84H126ZM140 84H139V83ZM145 82V83H144ZM157 82V83H156ZM161 82V83H160ZM166 83V85H165V83ZM174 82V84H172ZM176 82V83H175ZM185 82H186V85H185ZM188 82V83H187ZM189 82H190V84H191V89H192V87L196 90V89H198V90H191V92H190V85H189ZM195 82H196V84H198V85H196L195 84ZM241 82H243V84H244V82H245V84H244V86H243V84L241 83ZM250 82V83H249ZM3 83H5V85H3ZM55 83V84H54ZM75 83H76V85H77V83H78V85L77 86H79V87H77L76 85H75ZM86 83H87V85H86ZM97 83V84H96ZM103 83V84H102ZM109 83V85H107ZM112 83V84H111ZM136 83H138L137 85H136ZM143 83V84H142ZM156 83V84H155ZM168 83V84H167ZM206 84V86H205V84ZM208 83V84H207ZM218 83V84H217ZM225 83V84H224ZM11 84H9L10 86H11ZM22 84V85H21ZM37 84H39V85H37ZM50 84V85H49ZM52 84V85H51ZM58 84V85H57ZM65 84V85H64ZM82 84V85H81ZM88 84H90V85H88ZM126 84V85H125ZM135 84V85H134ZM142 84V85H141ZM144 84H146V85H144ZM164 84V85H163ZM176 84H177V86H176ZM182 84V85H181ZM187 84L189 85L188 87H189V89H188V87H187ZM210 84H211V86H210ZM228 84V86H226ZM249 86L248 88H247V85ZM69 85H70V87H69ZM85 85V86H84ZM93 85H95V86H93ZM106 85V86H105ZM112 85V86H111ZM115 85V86H114ZM118 85H121L122 87H120V86H118ZM133 85H134V88H133ZM147 85H148V87L150 88H148L147 87ZM150 85V86H149ZM157 85H161V86H159V87H163V88H161V89H163V90H161ZM163 85V86H162ZM174 88L175 86L177 87H175L174 89L175 90H173L172 89V87ZM175 85V86H174ZM193 85V86H192ZM226 86V87H224V86ZM234 87H233V86ZM9 86V87H10ZM27 86V87H26ZM32 88H31V87ZM52 86V87H51ZM54 86V87H53ZM67 88H66V87ZM76 88H75V87ZM83 86V87H82ZM125 88H124V87ZM168 86H170V87H168ZM208 86V87H207ZM209 86H210V88H214V89H218L219 88V86L220 87H222V88H226V90L225 91H227V89L228 90H230V91H233V90H231V87H232V89H236V91L238 90V89H241L242 88V90H239V91H241L240 93H238L237 92V95L238 94H240L239 95V97H236V99H235V96H237V95H235V96H233V97H231V98H233V99H235L236 101H232V102H234V103H232V106H233V108H235V106L236 105H238L237 104V100H239V107L238 106H236L237 108H238V110H237V108H236V111H233V110H231V113L229 112L228 113V111L226 112V107H225V109H224V105H223V102H224V100H226V99H223L222 100V98L220 99L219 97V100L221 101V103H222V105L220 104H218L219 106H222L221 107V109H220V107L219 106H217V110H215L216 109V105H217V103L219 102L220 103V101L219 100H217L218 98L217 97H215V98H212V99H215L214 100V102H216L215 104L216 105H214L213 106V100H211L210 101V99H209V101H210V106L211 107H213V109H214V107H215V111H213V109H210V111L211 112H207L208 111V109H205V108H207L208 107V105L207 106H205V104H207L208 103V101H207V99L205 98V94H206V92L207 91H205L207 88H209ZM241 86V87H240ZM263 86V87H262ZM6 87H7V90H6ZM34 87V88H33ZM55 87L58 89H56L55 90ZM72 87H73V94H71L72 93ZM85 87V88H84ZM87 87L89 88V89H87ZM97 87V88H96ZM98 87H100V88H98ZM105 87H106V89H105ZM107 87H109L110 88V90H109V88L107 89ZM113 87V88H112ZM123 89V90H125V89H127L128 91H130L131 89V93H132V91H133V95L134 96H132L133 97V100L132 99H130L129 98V100H130V102H134V103H130L129 102V100H127L128 98L126 97V96H122L124 93H125V91H124V93H122L121 94V91H123V90H120L119 91V89ZM129 87V88H128ZM141 87H143L142 89H144V90H150V91H148V92H150V95H149V93H147V91H144V90H141L140 91V89H138V88H141ZM152 87V88H151ZM154 87H155V89H154ZM166 87V88H165ZM181 87V88H180ZM185 87H187V88H185ZM204 87H207V88H204ZM229 87V88H228ZM239 87V88H238ZM71 88V89H70ZM78 88H82L81 90L79 89L78 90ZM91 88H93V89H91ZM103 88V89H102ZM131 88V89H130ZM135 88H137V89H135ZM146 88V89H145ZM157 88V89H156ZM165 88V89H164ZM178 88L180 89V90H182V91H184V92H182V91H180V90H178ZM203 88V89H202ZM243 88H245V89H243ZM250 88L252 89V90H250ZM259 88H260V90H259ZM30 89H33V90H30ZM36 89V90H35ZM53 89V90H52ZM66 89V90H65ZM69 89V91H67ZM74 89H76V90H74ZM114 89H115V91L117 92V95H116V92L114 91ZM117 89V90H116ZM133 89H135V90H137V91H134ZM152 89V90H151ZM154 89V90H153ZM166 89H169V90H171L170 92L169 91H166ZM184 89H186V90H184ZM248 89V90H247ZM6 90V91H5ZM12 90V91H11ZM28 90V91H27ZM83 90V91H82ZM88 90H89V92H88ZM157 90H159V92L157 91ZM166 91V94H169L168 96H170V97H168L166 94H163L164 92H161V91ZM201 90H203V92L201 91ZM262 90V92H260ZM13 91H14V93H13ZM22 91H24V93L22 92ZM25 91L26 92H30V93H28V94H26L25 93ZM33 91V92H32ZM39 91V93L37 94V92ZM52 92V94H51V92ZM54 91H55V93H54ZM63 91V92H62ZM76 91V93H77V95L78 96H80V97H78V96H75L76 95V93H75V95H74V92ZM81 91V92H80ZM99 91H100V93H99ZM101 91H102V93H101ZM108 93V94H106V92ZM113 91V92H112ZM143 91V93L142 94H140L141 92ZM153 91H156V92H154L153 93V95H152V93L151 92H153ZM175 91V92H174ZM189 91V92H188ZM194 91V92H193ZM230 91H227V92H230ZM235 91V90H234ZM233 91V92H234ZM245 91V92H244ZM4 92V93H3ZM5 92L7 93L5 96H4V94H5ZM57 92H59V93H57ZM66 92V93H65ZM71 92V93H70ZM88 92V93H87ZM93 92V93H92ZM109 92H112V94H110ZM140 92V93H139ZM172 92V93H171ZM177 92V93H176ZM180 92H182L181 94H179ZM197 92V93H196ZM200 92H202V93H200ZM233 92L231 93V94H233ZM8 93H10V95L9 96H7L8 95ZM16 93H17V95H16ZM32 93V94H31ZM45 93V94H44ZM50 93V94H49ZM62 93L64 94V97H63V95H62ZM67 93H69L68 94V96H67ZM79 93V94H78ZM114 93V94H113ZM135 93H136V95H135ZM145 93V95H144V97H143V94ZM156 93H157V95H156ZM160 93H162L163 94V98L160 96V98L162 99V100H160V98H159V96H158V94L160 95ZM191 95L190 97H189V94ZM192 93V94H191ZM205 93V94H204ZM243 93V94H242ZM248 93H250V94H247ZM258 93V94H257ZM259 93H260V95H259ZM262 93V94H261ZM23 94V95H22ZM43 94V95H42ZM56 94H57V96H58V94H59V98L56 96ZM86 94H87V96H89V97H87L86 96ZM100 94V95H99ZM140 96H139V95ZM177 94H178V96H177ZM183 94V95H182ZM185 94V95H184ZM200 94L202 95H204V96H200ZM242 94V95H241ZM245 94V95H244ZM14 95V96H13ZM20 97H19V96ZM29 95V96H28ZM39 96V97H37V96ZM49 95H51V96H49ZM70 95H72L73 97H76V98H73V97H71V99L73 100V102H72V100H71V102H69L70 101ZM86 98V99H88V100H86L83 96ZM105 95V96H104ZM107 95V96H106ZM118 95L119 96H121V97H119L118 98ZM141 95H142V97H141ZM152 95V96H151ZM155 95H156V97H155ZM172 95V96H171ZM187 95V96H186ZM198 97V98H201V100L200 101H198V98H197V100H196V96ZM199 95V96H198ZM244 95V97H242ZM263 95V96H262ZM8 97V99H5V97ZM23 96H27V98L26 97H23ZM42 96H45V97H42ZM48 96V97H47ZM141 99H139L138 97ZM147 96H149L150 98H151V100L149 99V97L148 98H146ZM154 96V97H153ZM167 96V97H166ZM175 96V97H174ZM185 96H186V98H185ZM193 96V97H192ZM246 96V97H245ZM248 96V97H247ZM250 96V97H249ZM257 97V98H255V100H254V97ZM6 97V98H7ZM17 99H16V98ZM30 97V98H29ZM31 97H32V99H31ZM41 97V100L43 101H40V98ZM46 97H47V100H46ZM50 97V98H49ZM58 99H57V98ZM64 98V100H63V98ZM65 97H66V103H65ZM125 97H126V99H125ZM153 97V98H152ZM167 99H166V98ZM182 99H181V98ZM187 97H188V99H187ZM253 97V98H252ZM259 97V98H258ZM11 98H12V100H11ZM24 100H23V99ZM35 98V99H34ZM43 98V99H42ZM54 98V99H53ZM67 98L69 99V100H67ZM81 99V101H80V99ZM83 98H84V100H83ZM94 98V99H93ZM134 98H136V99H134ZM158 101V102H156V100ZM158 98H159V100H158ZM169 98V99H168ZM177 98V99H176ZM190 98V99H189ZM192 98H194V100H195V103H194V100L192 99ZM224 98V97H223ZM230 98V99H231ZM247 100H249L248 98H251L249 101H246V99ZM49 99H51V100H49ZM78 99V100H77ZM103 99V100H102ZM144 99H145V102H143L144 101ZM147 99H148V101H147ZM166 99V100H165ZM176 99V102L174 103V100ZM192 99V100H191ZM206 99V100H205ZM229 99V98H228ZM257 99H259V101L257 100ZM262 99V100H261ZM21 100V101H20ZM26 100V101H25ZM31 100H34V101H32L31 102ZM39 100V101H38ZM56 100V101H55ZM61 100H62V102H61ZM86 100V101H85ZM95 100H97V102L95 101ZM109 100V101H108ZM116 100V101H115ZM119 102H118V101ZM126 100H127V102H126ZM138 100V101H137ZM163 100H165V101H163ZM182 100V101H181ZM184 100V101H183ZM188 100V101H187ZM204 100V101H203ZM232 100V99H231ZM231 100H226V103H228L229 104V101H231ZM243 100V101H242ZM244 100H245V103H244ZM4 101V103H2ZM18 101H19V103H18ZM32 104H34L35 102V104L34 105H32V106H30L31 105V103ZM44 101H46L47 102V104H46V102H44ZM89 101V102H88ZM102 101V102H101ZM103 101H104V103H103ZM111 101V102H110ZM121 101V102H120ZM151 101H153L154 103L152 104V102ZM169 101V102H168ZM179 101V102H178ZM198 101V102H197ZM201 101H202V104H200L201 103ZM218 101V102H217ZM258 103H257V102ZM41 102V103H40ZM50 102V103H49ZM62 104H61V103ZM67 102H68V104L69 105H67ZM78 102V103H77ZM80 102V103H79ZM116 102V103H115ZM129 102V103H128ZM137 102V104H138V106H137V104L135 105V103ZM143 105V106H145V108L142 106V108H144V111H143V109H141V106H140V103ZM147 102H148V104L149 105H147ZM151 103V106H150V103ZM155 102L157 103L156 104V106H155ZM164 103V104H161V103ZM186 102V103H185ZM194 103V105H193V103ZM197 102V103H196ZM247 102H248V105H247ZM250 102V103H249ZM254 102V103H253ZM256 102V103H255ZM261 104H260V103ZM5 103H7V104H5ZM24 103V105H22ZM38 103V104H37ZM52 103V104H51ZM56 104V106L54 105V104ZM58 103H60V104H58ZM66 105H65V104ZM75 103V104H74ZM85 103V104H84ZM89 103H90V105H89ZM98 103V105H96ZM100 103H102L101 105H100ZM108 103V104H107ZM109 103H111V105L109 104ZM120 103H122V104H120ZM129 105H128V104ZM166 103V104H165ZM170 103H173V104H176V105H173V104H171L172 105V107L171 106H168ZM179 103V104H178ZM183 104V105H181V104ZM190 103V104H189ZM203 103H204V108L202 107L203 106ZM213 103V104H212ZM225 103V102H224ZM225 103V104H226ZM231 103V102H230ZM240 103H242V105H243V103H244V105L242 106ZM3 104V105H2ZM18 104V105H17ZM23 107V106H25V107H27V108H29V110L27 109V108H25L24 109V107L22 108V109H19V107H20V105ZM30 104V105H29ZM37 104V105H36ZM42 104V105H41ZM57 104H58V106H57ZM83 106H82V105ZM95 104V105H94ZM106 104H107V106H106ZM115 104H117V105H120V107H118L117 105H115ZM127 104V105H126ZM131 104V105H130ZM132 104H134L133 106H132ZM145 104V105H144ZM158 104H159V106L160 105H162V107L160 106V107H158ZM184 104H186V105H184ZM189 104V105H188ZM192 104V105H191ZM253 104V105H252ZM4 105H6V106H4ZM9 105V106H8ZM13 105V106H12ZM15 105V106H14ZM17 105V106H16ZM27 105V106H26ZM41 105V106H40ZM47 105V106H46ZM63 105H65V106H63ZM77 107H76V106ZM100 105V107H97V106H99ZM103 105H104V107H103ZM125 105V107H123ZM152 105H154L153 106V108H152ZM165 105V106H164ZM179 105V106H178ZM191 105V106H190ZM195 105H197L198 107H199V105L201 106L200 108H196L197 106H195ZM252 105V106H251ZM257 105V106H256ZM262 105V106H261ZM19 106V107H18ZM34 106V107H33ZM61 106V107H60ZM70 106H72V107H70ZM87 106V107H86ZM93 106H94V108H93ZM96 106V107H95ZM122 106V107H121ZM128 108H127V107ZM164 106V107H163ZM167 106V108H165ZM174 106V107H173ZM194 106V109L192 108ZM230 106H231V104H230ZM241 106V107H240ZM247 106V107H246ZM248 106H250V107H248ZM254 106V107H253ZM4 107V108H3ZM10 107V108H9ZM47 107V108H46ZM52 107V108H51ZM53 107H54V109H53ZM69 109H68V108ZM77 109H76V108ZM83 107V108H82ZM89 107V108H88ZM105 107H107V108H105ZM115 107V108H114ZM117 107V108H116ZM131 107L133 108V110L131 109ZM137 107H139L138 108V111H137ZM179 109H178V108ZM183 107H184V109H183ZM189 107V108H188ZM190 107H191V109H190ZM211 107H208V108H211ZM219 107V108H218ZM229 109L231 108L232 109V107H229V106H227ZM258 107H260V108H258ZM6 108H7V110H6ZM18 108V109H17ZM45 108V109H44ZM62 108V109H61ZM80 108V109H79ZM92 108V109H91ZM97 108H98V110H97ZM101 108V109H100ZM103 108V109H102ZM105 108V109H104ZM109 108V109H108ZM122 108V109H121ZM123 108H125V109H123ZM149 108H152L153 109V111L151 110V109H149ZM157 108H159V109H157ZM169 108H170V112L171 113H167L168 111H169ZM175 108V109H174ZM242 108V109H241ZM253 108H254V111H253ZM255 108H257V109H255ZM10 109V110H9ZM28 111H27V110ZM53 111H52V110ZM57 109V110H56ZM67 109H68V111L69 112H71V113H69L68 111H67ZM71 109V110H70ZM73 109V110H72ZM86 109V110H85ZM119 110V113H118V111H115V110ZM121 109V110H120ZM127 109V110H126ZM129 109H130V111H129ZM157 109V111H155ZM161 109H163V110H161ZM173 109V110H172ZM182 109H183V111L184 110H186V111H182ZM201 109H203L202 110V112H199V111H201ZM219 109H220V112H222V114L220 113V112H218L219 111ZM224 109V110H223ZM228 109V110H229ZM252 109V110H251ZM6 110V111H5ZM19 110V111H18ZM37 110H39V111H37ZM48 110V111H47ZM49 110H51V111H49ZM66 110V112L63 114V112ZM75 110V111H74ZM80 110H82V111H80ZM93 110V111H92ZM94 110H97V111H94ZM103 110V111H102ZM112 110V111H111ZM122 110H125L126 112H128V114H131V115H134L135 113V115H134V117L133 116H129L128 114H126V112L125 111H122ZM148 110H150V112L148 111ZM159 110H160V112H159ZM167 112H166V111ZM178 110V111H177ZM190 110V111H189ZM199 110V111H198ZM207 110V111H206ZM5 111V113H3ZM11 111V112H10ZM20 111H22V112H20ZM27 112V115L25 116V117H22V116H24L25 114H26V112ZM42 111V112H41ZM43 111L45 112V113H43ZM57 111V112H56ZM61 112L60 114H59V112ZM63 111V112H62ZM99 111H101V112H99ZM109 112V114H108V112ZM156 112V114H157V117H156V114H155V112ZM162 111L164 112V113H162ZM194 111V112H193ZM196 111H198V113L196 112ZM218 113H217V112ZM223 111H224V113H223ZM25 114H24V113ZM34 112H36V113H34ZM38 112V113H37ZM47 112V113H46ZM81 112H83L85 115L83 116V113L81 114ZM89 112H90V115H89ZM96 112H97V115H96ZM114 112H116V113H114ZM122 112V113H121ZM125 114H124V113ZM135 112V113H134ZM175 114H174V113ZM178 112V113H177ZM180 112V113H179ZM212 112H213V114H212ZM216 114H215V113ZM233 112H234V114H233ZM253 112H254V114H253ZM261 112V113H260ZM11 113V114H10ZM29 113H31V114H29ZM39 113H41V114H43L44 115V120H45V122H47V123H45L44 121L43 122H37V118H36V116L39 114ZM52 113V114H51ZM74 115H73V114ZM77 113V114H76ZM81 114V115H79V114ZM99 113V114H98ZM106 113V114H105ZM111 113V114H110ZM114 113V114H113ZM144 113V114H143ZM146 113V114H145ZM154 113V114H153ZM162 113V114H161ZM167 113V114H166ZM184 113V114H183ZM188 114V116H187V114ZM191 113H192V115H194V116H192L191 115ZM202 113V114H201ZM203 113H204V115H203ZM206 113V114H205ZM209 113H211V115L209 114ZM227 113V115L228 114H230V115H226L225 116V114ZM21 114H23L22 116H21ZM47 116H46V115ZM48 114H50V115H48ZM58 114V115H57ZM68 114H71V115H68ZM108 114V115H107ZM159 114V115H158ZM161 114V115H160ZM170 114V115H169ZM180 114V115H179ZM219 114V115H218ZM220 114H221V117H220ZM257 116H256V115ZM11 115H13V117L14 118H12V116ZM15 115V116H14ZM19 115L21 116V117H19ZM57 115V116H56ZM73 115V116H72ZM87 115H88V117H87ZM97 116L96 118L99 120H96L95 119V116ZM103 115L105 116H107V118H105V117H103ZM111 115H113L114 117H113V119H112V116ZM118 115V116H117ZM122 115H124L123 117H121ZM127 117H126V116ZM137 115V116H136ZM140 115V116H139ZM142 115H145V116H142ZM148 115H150V116H148ZM152 115V116H151ZM155 115V116H154ZM168 115V116H167ZM183 115V117L181 118V116ZM198 115H199V117H198ZM205 117H203V116ZM213 115H215V116H213ZM218 115V117H216ZM222 115H224V116H222ZM232 115V116H231ZM253 115V116H252ZM259 115V116H258ZM29 116V117H28ZM74 116H75V118H74ZM99 116L100 117H102V118H99ZM110 116V117H109ZM173 118H172V117ZM185 116L188 118H185ZM198 117V119H197V117ZM201 116V117H200ZM206 116H208V117H206ZM209 116H213V120L214 121H212L211 120V117H210V119H209ZM234 116V117H233ZM10 117V118H9ZM28 118V119H25V118ZM47 117V118H46ZM84 117V119L82 120V121H80L82 118ZM116 117H121V118H125L124 120H122V122H121V118L119 119V120H117V118ZM129 117H131V118H129ZM132 117H133V119H132ZM139 117V118H138ZM150 117V118H149ZM159 117V118H158ZM161 117H162V119H161ZM164 117V118H163ZM167 117V118H166ZM175 117V118H174ZM179 117V118H178ZM192 117V118H191ZM195 117H196V119L198 120V122H197V120L195 119ZM203 117V118H202ZM216 117V118H215ZM231 117V118H230ZM250 117V118H249ZM21 118H23V119H21ZM30 118V119H29ZM33 118H35V119H33ZM109 118V120H107ZM136 118H138V119H136ZM146 118V119H145ZM170 118V121L168 120ZM172 118V119H171ZM254 118H255V120H254ZM258 118V119H257ZM262 118V119H261ZM12 119H14V121L12 122ZM31 119L33 120V121H31ZM72 119V120H71ZM76 119V120H75ZM78 119V120H77ZM80 119V120H79ZM88 119H90V120H88ZM96 121H95V120ZM102 119H103V122L105 121V119H106V121L103 123L102 122ZM111 119V120H110ZM115 119V121L113 122L112 120H114ZM128 119H130V121H128ZM132 119V120H131ZM134 119H135V123L137 124H135L136 125V128L134 129V127H135V125H134ZM140 119H142V121L143 122H140L141 120ZM156 119V120H155ZM165 119V120H164ZM175 119V120H174ZM176 119H178L177 121H176ZM182 119H183V121H182ZM185 119L188 121V120H190L189 122L190 123H188L187 121H185ZM195 120L194 121V123H193V120ZM202 119V120H201ZM207 119H209V121L207 120ZM236 119V120H235ZM258 121H257V120ZM2 120V121H1ZM27 120H28V122H27ZM36 120V121H35ZM50 120H52V118H50ZM54 120H52L51 122H50V124L49 125H52L53 123H54ZM66 120V121H65ZM95 121V123H94V121ZM117 120V121H116ZM128 121V122H126V121ZM144 120H148L147 122L146 121H144ZM153 120H155L156 122H154ZM180 120V121H179ZM199 120L201 121V123H199ZM74 121V122H73ZM78 121H79V125H78ZM92 121H93V123H92ZM109 121H111V123L114 125V126H122V123L124 124L125 122V124H127V125H129L130 124V122L131 121H133V122H131V124H133L134 125V127H133V125H130V130L131 131H129V128H126V129H128L127 131H129V132H126V129L125 130H123L122 132L124 133V131H125V133L124 134H122V132H121V130H119V132H121V133H119V132H116V133H119V134H116V133H112L113 135H114V137H113V135L110 133V131H112L113 129H110V128H112L113 127V125L110 123L109 124ZM118 121H119V123H118ZM125 121V122H124ZM150 121V122H149ZM204 121H206V122H204V124H203V122ZM210 121H212V122H210ZM7 122V121H6ZM8 122V123H9ZM33 122V123H32ZM75 122H76V124H75ZM82 122H83V124H85V128L83 127L84 125L82 124ZM85 122V123H84ZM89 122V123H88ZM144 122H146L145 124H149L148 126L146 125L145 126V124H144ZM151 122H154V124L152 123L151 124ZM162 122V123H161ZM169 122V123H168ZM170 122L172 123L173 122V124H172V126H171V124H170ZM175 122V123H174ZM179 122H181V123H179ZM215 122V123H214ZM260 122H261V124H260ZM11 123H10V126H11ZM32 123V124H31ZM34 123H36V124H34ZM52 123V124H51ZM73 125H72V124ZM91 123H92V125H91ZM98 123V124H97ZM117 123V124H116ZM141 123V124H140ZM165 123H168V126H166L165 125ZM184 123V124H183ZM186 123V124H185ZM206 123V124H205ZM209 123H211V124H209ZM7 124V123H6ZM31 124V125H30ZM42 124H45V125H43L42 126ZM81 124V125H80ZM90 126H89V125ZM95 124V125H94ZM100 124V125H99ZM139 124H140V126L141 127H143V128H140L139 129ZM144 124V125H143ZM157 124H159L158 126H157ZM163 124V125H162ZM181 124V125H180ZM189 124H191V125H189ZM235 124V125H236ZM9 125V124H8ZM30 125V126H29ZM39 127H38V126ZM69 125V126H70ZM97 125V126H96ZM108 127H107V126ZM109 125H111L110 127H109ZM127 125L125 126V125H123L122 127L123 128H125V127H127ZM143 125V126H142ZM154 125V126H153ZM161 125L163 126V127H161ZM177 125V126H176ZM183 125H186V127L185 126H183ZM188 125V126H187ZM193 125V126H192ZM195 125H198V126H195ZM208 125H210V126H208ZM211 125H213V126H211ZM28 128H27V127ZM42 126V127H41ZM89 126V127H88ZM96 126V127H95ZM102 126V127H101ZM106 126V127H105ZM137 126H138V128H137ZM152 128H151V127ZM167 128H166V127ZM169 126H171L170 127V131H169ZM193 127L192 129H188V127ZM203 126V127H202ZM206 126V128H204ZM255 126V127H254ZM263 126V127H262ZM36 129H35V128ZM86 127L88 128V130L89 131H87V129H86ZM91 127V128H90ZM101 127V128H100ZM146 127V128H145ZM148 127V128H147ZM157 127V128H156ZM160 127V128H159ZM172 127H174V128H172ZM180 127H181V129L183 130V131H181V129H180ZM200 127V128H199ZM202 127V128H201ZM208 127V128H207ZM236 127V126H235ZM259 127H261L260 129H258ZM27 128V129H26ZM39 128H40V130H39ZM94 128V129H93ZM98 128H99V130L100 129H104V130H100V133H99V130H98ZM109 128V129H108ZM164 128H165V130H164ZM194 128H199L198 130H199V133H198V130L197 129H194ZM203 128H204V130H203ZM255 128V129H254ZM26 129V130H25ZM91 129V130H90ZM148 129L149 130V132H150V129L153 131V130H156L157 129V133L156 134H154V136H149V137H151V138H154V139H149V137H148V141H149V144H150V146L153 148V147H158V145H160V143H161V145H162V147H163V151H164V149H165V153L164 154H162L163 155V157L162 158H160L159 160H162L161 162L159 161L158 163L159 164H157V166L156 167H159V168H156L155 169V171H157V170H161L162 169V173H161V171L159 170V171H157V174L155 173V171L150 175V176H155V177H157L158 176V172H160V174H159V176L157 177V178H155V177H153L154 179H156V180H154V179H152V177L151 178H149L148 176H143L142 174H140L142 171H140V169L138 168V166H134L133 164H137L138 163V159L139 158H141L142 159V157L146 154L143 150H141L139 147V144H140V142H142V140L140 141L139 139H141V137H142V139H143V137H144V135H145V132H146V134H148L147 133V131L146 130ZM173 129V130H172ZM207 129V130H206ZM208 129H209V132H208ZM212 129H214L213 130V132L211 131ZM258 129V130H257ZM86 130V131H85ZM94 130V131H93ZM95 130H98V131H95ZM136 130V131H135ZM137 130H139L140 132L138 133V131ZM160 130V131H159ZM176 130H178V131H176ZM179 130H180V132H179ZM187 131V132H185V131ZM205 130H206V132H205ZM27 131V132H26ZM90 131H92V132H90ZM104 131H106V132H104ZM162 131H165V132H162ZM175 131V132H174ZM205 133V135L202 133ZM260 131V132H259ZM85 132H86V134H85ZM88 132H89V134H88ZM94 132V133H93ZM107 132H108V134H109V138H105L104 139V137H107L108 136V134H107ZM182 132V133H181ZM214 133L212 136H210V134H207L206 135V133ZM257 132H259V133H257ZM97 135H96V134ZM105 135H107V136H103L104 134ZM128 133H129V139H128ZM143 133V134H142ZM160 133V134H159ZM162 133V134H161ZM181 133V134H180ZM190 134V133H193V134H190V135H188V134ZM195 133H197V134H200V136L203 134V136H205L204 138H203V136L202 137H200V138H198V140H196L197 139V137H196V139L194 140V137L197 135H195ZM202 133V134H201ZM28 134H29V136H28ZM84 134V135H83ZM94 134V135H93ZM100 134L103 136V139L102 140H104V144L102 143L103 141L102 140H97V138H98V135L100 136ZM142 134V135H141ZM165 134V135H164ZM170 134H171V136H170ZM175 134H177L178 135V137H177V135H174ZM61 135V136H62ZM87 135V136H86ZM90 135V136H89ZM122 135V138L120 137ZM140 135H141V137H140ZM161 135V137H163V138H161V137H159ZM169 135V136H168ZM182 135V136H181ZM192 135V136H191ZM125 136H127V137H125ZM137 137V139H136V137ZM139 136V137H138ZM158 136V137H157ZM185 136V141H183V144H181V140L179 139V138H182V137H184ZM188 136V137H187ZM198 136V135H197ZM215 136V135H214ZM23 137V139H25ZM35 137V138H34ZM58 137V139H59V141L58 140H56V137H55V139L53 140V142H52V145H53V143L57 146H61L60 148L62 149L63 148V146H64V148H67V144H66V141L65 140H63L62 139V137H59V135L57 136ZM91 137V138H90ZM93 137V138H92ZM94 137H97V138H94ZM119 137V138H118ZM125 139H124V138ZM170 137H173V140H172V138H170ZM176 137V138H175ZM193 137V138H192ZM199 137V136H198ZM36 138H38V139H36ZM67 138H70V139H67ZM118 138V139H117ZM126 138H127V140H126ZM132 138H134V139H132ZM165 138V139H164ZM169 138H170V141H168L169 140ZM178 138V139H177ZM190 138H192V140H190ZM35 139V140H34ZM88 139H91V140H88ZM110 139H113L111 142L112 143H115V141L116 140H123L124 139V142H128V140H129V142L128 143H130V145H129V148H127V149H129L128 151L126 150V146L128 145V143H126L127 145L124 147V150H120V152H119V149H116L117 151H115V152H117L116 154H115V156L117 157V155H118V157H117V159L118 160H116V165H117V167L118 168H122L123 166L122 165H124V167L122 168V170H124L125 171V167H126V171L129 169L130 170V168H133L134 170H133V173L134 174H136L137 175V171H140L138 174L139 175H142L143 176V181H144V184H143V181L141 182L140 181V184H136V185H134V188L133 187H131V189H129L128 188V190L127 189H125V190H127V192H129V191H131L130 193L131 194H129V195H131V196H129V197H132V195H133V197L135 196L136 197V192H138L137 194H139V191H140V193H141V191H142V193L140 194V195H137V197L138 198H131V201H133V199H134V201H135V203H134V201L133 202H130L129 200V202L131 203V205H133L134 206V208L136 209H134L133 208V206H131V205H129V202H128V204L126 205V203H125V206H127L126 208L128 209H126V208H124L125 206H121L122 205V203L124 204V202L121 200V199H116V201L118 200V202H120L119 200H121L122 202L121 203H116V201H114L113 203H111L110 205L108 204V208L110 209H116L117 210V208L116 207H118V206H120V208L118 209V211L117 212H119V211H121L119 214L116 212V210H115V214H117V215H115L114 217L115 218H110V217H113V215L114 214H112V216H108L109 218H107L106 220L105 219H103L104 221L102 222V221H91V220H93V219H91L90 218V216L89 215H91V217H92V214L93 215H95V213L97 212L96 211V209L98 210L99 209V206H102L103 205V203L101 204V205H99V204H97L98 202H96L95 201V199H96V197L98 198V196L99 197H101L102 198V196H100V195H102V194H108V196L109 195H111L110 193H112V192H110V193H106L104 190H101L102 188H100L99 186H94V184H93V178H92V175H93V173L92 172H90V171H92V169H93V165L92 164H94V162H95V160L97 159V154H98V152L95 154V152L97 151V150H100V148H102L103 146V148L104 149H112L113 148V144L109 141ZM155 139L157 140V142L155 141ZM162 139H163V141H162ZM176 139V140H175ZM61 140H63V141H65V143H63V141L61 142ZM81 140H82V142H81ZM88 140V141H87ZM96 140H97V142H96ZM144 140V139H143ZM179 140V141H178ZM56 143H55V142ZM91 141V142H90ZM100 141H102V142H100ZM131 141V142H130ZM134 141V142H133ZM140 141V142H139ZM150 141H152V142H150ZM158 141H160V142H158ZM165 141H166V143H165ZM174 141V142H173ZM189 142L190 144H191V142H194L193 144H191L190 145V147H191V149H190V151H188V154L189 153H191V152H193V153H191V154H189V156L191 155H193L192 157L190 156V158H189V156L187 155V157L189 158H187L186 157V161L184 162V160H182V161H175V159H176V154H178V152H180V151H182V147L186 144V142ZM37 142H38V144H37ZM57 142H59L60 144H58ZM70 142V143H71ZM81 142V143H80ZM101 144H99V143ZM111 143V145H110V143ZM123 142V141H122ZM137 142L139 143V144H137ZM155 142H156V144H155ZM164 144H163V143ZM176 142V143H175ZM178 142L181 144V145H183V146H181V148H178V147H180L179 145H178ZM184 142H185V144H184ZM196 142V143H197ZM132 143V144H131ZM154 143V144H153ZM168 143H169V145H168ZM173 143V144H172ZM189 143H187V144H189ZM13 144V145H12ZM65 144L67 145V146H65ZM82 144V145H81ZM88 144H91L92 146H93V148L95 147L96 149H93L92 148V146L91 145H88ZM177 144V145H176ZM197 144H199V143H197ZM28 147H27V146ZM30 145H32V146H30ZM51 145V146H52ZM97 145V146H96ZM99 145V146H98ZM103 145V146H102ZM110 145V146H109ZM134 145V146H133ZM156 145V146H155ZM164 145H167V147L166 146H164ZM85 146V147H84ZM130 146H132V147H130ZM138 146V147H137ZM175 146H177V147H175ZM185 146H188V145H185ZM185 146H184V148H185ZM193 146H195V148H193ZM199 146H200V144H199ZM23 147V148H22ZM25 147V148H24ZM27 147V148H26ZM40 147V146H39ZM99 147V148H98ZM106 147V148H105ZM122 147V148H123ZM128 147V146H127ZM160 147V146H159ZM162 147H161V149H162ZM31 148H33V149H31ZM52 148H55V147H53L52 146ZM64 148H63V151H64V153L66 152V154L68 153V154H70L71 153V149H70V153H69V151L67 152V151H65L64 150ZM68 148V149H69ZM89 148V149H88ZM133 149L134 150V148H137V149H135L134 151L136 152H134L133 150V152L130 150V149ZM16 149V148H15ZM31 149V150H30ZM93 149V150H92ZM103 149V150H104ZM169 149V150H168ZM177 149L179 150V149H181V150H179L178 152H177ZM55 150H58L57 148L55 149ZM60 150V149H59ZM90 150H91V153H89L90 152ZM102 150V149H101ZM175 150H176V152H175ZM193 150H195L196 151V153H195V151H193ZM142 151V153L141 154H139L140 152ZM168 151V152H167ZM198 151V152H197ZM262 151V148H260V145H257L256 146V151H254V155L252 156V158H251V165H252V167H254L255 166V164H257V163H259V160H260V152ZM17 152V153H16ZM73 152V151H72ZM127 152V153H126ZM132 152V153H131ZM170 152V153H169ZM173 152H175V154L174 155H172L173 154ZM16 153V154H15ZM75 153V152H74ZM89 153V155H87ZM121 153V154H120ZM125 153V154H124ZM129 153V154H128ZM139 155H138V154ZM19 156H18V155ZM65 154V156H69V155H66ZM72 154V153H71ZM92 154V155H91ZM97 156H95V155ZM131 154V155H130ZM91 155V156H90ZM99 155V154H98ZM125 155V156H124ZM128 155V156H127ZM130 155V156H129ZM132 155H133V157L134 158H130V157H132ZM136 155V156H135ZM196 155H197V157H196ZM87 156L89 157V158H87ZM138 156V157H137ZM140 156V157H139ZM165 156V157H164ZM169 156V157H168ZM172 156H174V157H172ZM18 157H20V158H18ZM95 157H96V159H95ZM128 157L130 158V159H128ZM137 157V158H136ZM172 157V158H171ZM25 158V159H24ZM68 158V157H67ZM91 158V159H90ZM125 160H124V159ZM136 158V159H135ZM167 158H169L168 160H167ZM19 159V160H18ZM86 159H89V162L86 160ZM134 159L135 161L137 160V162L135 163V161L132 160ZM166 159V160H165ZM190 160V159H192V160H190V161H188V160ZM253 159V160H252ZM25 161V163H24V161ZM91 160V161H90ZM120 160V161H119ZM131 160V161H130ZM170 160H172V161H170ZM255 160V161H254ZM257 160H258V162H257ZM93 161V162H92ZM122 161V162H121ZM188 161V162H187ZM254 161V162H253ZM120 162V163H119ZM130 162V163H129ZM134 162V163H133ZM167 162H169V163H167ZM187 162V163H186ZM17 163H18V165H20V166H18L17 165ZM29 163V162H28ZM88 163H89V165H88ZM91 163V164H90ZM128 163H129V165H128ZM132 163V164H131ZM26 164V165H25ZM121 164V165H120ZM125 164H126V166H125ZM169 164V165H168ZM188 165L187 167H189L188 169H186V172H187V170L189 171L190 169H194L193 171H190L188 174L186 173H184L185 172V165ZM77 165V164H76ZM77 165V166H78ZM86 167H84V166ZM120 165V166H119ZM129 167H128V166ZM130 165H132V166H130ZM159 165V166H158ZM173 167V165H174V168H172L171 166ZM17 166V167H16ZM25 166V167H24ZM89 166V167H88ZM162 166V167H161ZM80 167H83V169L82 168H80ZM195 167V166H194ZM12 168V169H11ZM17 168H19V169H17ZM24 168V169H23ZM92 168V169H91ZM168 168V170H166ZM17 169V170H16ZM75 169V170H74ZM89 169V170H88ZM19 170H21L20 172H19ZM22 170H24V172L22 171ZM163 170H165V171H163ZM172 170V171H171ZM125 171V172H126ZM17 172V173H16ZM78 172V171H77ZM20 175H19V174ZM42 173V174H41ZM40 174L42 175H40V174H38V175H36V176H34L32 179H33V181L34 182H37L38 180H35V179H42L43 180V178H45L44 177V172H41ZM64 173H67V172H64ZM63 173V174H64ZM74 173V172H73ZM143 173V172H142ZM18 174V175H17ZM46 174V173H45ZM187 175V177L185 176V175ZM4 175V176H3ZM16 175H17V177H20V178H14V177H16ZM61 175H62V173H61ZM157 175V176H156ZM161 175V176H160ZM167 175V174H166ZM46 176V175H45ZM3 177V178H2ZM39 177V178H38ZM41 177H43V178H41ZM60 177V176H59ZM10 178V179H9ZM11 178H13V179H15L16 181H12L13 179H11ZM92 178V179H91ZM145 178V179H144ZM186 178V179H185ZM39 179V180H40ZM89 179H91V180H89ZM146 179H150V181L149 182H145V180ZM151 180H152V182H151ZM41 181V180H40ZM85 181H87L86 182V185H85ZM88 181H91V182H88ZM146 181H148V180H146ZM7 182H8V184H7ZM184 182H182V184H183V186L181 185L180 187V189L182 190H180V192L182 193L183 191H185V183ZM16 183V184H15ZM92 183V184H91ZM139 183V182H138ZM141 183L143 184V185H145L146 184V187L145 186H143V185H141ZM1 185H2V187L4 186V183L3 182H1L0 183V188H1ZM11 185H9V187L11 186ZM85 185V186H84ZM142 186V188L143 187H145V188H148L147 190H150V191H147V190H145V188H143V190H145V191H143L142 190V188L141 187H139V186ZM147 185H149L148 187H147ZM11 186V187H12ZM86 186H87V188L89 187V190L86 188ZM139 187L138 189L136 188V187ZM91 187V188H90ZM95 188V190L93 189V188ZM90 189H92V190H90ZM141 189V190H140ZM100 192H99V191ZM93 191H95V192H93ZM102 191V192H101ZM103 191L105 192V193H103ZM118 191V192H117ZM132 191H134V194H133V192ZM136 191V192H135ZM90 192V193H89ZM115 192V191H114ZM116 192H117V195H118V193L119 192H121V194L123 193V192H125L124 191V189H123V192H122V189L121 190H116ZM126 192V193H127ZM145 194H144V193ZM148 192H150V194H152V195H150ZM101 193V194H100ZM122 194V195H127V194ZM146 193H148L147 195H146ZM191 193V192H190ZM114 194V193H113ZM112 194V195H113ZM120 194V193H119ZM146 195V196H144V195ZM154 194V195H153ZM158 194V193H157ZM98 195V196H97ZM106 195H105V197H106ZM142 195V196H141ZM155 196V197H152V198H150V197H147V196ZM128 196V195H127ZM126 196V197H127ZM141 196V197H140ZM104 197V196H103ZM129 197H127V198H129ZM145 197H147L146 199H144ZM144 199L143 201L141 200V199ZM94 199V200H93ZM92 200V201H91ZM91 202H93L92 204H91ZM143 204H142V203ZM172 202V201H171ZM169 203V204H171L172 205V203ZM94 204V205H93ZM97 204V205H96ZM118 204V205H117ZM141 204V205H140ZM91 205L93 206V208L91 207ZM116 206V207H114V206ZM136 205V206H135ZM138 205V206H137ZM169 206V208L170 209H172L173 210V205L172 206ZM42 206H44L45 207V203L42 205ZM42 206H39V207H37L36 208V210H34V211H37V210H41V208H42ZM82 206V207H81ZM89 206V207H88ZM96 206V207H95ZM110 206V207H109ZM128 206H131V207H128ZM262 206H264V205H262ZM1 207V206H0ZM43 207V208H44ZM83 209V211H82V209ZM98 207V208H97ZM122 207V208H121ZM146 207V206H145ZM242 207L243 206H238V207H236V208H233V210H231L227 215H226V217L224 216V217H222V218H220V222L218 221V224H216V225H214L215 227H217L216 229H218V231L222 228L221 226L222 225H226L227 224V226L229 225V223H230V225H229V227L230 226H236V224L237 223H239V222H241V224H243L244 223V221H245V219H248L247 221L248 222H250V220L252 219L251 217L253 216H256L255 214H251V213H253V212H251L250 210L248 211L247 210V212H250V214L249 213H247V215H245L244 217V220H241V221H239V219H243V217H239L238 218V216H239V214H240V212L242 211ZM248 207V206H247ZM245 208V207H243V208H245V209H248V208ZM43 208H42V210H43ZM46 208V207H45ZM138 208V209H137ZM264 207H261L260 208V211H262V210H264L263 209ZM80 209V210H79ZM84 209H85V211H87V212H85L84 211ZM89 209V210H88ZM92 209H94V210H92ZM120 209H123V212H122V210H120ZM126 209V210H125ZM169 209V211H171ZM262 209V210H261ZM45 210V209H44ZM43 210V211H44ZM131 210V211H130ZM133 210V211H132ZM143 210H139V212L140 211H142V212H144ZM239 210H240V212H239ZM244 210V209H243ZM78 211H79V213H78ZM90 213H89V212ZM92 211V212H91ZM94 211H96V212H94ZM128 211H129V214H128ZM9 212V213H8ZM15 213V211H7V212H5V217L7 216V217H11L12 215L14 216V213ZM38 212H40V211H38ZM81 212H82V214H81ZM84 212V213H83ZM146 213H147V211H145ZM263 213H264V211H262ZM34 214L35 213H37V212H33ZM133 213V214H134ZM38 214V213H37ZM71 214H72V216L73 215H75L73 218L71 217ZM9 215V216H8ZM16 215H17V213H16ZM118 215H119V217H118ZM123 215V216H122ZM128 215V216H127ZM231 215V216H230ZM249 215V216H248ZM250 215H252L251 217H250ZM12 216V217H13ZM68 216V217H69ZM131 216H132V214H131ZM246 216H248V217H246ZM1 217V216H0ZM118 217V218H117ZM121 217H124V218H121ZM237 217V218H236ZM78 218H77V220H78ZM90 218V219H89ZM120 218V219H119ZM126 218H125V220H126ZM190 218V219H189ZM226 218V219H225ZM235 218V219H234ZM251 218V219H250ZM186 219H187V221H186ZM192 218H191V216H187L184 220L186 221V222H188V220L191 222L192 220H191ZM223 219V220H222ZM228 219V220H227ZM233 219H234V221H233ZM238 219V220H237ZM254 219V218H253ZM34 220V219H33ZM76 220V221H77ZM117 221V223H114V221ZM118 220H119V222H118ZM124 220V221H125ZM183 220V221H184ZM224 220H225V222H228V223H225L224 222ZM238 221V222H236V221ZM75 221V220H74ZM91 221V222H90ZM110 221V222H109ZM111 221H112V223H111ZM115 221V222H116ZM247 221H245V223H247ZM252 221V220H251ZM93 222V223H92ZM100 222H102V223H100ZM104 222H105V224H107V225H105L104 224ZM108 222V223H107ZM234 222H236V223H234ZM220 223V224H219ZM225 223V224H224ZM233 223V224H232ZM103 224V225H102ZM114 224V225H113ZM235 224V225H234ZM29 225H31V223L29 224ZM29 225H27V232H28V229H29ZM94 225V226H93ZM113 225V226H112ZM239 226H240V223L238 224ZM236 226V227H234V229H237V228H239V226ZM102 226V227H101ZM223 226V227H224ZM94 229H93V228ZM95 227H97L96 229H95ZM101 227V228H100ZM107 227V228H106ZM122 227V226H121ZM149 229H151V226H147ZM106 228V229H105ZM220 228V229H219ZM231 228H233V227H231ZM25 229V230H26ZM90 229H92V230H90ZM101 231V233H103L102 235L100 234V231ZM104 229V230H103ZM112 229L110 230V231H112ZM137 228H135V230H136ZM214 230L212 231V232H214L216 229L215 228H213ZM74 230V229H73ZM129 229H125V233H126V231H128ZM132 230V229H131ZM135 230H133L134 232H136ZM253 230H254V228H253ZM98 231V232H97ZM217 231V230H216ZM216 231L214 232V233H211V232H209L208 234H206L207 232H205V234H203V232H201V230H200V232L198 231H195L194 233H193V236L195 237V238H193V240L195 241L194 243H197V244H195V245H193L194 247H195V249L196 248H200V249H198L197 250V252L196 251H194V252H192V253H190L191 255L194 253H198V251L199 250H203L202 251V253L199 251V253L198 254H200V255H198L197 254V258L195 257L196 256V254L195 255H192V256H194L195 257V259H197L198 261H200V262H198L197 260H196V264H204L203 263V261L207 258V253L209 254V250H208V248L210 249V250H212V246L211 245H213V243H214V238H216V237H214V236H216ZM255 231H256V229L254 230V232L253 233H255ZM74 232H76V231H73V233H72V231H71V234H75ZM104 232L106 233V234H104ZM109 233V235H108V233ZM129 232H130V230H129ZM129 232H127V234L126 235H129ZM133 232V233H134ZM70 233V232H69ZM91 233V234H90ZM132 233V234H133ZM198 233H200V234H198ZM211 233V234H210ZM93 234V235H92ZM100 236H99V235ZM195 234V235H194ZM214 236H213V235ZM90 235V236H89ZM108 235V236H107ZM204 237H202V236ZM236 235V234H235ZM17 236L20 238V235L19 234H17ZM17 236L15 235V236H12V238L16 241V242H18L17 244H16V242L14 243V241H13V239L12 238H10L12 241H13V244L15 245L13 248H15L16 250H14L13 248H10L9 250H8V254H14V252H15V256L17 257V255H18V257L20 256L21 257V259H23V258H25V257H22L21 256V254H18L19 253V250H18V247L16 248V245L17 246H19V240H18V238H17ZM71 236V235H70ZM87 236H89V237H87ZM92 236V237H91ZM99 236V237H98ZM103 236H106V237H104L103 238ZM192 236V237H193ZM213 236V237H212ZM239 236V237H238ZM17 238V240H16V238ZM97 237V238H96ZM108 237V238H107ZM199 237V238H198ZM211 237H212V239H211ZM238 237V238H237ZM5 239H7V238H9V237H4ZM4 238H2V236H1V239L2 240H4ZM93 238V239H92ZM95 238V239H94ZM209 238V239H208ZM232 238H234V240L235 241H239L240 239H241V241H239L240 243H243L242 241H243V238H241L240 237V235H236V237L235 236H233ZM108 239V240H107ZM201 239V240H200ZM239 239V240H238ZM90 240H91V243H90ZM93 240H94V243H93ZM108 242H110V243H108ZM206 240H207V242H206ZM113 241V242H112ZM197 241V242H196ZM201 241H202V244L203 243H206V244H203V245H205V247L201 244ZM213 243H212V242ZM199 242V243H198ZM211 242V243H210ZM100 243V244H99ZM112 243H114V244H112ZM155 243V242H154ZM207 243H209V244H207ZM239 243V244H240ZM94 244V245H93ZM112 244V245H111ZM199 244V245H198ZM92 245V246H91ZM109 245V246H108ZM114 245V246H115ZM158 245V244H157ZM160 245V244H159ZM196 245H198V247L196 246ZM90 246V247H89ZM99 247V249L97 248V247ZM101 246H103V248L101 247ZM156 246V245H155ZM214 246V245H213ZM95 248V249H93V248ZM162 247V246H161ZM203 249H202V248ZM85 248V249H84ZM130 248H132L131 246H130ZM129 248V249H130ZM206 250H205V249ZM256 249H257V246L255 247ZM254 248V250L252 251L253 253L254 252H256L255 249ZM105 249V250H104ZM127 250V249H125L124 250V252L127 250L128 252H118L117 253V255L113 258V260H115V261H112V263L113 264H115V263H117L116 261H121L122 259H120V258H122L123 257V253H124V256L127 258V257H129L128 256V254L130 255V251H131V253L133 252V250L134 249H130V250ZM214 249V248H213ZM18 250V251H17ZM78 250V249H77ZM108 250V249H107ZM188 250V249H187ZM186 250V251H187ZM207 251V252H205V251ZM123 251V250H122ZM190 251V249L187 251V252H189ZM209 251V252H208ZM98 254H97V253ZM251 252V253H252ZM257 252L259 253L260 251H258L257 250ZM103 253V254H102ZM119 253H120V256H119ZM128 253V254H127ZM135 253V251L133 252V254ZM204 253H206V255L204 254ZM5 254H7V252L5 253ZM126 254V255H125ZM133 254H131V255H133ZM204 254V255H203ZM255 254H256V256H257V253H254V255L253 254H249L251 257H254L255 256ZM90 255H92L93 256V258H94V260H93V258H91L90 257ZM130 255V256H131ZM264 254H261V252L259 253V255L256 257H254V259L253 258H251V259H253V261H255V263L254 264H256V262H257V264H258V262H259V260H258V258L260 259V260H262V261H260V263L262 264L263 263V261H264V257L261 259V257L263 256ZM98 256V257H97ZM102 256V257H101ZM142 256V255H141ZM141 256H139L138 258H143V257H141ZM199 256H201L200 257V259H199ZM17 257V258H18ZM116 257H118V260H117V258ZM202 257H206L204 260L202 259ZM16 258V259H17ZM27 258H29V260L31 259V260H33L32 259V257H30V256H26V258L25 259H27ZM126 258H124L123 257V260L124 259H126ZM138 258H137V264H139V263H144V258L143 259H139V260H143L142 262L141 261H139L138 260ZM19 260V263H20V258L19 259H17V261ZM30 260V261H31ZM89 260H91V261H89ZM96 260V261H95ZM99 260V261H98ZM26 261V260H25ZM29 261V262H30ZM120 261H119V263H120ZM155 261H157V260H155ZM154 261V264H159L158 263V261H157V263ZM201 261H202V263H201ZM215 261H220V262H218V263H220V264H224V261H223V258L222 257H219V259H215ZM214 261V262H215ZM223 261V262H222ZM21 262H24L23 260H21ZM28 262V261H27ZM27 262H24L25 264L27 263ZM98 262V263H97ZM198 262V263H197ZM216 262V263H217ZM23 263V264H24ZM190 263V262H189ZM188 262L186 263V264H189ZM213 262H210V264H212ZM216 263H213V264H216ZM217 263V264H218ZM259 263V264H260ZM11 264H14V263H11ZM22 264V263H21ZM27 264H32V263H27ZM118 264V263H117ZM152 264V263H151ZM194 264V263H193ZM207 264H209V262L207 263Z\"/></svg>",
	"mask_w": 264,
	"mask_h": 264
}]
</instances>
